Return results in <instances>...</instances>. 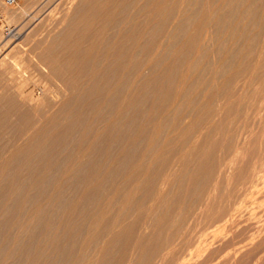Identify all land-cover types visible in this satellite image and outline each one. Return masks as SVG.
Masks as SVG:
<instances>
[{"label":"rangeland","instance_id":"rangeland-1","mask_svg":"<svg viewBox=\"0 0 264 264\" xmlns=\"http://www.w3.org/2000/svg\"><path fill=\"white\" fill-rule=\"evenodd\" d=\"M90 0H88V2H89ZM96 1V0H95ZM103 1V0H102ZM102 1H97L96 3L98 4H95L94 3V0H91L90 1V3H88L87 2V0H18L17 1V3L15 4V5H13V6H7V5H5L3 2H1L0 1V264H85L86 262V264H92V262H93V264H96V262H97V264H121L122 263V261H120V260H122V259H125L124 260V262L122 263V264H133L134 262H135V260H136V262H135V264H153L154 262V264H165V263H162L161 262V259H163V260H165V258H166V260H165V262H166V264H167V261H168V264L174 259L173 257H170L171 256V253H173V254H175L176 255V257L174 256V255H172V256H174L176 259H175V261L173 260L171 263L172 264H264V200H262V199H264V140H263V138H264V109H262V108H264L262 105H263V99H264V95H262L261 94V99H258L257 100V96H259L260 94H259V92L261 93L262 92V88H263V90H264V86L262 87V85H261V80H262V78H264V77H261V78H259V77H257V78H255L254 80L255 81H257L258 80V78H259V80H258V82H260V85H257L258 84V82L256 83L254 80H253V76H251V74H249L248 76H250L251 78H252V80L251 79H249V77L246 79V82L244 83V81H243V79L244 78H246L247 77V73L246 74H244L245 76H241V75H243V74H239V76H236L237 78L239 77L242 81H243V84H239V83H242V81L241 82H237V84H239V86L236 84V82H233V85H235L236 87H237V89H238V93H239V91H242V90H247V89H244V87L248 84V85H250V86H252V87H254V85H255V83H256V85H255V87L254 88H257L256 86H258L261 90H259V91H254L253 89L254 88H252V87H250V86H246V88H248V91H243V92H241L242 94H241V98H238L239 96H236V95H238V93H236L234 96L235 97H237L238 99H244V103L246 102V100L248 101V102H250L249 103V105H250V107H256V108H251V109H253V110H249L250 108H248L249 107V105H248V107H246L247 106V104L248 103H245L246 105H244V103L242 104L243 106H245V108L243 107L242 108V105L240 106V108H242L240 111H242L243 109H245V111L243 110L242 112L244 113L245 112V114L247 115V117H246V115L245 114H243L242 112V114H238V113H240V112H238V111H236L237 109H235L234 110V112L233 113H231V114H233V115H230V113H229V115H227L226 114V108L224 109V106H226L227 107V104L228 103H230V102H228L227 103V100L225 99V98H227V97H225V95H227L226 93L224 94V92L226 91H223L224 90V88H226V87H224L223 86V81H222V79L224 78V79H226L227 80V78L229 77L230 78V75H232V70L233 69H235L234 68V66H239V63H240V61H238L239 59H241L240 57L243 55H241V51H242V53H245V52H243V49H245V47H246V45H247V43L249 42V38L250 37H254V38H256V43L254 42V40H253V42H250V49L249 50H251V51H254V53H253V56H255V53H256V55H257V50H258V53H259V50H260V52H261V50L262 51H264V48H263V46L262 45H264V42L261 40V33H260V30H259V19L260 18H262L261 16H262V11H261V9L260 8H264L263 6H264V0H254L251 4H252V6L251 5H241L239 8H237V11L233 8V9H231V8H223V9H218V7L220 6V2L219 1H222V0H213L212 2H211V0H210V3L208 4L207 2H209V0L208 1H206V0H198V2L196 1V0H194V2L195 3H193V6L191 5V3H192V0H187L188 2L187 3H185V1L186 0H181L182 2H184V4H185V6L186 7H184L183 6V4L181 5V6H183V7H179V8H185V9H183L182 11H183V13L181 12V9H179V8H177V9H179L180 11H178L177 12V14H179V12H180V14H182V16L180 17L179 15H177L175 12L173 13V15L171 14V16H172V20H175V21H178V20H180L182 17H183V19H185L186 18V15L188 14V13H186V14H184V12L186 11V12H191L192 13V15L190 14V12H189V16H187L188 17V20L186 19V21H183L184 23L186 22V24H184V25H186V26H184V27H182V23H181V21L179 22V24L181 23V26L178 28V30L180 29L181 30V33H183V34H181L180 33V31L179 32H177L178 30L176 29L175 30V28H171L170 26L168 27V24L170 23V22H168V20H170L171 22H172V20L171 19H165V20H161L160 18H163V17H165V18H167L166 16H167V14H169L168 15V18H171V16H170V10H172L173 11V5H174V3L176 2V0H175V2H171L172 0H169V1H167L168 3H167V5H169V2H170V8H171V6H173L172 7V9H170V10H168V13H166V11L164 10L163 11V14H160V15H158L159 16V18H157L158 16L157 15H155L154 13L153 14H151L153 17H151V15H149L150 13H146V12H143V11H145V10H147V9H145L146 7H149V5L147 4V3H143V1L144 0H142V1H140V0H138V2L140 3H138L136 0H134V2H132V3H136V4H139V5H141V6H139V7H141L142 9H143V7L145 6V8H144V10H140V8L138 7V9L140 10V15L141 14H143V15H145L146 14V16H144V19H143V15L142 16H140L139 14L137 15V16H135V15H133V14H137V12H139V10L138 9H134L135 7H132V4H130L129 6H128V8H127V10L126 11H128V10H130L131 9V11L133 12V13H131V11H128V12H125V16L124 15H122V13H118V11L117 10H115V12H117L116 13V15L114 14V12H112V10H113V8H112V10H110V11H108L110 8L108 7V5H107V7H105V3L108 1V0H104L103 1V4H102ZM136 1V2H135ZM153 2H150L149 0L147 1L148 3L150 2L151 4H152V6H155V3L154 2H158V1H163L164 2V0H152ZM177 1H179V0H177ZM200 1V2H199ZM202 1V2H201ZM244 1H246V0H244ZM89 4V5H87V3ZM91 2H92V4H91ZM109 3H111V4H113V2L114 1H108ZM144 2H146V0L144 1ZM196 2H197V4H199V8L198 7H196V6H194V4L196 5ZM216 2H218V3H216ZM108 3V4H109ZM143 3V4H142ZM149 3V4H150ZM171 3H172V5H171ZM201 3V4H200ZM213 3H215V5H213ZM253 3H254V6H253ZM90 4L91 5H93V7L96 9H94V8H92V7H90ZM111 4H109L110 6H111ZM136 4H134V5H136ZM147 4V5H146ZM151 4H150V6H151ZM154 4V5H153ZM158 4V3H157ZM165 4H166V1H165ZM104 6L103 8H105L104 10L106 11V13L104 14V13H99V11H97L98 9H100V11H102L103 12V8L101 9L100 8V6ZM133 5V6H134ZM189 5H191V7L189 6ZM206 5V6H205ZM262 5V6H261ZM86 6H87V8H86ZM99 6V7H98ZM151 6V7H152ZM166 6V5H165ZM208 6L210 7V8H214L215 7V9H211L210 10V16H212L211 17V20L209 21V24L208 23H205L206 25L208 24V26H206V25H204L203 24V26L201 25L200 26V30H199V25L198 24H201L202 23V19L203 18H201V16H204V15H201V16H199L198 17V15H200V14H202V13H204V12H207L206 10H208L209 11V8H208ZM250 6V7H249ZM193 7H196L195 9H193ZM242 7V8H241ZM259 7V8H258ZM92 8V9H91ZM107 8V9H106ZM136 8H137V6H136ZM190 8V9H189ZM206 8H208V9H206ZM217 8V9H216ZM246 8V9H245ZM249 9V11H247L248 9ZM84 9V10H83ZM85 9H87V10H85ZM149 9H150V7H149ZM153 9V8H152ZM166 10L167 9H169V6H168V8H167V6H166V8H165ZM192 9V10H191ZM206 9V10H205ZM238 9H240V11H238ZM243 9V10H242ZM244 9L246 10V12L244 11ZM251 9H253L252 10V12H251ZM258 9H259V12H258ZM185 10V11H184ZM188 10V11H187ZM194 10V11H193ZM213 10V11H212ZM242 10V11H241ZM263 10V9H262ZM84 11H85V13H84ZM86 11L87 12H91L90 13V16H89V13H87L86 14ZM93 11V12H92ZM95 11V12H94ZM104 11V12H105ZM137 11V12H136ZM148 11H150V10H148ZM197 12V15H194V12ZM203 11V12H202ZM212 11V12H211ZM225 11V12H224ZM227 11V12H226ZM230 11H231V13H230ZM233 11H235V12H233ZM81 12V13H80ZM110 13V16H109V13ZM153 12V11H152ZM196 12H195V14H196ZM202 12V13H201ZM237 12V13H236ZM238 12H240V13H242V15L243 14H246V13H248V14H246L247 15V17H245V15L244 16H242L241 14H239ZM244 12V13H243ZM253 12L254 13H256V15L254 14V16L256 17V19L254 20V16H252L253 15ZM261 12V13H260ZM95 13H97L96 15L97 16H93V17H98V19H99V17H100V19L102 18V20L104 21L105 19V21H104V23H103V21H102V23L101 22H95V19L96 20H98L97 18H93L92 17V15ZM111 13H112V15H111ZM127 13H129V14H127ZM130 13L132 14L131 16H132V18H131V16H130V18H128V15H130ZM172 13V12H171ZM199 13V14H198ZM234 13V14H233ZM260 15H259V14ZM86 14V15H85ZM102 14V15H101ZM103 14H104V16H103ZM114 14V15H113ZM123 14H124V12H123ZM175 14V15H174ZM205 14V13H204ZM81 15V16H80ZM85 15V16H84ZM87 15H88V17L90 18V17H92V18H90L89 20H91V21H87ZM99 15H101V16H99ZM105 15L107 16L108 15V17H110L109 18V20L107 19V17H105ZM149 15V16H148ZM236 16V19H235V16ZM15 16V17H14ZM83 16V17H82ZM103 16V17H102ZM119 17V16H123V17H119L120 19H119V22H121V21H123V22H125V23H127L126 21H127V19H129V21H128V23H130V21H132L131 23L132 24H134V25H137V24H140L141 23V21L144 23H141L140 25H142L143 24V26H142V28H143V30H141V29H139V28H141L140 27V25L137 27V29H139V31L137 30V35L139 34L138 32H140V35L142 36V34H145L144 35V37H150V35L148 34L147 35V33L146 32H148V30H149V28H148V30L147 29H145L144 27L146 26V27H150V30H151V26L153 27H155V28H153L154 30H153V32H155L156 30H158L156 27H157V25H156V23H157V21L158 20H156V19H160L161 20V22L162 21H164V22H166V20H167V24L166 23H164V24H166V26L165 25H163V27L165 26V30H163V31H168V32H166V34H170L169 36L167 35L166 36V34L164 33V32H162L163 33V38L165 39V38H169V40H168V38L166 39V41L163 39H160V38H162V33L161 34H157V37L160 39H157V37L156 36H154V35H152L151 36V38L154 36V37H156V39H157V41H158V43L161 41V42H163L161 45H159L158 43V47H159V49H158V47H157V45L155 46V43L157 42V41H152L153 39H151V38H149V40L151 39V41L152 42H154V43H152V42H150V43H152V47H151V45H150V43H149V41H147L146 39H144V40H146L145 42V44H148L149 43V47H151V48H153V46H155V48H153V50L151 51L150 50V55H151V52H153L154 51V49L155 50H158V52H153L154 54H158V55H160L159 56V58L157 57V55H156V57H157V59L159 60V61H161V64H159L160 62L158 61L157 62V59H156V57L154 56V54H152L151 56H153V58L151 59V58H149L148 59V57H142L141 55H143L144 53L143 52H145L144 50H143V52H137L136 51V53H138V54H140V57H142V60L143 59H145V58H147V59H145L146 60V62L149 60V61H151V60H153V62L155 61V62H157V63H153L152 61L151 62H148L147 63V65H146V62H144L145 63V65L146 66H148V67H145V65L142 67V66H140V65H142V60H140V65L138 64V62H139V60L138 59H136L135 61H137V64L139 65V70H141V71H139L138 69H137V65L135 64V67H136V69H134V70H136L137 72L139 71V75H140V73H142L143 72V74H144V72H145V75H143V74H141L142 75V77L141 76H139V77H141V79H143V78H146L147 77V73L149 72V74H148V76H150V77H152L151 75H153V76H155L154 78V80L155 81H153V77H152V79L151 80H147V79H149L150 77H148L147 79H144V80H146V81H144V80H142L141 81V79L140 78H138V76H136L137 74H135V76L137 77H135L134 78V75H132V74H134V73H136V71H134L130 76H133V80L135 81V86H134V82L132 83V81H130L131 80V78L129 79L128 77L127 78H124V77H121L122 75L121 74H119L118 72H116L115 70H113V66H115L116 65V63H111V61L112 60H115V59H117L116 58V56H117V54H115V52H116V48L118 47L117 45V43H113V41H109L110 39L112 40V38H113V36L115 37L114 39H117L116 41H114V42H118L119 41V39H118V33L121 31V30H119L117 27H113L112 26V28H111V18L114 20V17ZM127 16V17H126ZM133 16H135V17H133ZM142 17L141 19L140 18H137V17ZM170 16V17H169ZM174 16L175 17H177V16H179V18L177 17V18H174ZM184 16H185V18H184ZM259 16V17H258ZM80 17V18H79ZM104 17H105V19H104ZM147 17V18H146ZM148 17H150V18H153V19H151V20H153V22L155 21L156 23L154 24V25H152L153 23L152 22H150L151 20H150V18H148ZM194 17V18H193ZM214 17V18H213ZM231 17V18H230ZM246 18V19H243V18ZM254 17V18H253ZM87 18V19H86ZM134 18H135V20H134ZM156 18V19H155ZM189 18H190V20H189ZM193 18V19H192ZM199 18H201L200 20H199ZM77 19V20H76ZM84 21V20H86L85 22H81L82 20ZM99 19V20H100ZM134 21H133V20ZM146 19H148V20H150L148 23L146 22V21H148V20H146ZM164 19V18H163ZM178 19V20H177ZM197 19V20H196ZM216 19V20H215ZM219 19V20H218ZM223 19V20H222ZM232 19H234V20H232ZM263 19V18H262ZM78 20H80V21H78ZM136 20H140L139 22L138 21H136ZM146 20V21H145ZM159 20V21H160ZM224 20H225V22H224ZM232 20V21H231ZM239 20H242L243 21V24H242V21L240 22ZM248 21L247 23H246V21ZM251 20H253V21H251ZM264 20V19H263ZM74 21H78L77 23L76 22H74ZM94 21V22H93ZM101 21V20H100ZM110 21V22H109ZM145 21V22H144ZM158 21V22H159ZM189 21H190V23H189ZM191 21H193V22H191ZM223 23H222V22ZM238 21H239V23H238ZM256 21V22H255ZM74 22V23H73ZM93 22V23H92ZM107 22H109V23H107ZM134 22V23H133ZM136 22H138L137 24H136ZM174 22V21H173ZM197 22H200V23H197ZM233 22V23H232ZM234 22H237V23H235L234 24ZM90 24V25H92L93 24V26H86L85 24ZM92 23V24H91ZM122 23V22H121ZM125 23H123V24H125ZM146 23V24H145ZM152 23V24H151ZM194 23V24H193ZM222 23V24H221ZM226 23V24H225ZM246 23V25H247V30H245L246 32H242V34H240L241 33V31L240 32H236L235 30H237V31H239L238 29H235V26L234 25H236V24H238L239 26H241V27H239L238 25H237V28L239 27V28H241V30H244L245 28H246V25H244ZM75 24H77V28H78V32H76L75 30H77V28L75 27ZM105 24V25H104ZM106 24H108V25H110V26H108L107 25V27H106ZM149 24H151V25H148ZM198 26H197V25ZM215 24V25H214ZM231 24H234V25H231ZM83 25V26H82ZM86 27H85V26ZM133 25V26H134ZM145 25V26H144ZM244 25V26H243ZM73 26H74V28H73ZM97 26H98V28H99V26L102 28V30H101V28H99L100 30H98V28H97ZM195 26H197V27H195ZM211 26V27H210ZM234 26V29L232 28L231 29V27H233ZM243 26V27H242ZM93 27V29H91ZM108 27H110L111 29H109ZM166 27L167 28H169V30L168 29H166ZM182 27V28H181ZM195 27V28H194ZM205 27V28H204ZM206 27H208L207 29H206ZM76 28V29H75ZM83 28V29H82ZM86 28V29H85ZM87 28H89V31L88 32H91L90 30H92V32L94 31V34L91 32V33H88L87 32ZM96 28V29H95ZM114 28V29H113ZM170 28H171V30L172 29H174V30H172V31H170ZM177 28V27H176ZM193 28H194V30H193ZM203 28V29H202ZM224 28V29H223ZM72 29V30H71ZM103 29H104V35L105 36H107L108 37V39L107 40H105L104 42L105 43H103V41L102 40H104V39H101V37L103 36ZM110 31H109V30ZM144 29L145 30H147L146 32L144 31ZM197 29H198V31H200L199 32V34L197 33L198 31H197ZM201 29L202 30H204V29H206V30H204L205 32H204V34H205V36H204V34H203V32L201 31ZM219 29V30H218ZM222 29H223V31H222ZM258 29V30H257ZM10 30V31H9ZM74 30V32H76V33H78V34H74L72 31ZM82 30V31H81ZM101 31L100 33H97L98 31ZM117 30V31H116ZM119 30V31H118ZM141 30V31H140ZM185 30V31H184ZM193 32H191V31ZM97 31V32H96ZM142 31L143 32H145V33H142ZM183 31V32H182ZM197 31V32H196ZM207 31V32H206ZM209 31V32H208ZM80 32H82V33H80ZM86 32V33H85ZM97 34H100V36L101 37H99L100 39H98V37L96 38V36H99V35H96V33ZM123 32V31H122ZM149 32H152V31H149ZM158 32H161L160 30H158ZM170 32V33H169ZM174 32V33H173ZM179 33V34H181V35H179V34H177V33ZM194 32H196L195 34H194ZM220 32V33H219ZM231 32H235V33H237V36H235V34H233V37H232V35L231 34H229V33H231ZM258 32V33H257ZM80 33V34H79ZM85 33V34H84ZM156 33H157V31L154 33L155 35H156ZM185 33V34H184ZM203 35H202V34ZM221 33H224V34H221ZM244 33V34H243ZM71 34H73V35H71ZM81 34H82V36H85V37H82L81 36ZM84 34V35H83ZM91 34H93V35H91ZM107 34V35H106ZM164 34H165V36L166 37H164ZM176 36H180L181 37V39L183 40V41H181V39H180V37L178 36L177 38L178 39H176L175 37V35ZM200 34L202 35V36H200ZM208 34H209V36H208ZM241 36H240V35ZM66 35V36H65ZM78 35V36H77ZM95 35V36H94ZM109 35H110V38H109ZM140 35H138L137 37H139ZM159 35H161V37L159 36ZM183 35V36H182ZM192 35H195L194 37L195 38H198V39H195ZM216 35V36H215ZM219 35V36H218ZM227 35H229V36H227ZM231 35V36H230ZM242 35H244V36H242ZM255 35H257V37L255 36ZM71 36L73 37V36H75L74 37V39H76L75 41H77V38L78 37H81V38H79L78 39V41L79 42H74V39H71ZM105 36H103V38H105ZM197 36V37H196ZM234 36H235V38H236V40L238 41H234ZM86 37H88L87 39H85ZM94 37V38H93ZM106 37V38H107ZM143 37V38H144ZM170 37L172 38V40L170 39ZM187 37H190V40L188 41V38ZM195 39H193V38ZM209 37V38H208ZM221 37V38H220ZM226 37V38H225ZM230 37H232V38H230ZM258 37H260V39H258ZM90 38V39H89ZM105 38V39H106ZM140 38V37H139ZM139 38H137V40L139 39ZM223 38H224V41L223 42H221L222 40H223ZM70 39V40H69ZM94 39V40H93ZM176 39V41L175 42H172V44L171 45H169L170 47H168L167 45H168V43H169V41L171 40V41H174ZM180 39V41L181 42H179V43H177L178 41L177 40H179ZM186 39H187V44L189 43L190 44V42L192 43L190 46L188 45V47L190 48H188L187 47V49L185 48V47H183V42H185L186 41ZM199 39L202 41V42H204V43H202L201 41H199ZM207 41H206V40ZM258 39V40H257ZM140 40V39H139ZM143 40V39H142ZM142 40H141V42H142ZM155 40V39H154ZM168 40V41H167ZM197 40H198V42H197ZM206 41V43H205V41ZM82 41V42H81ZM86 43H85V42ZM108 43H107V42ZM195 41V42H194ZM111 42V43H110ZM168 42V43H167ZM194 42V43H193ZM197 42V43H196ZM200 42V43H199ZM235 42V43H234ZM258 42H263L262 44H260L259 43V45H258ZM59 43V44H58ZM73 43H75L74 45H73ZM78 43H79V45H81V47L83 48H81V47H77L78 46ZM88 43V44H87ZM94 43V44H93ZM107 43V45H105ZM144 43V42H143ZM196 43V44H195ZM233 43V44H232ZM89 44H91V45H89ZM97 46H96V45ZM108 44H113V45H110L111 46V50H113V52H111V50H109V45ZM115 44V45H114ZM117 44V45H116ZM166 44V45H165ZM170 44V43H169ZM178 44V45H177ZM182 44V45H181ZM187 44H185L184 46H186ZM194 44H195V46H194ZM202 44H204L203 46H201ZM55 45V46H54ZM89 45V46H88ZM92 45H94V46H92ZM166 47L169 51H167L166 52V50H164L163 52V54H165V56L163 55V56H161V54H159L160 52L159 51H162L161 50V48L163 47ZM176 45V46H175ZM193 45V46H192ZM220 45V46H219ZM258 45V46H257ZM60 46L62 47V49H60ZM65 46V47H64ZM98 46H100V47H98ZM114 46H117V47H115V50H114ZM160 46H162V47H160ZM243 46V47H242ZM258 47V49L256 50V48ZM70 47V48H69ZM73 47H76V48H74L73 49ZM90 47V48H89ZM95 47V49H96V47H97V50L95 51V49H94V52L91 50V48L93 49ZM192 47V48H191ZM200 47V48H199ZM240 47V48H239ZM241 47H242V49H241ZM261 47V48H260ZM49 48V49H48ZM78 48V49H77ZM84 48L88 51V50H90V51H88V52H85V54H84V56H83V53H84ZM89 48V49H88ZM100 48V49H99ZM140 47H138V49H139ZM150 48V49H151ZM157 48V49H156ZM180 49V52H179V50H178V52L179 53H182L183 51H184V53L183 54H179L178 52V54L176 53V51L175 50H177V49ZM199 48V49H198ZM202 48H204V49H202ZM260 48V49H259ZM50 49H51V51H50ZM60 49V50H59ZM79 49H82V50H84V51H80ZM172 49V51H170ZM195 49V50H194ZM207 49H209V50H207ZM239 49V50H238ZM241 49V50H240ZM54 50V51H53ZM58 50V51H57ZM77 50H78V52L80 53V57L79 56H77L79 53L77 52ZM102 50V52H100ZM136 50H137V48H136ZM181 50H182V52H181ZM187 50V51H186ZM194 50V51H193ZM196 50L198 51V52H200L199 54L196 52ZM255 50H256V52H255ZM65 51V52H64ZM139 51V50H138ZM140 51H141V49H140ZM207 51H209V52H207ZM244 51H248V50H244ZM250 51V52H251ZM48 52V53H47ZM58 52V53H57ZM60 52V53H59ZM78 54H77V53ZM97 52H98V54H99V52H100V54H105V55H103V57L105 58V57H108L109 59H107V61L102 57V55L100 56V57H102L106 62H107V66H108V68H106L107 66H105L106 65V63H105V61L104 62H102V64H103V67H101L102 65L100 64L101 63V61H100V63H99V65H97V64H94V65H97V67L98 66H100L99 68H103L102 69V72H103V74L102 75H105V71H107V69H111V72H107V73H111V74H108V75H117V77L116 78H114V77H108L107 78V73H106V78H104L105 76H103V78H102V75L100 74L99 75V73H102L101 72V69H99L100 71H99V73H97L99 76L98 77H101L100 79H97V74H96V79L95 78H92L91 79V77H93V75L91 76L89 73H94V71H93V69L95 68V70L97 69L98 70V68L97 67H94L92 70L90 69V67L92 66V63H93V61L94 62H99V59H100V57H98V54H97ZM170 52V53H169ZM193 52V53H192ZM58 54L59 56H61V57H59L58 55L57 56H54V55H49V56H47L46 57V55H48V54ZM64 53V54H63ZM82 53V54H81ZM91 53V58L90 59H92V61L90 62L89 60L88 61H86V59L84 58L83 59V57H89V54ZM94 53H96L97 55V57L99 58L98 60L96 59V56H95V59L96 60H94V58H92L93 56L92 55H95ZM143 53V54H142ZM175 53V54H174ZM202 53V54H201ZM248 53V52H247ZM252 53H251V56H252ZM64 56V60L63 61H65V59H66V61L65 62H63L62 60V63H61V61H60V59H62V55ZM67 54H68V56L70 57H68L67 56ZM76 54V55H75ZM137 54V55H138ZM185 54V55H184ZM187 54V55H186ZM190 54V55H189ZM250 54V53H249ZM82 55V56H81ZM88 55V56H87ZM174 55V57L172 58V56ZM175 55H177L176 57H179L178 59H176L175 60ZM178 55H180V56H178ZM226 55V56H225ZM52 56H54V58L52 57ZM110 56V57H109ZM192 56V57H191ZM194 56V57H193ZM225 56V57H224ZM239 56V57H238ZM44 57V58H43ZM49 57H50V59H49ZM57 57V58H56ZM58 57L60 58V59H58ZM66 57V58H65ZM71 57H74V58H77V59H75L74 61H73V58L71 59ZM114 57H115V59H114ZM139 56H138V58H140ZM154 57H155V59H154ZM162 57H164V58H162ZM167 57V58H166ZM243 57V56H242ZM45 58H47V59H45ZM102 58H101V60H102ZM191 58V59H190ZM196 58V59H195ZM44 59V60H43ZM56 59V64L53 62V60H55ZM58 59V60H57ZM79 59V60H78ZM141 59V58H140ZM167 59H168V61H167ZM172 59H174V61H176V62H174V61H172ZM48 62H47V61ZM49 60H52V62H53V64H52V62H50ZM71 62H70V61ZM118 60V59H117ZM113 61V62H118V61ZM144 60V61H145ZM166 60V61H165ZM194 60H196V61H194ZM68 61L70 62L69 64H73V65H67L68 64ZM79 61V62H78ZM87 62V63H85V62ZM103 61V60H102ZM142 61V62H141ZM226 61V62H225ZM75 62V63H74ZM77 62H78V64H77ZM169 62V63H168ZM173 63L174 62V66L175 67H171L173 64H171V63ZM186 62L188 63V64H186ZM192 62V64H190V63ZM194 62V63H193ZM196 62V63H195ZM198 62V63H197ZM200 62V63H199ZM237 62H239L238 64H237ZM47 63V64H46ZM58 63L60 64L59 66L62 68H60V69H57V68H59V66H57L58 65ZM63 63H64V65H63ZM104 63H105V65H104ZM151 63H153L152 65H151ZM221 64V66H220V64ZM222 63H224V64H222ZM76 66H75V65ZM80 64H82V66H84V67H81L80 66ZM114 64V65H113ZM151 65V69H150V65ZM155 64V65H154ZM157 64H159V66L157 65ZM169 64H171V66L169 65ZM199 64V65H198ZM211 64V65H210ZM237 64V65H236ZM51 65V67H49ZM157 65V66H156ZM162 65H164V66H162ZM208 65V66H207ZM45 66V67H44ZM54 66V67H53ZM57 66V67H56ZM71 66H73V67H71ZM78 66H80V67H78ZM87 66V67H86ZM165 66H169V67H166L167 69L166 70H168V71H163V70H165ZM180 66V67H179ZM195 66V67H194ZM198 66V67H197ZM213 66V67H212ZM56 67V69H57V71H56V69H55V71L58 73H56L55 71H53V68H55ZM65 67V68H64ZM89 67V68H88ZM93 67V66H92ZM91 67V68H92ZM110 67V68H109ZM141 67H142V69H141ZM154 67V69H152ZM163 67V68H162ZM216 67V68H215ZM44 68V69H43ZM49 68V69H48ZM70 69V70H68L69 71V75L71 74V76H72V74H73V72H75L76 71V73H77V77L76 76H70L71 77V79H68L67 80V78L69 77V75H68V71H66L65 72V70H67V69ZM72 68V69H71ZM74 68V69H73ZM105 68V69H104ZM146 68H148V69H146ZM158 68V69H157ZM214 68V69H213ZM65 69V70H64ZM172 69V70H171ZM177 69V70H176ZM180 69V70H179ZM188 69H189V71H188ZM212 69V70H211ZM216 69H217V71H216ZM228 69H229V71H228ZM232 69V70H231ZM59 70V71H58ZM61 70H64V72L62 71V73L61 74H63V76L62 75H60V71ZM74 70V71H73ZM81 71V74L83 73V71H85L86 73H83L82 75L80 74V72L79 71ZM96 70V71H97ZM103 70H105V71H103ZM147 72H146V71ZM153 70H154V72H153ZM161 70V71H160ZM175 70V71H174ZM184 70H185V72H184ZM215 70V71H214ZM203 71V72H202ZM212 71H213V73H214V76L212 75L213 73H212ZM219 71V72H218ZM234 71V70H233ZM50 72V73H49ZM72 72V73H71ZM159 72V73H158ZM165 72L167 73H172V76H171V74L169 75L168 73V75H169V77H168V75H166V76H164L165 75ZM176 72V73H175ZM183 72H184V74H183ZM198 72V73H197ZM220 73V74H218V73ZM223 72V73H222ZM225 72V73H224ZM226 72H227V75H229V76H227L226 75ZM230 72V73H229ZM91 73V74H92ZM96 73V72H95ZM157 73V74H156ZM160 73L162 74L161 76H160ZM216 73H217V75H216ZM81 76H80V75ZM85 74V76L87 75L88 77V82L86 83V81H84L85 80V78L86 77H84L83 75ZM222 74V75H221ZM225 76H224V75ZM65 75H66V77H65ZM157 75H158V77H157ZM175 75H178V76H175ZM183 75H186V76H183ZM208 75V76H207ZM211 75L214 77V80L211 78ZM220 75V76H219ZM84 77V78H80V77ZM122 78H120V77ZM144 76V77H143ZM146 76V77H145ZM163 76V77H162ZM171 76V77H170ZM183 76V77H182ZM227 76V77H226ZM62 77H65L64 79L62 78ZM73 77L75 78H78V79H81V80H76V85H74V83H75V81H74V83H72V80H73ZM118 77L120 78V79H118ZM156 77H157V79L159 78V80H157L156 79ZM178 77V78H177ZM235 77V79H234V81H236V78ZM242 77V78H241ZM244 77V78H243ZM114 79V82H115V79H117V81L120 83V81H122L121 83L123 84V85H126V86H124V89H126L127 91H129L130 89H128V88H131L132 89V91L133 90H136V91H133L134 93H136L137 92V89H139V80L142 82H140L141 84V87H140V89L139 90H141V88L142 87H144V86H142V85H148L149 83H152L151 84V87L152 86H154V85H156V86H154L155 88L157 87V85L160 83V85H161V83H163L164 84V82L165 83H167V84H165V85H169L170 86V84L171 85H173V83H174V88H173V86H172V88L173 89H171V91L170 90H168L167 91V89L169 88V86H167V88H166V86L165 85H161L162 87H158V90L159 89H162L163 90V86H164V91H163V93H165V95H163V94H161V90L160 91H158L157 89H155L154 88V93H153V87L151 88L150 87V85H148L149 86V88H148V86H147V88H146V90H145V87H144V89H142V90H144V91H142V92H144V93H146L145 95H146V99L144 98V97H142V94H141V96L139 95L141 92L140 91H138V92H140L139 94L138 93H136L137 95H139V96H137L136 94H134V96H135V100H136V98H137V100L136 101H138L139 99L140 100H142L143 101V103L141 102V101H139V104H140V106H139V104L135 101V100H129L130 102H128L127 101V103H126V98H125V94H127L125 91H124V89H122V91L121 90H119V91H116V92H118L119 94H120V92H123V93H121V97L124 95V97L123 98H125L126 100L125 101H123L124 103H125V105H123V102L121 103V108H119L120 107V104H119V102L121 101V99H120V96L118 95V96H116V92H114L113 91V89H112V87H115V86H117L118 84H115L113 81H111V82H108L109 80H113ZM165 78V79H164ZM167 78H170V80L169 79H167ZM208 78L209 79H211V80H208ZM237 79V81L239 80L240 81V79ZM84 79V80H83ZM94 79H95V81H96V84H95V81H94ZM101 79H103V80H101ZM105 79V80H104ZM106 79H108V80H106ZM127 79H129L128 81H127ZM138 79V80H137ZM161 79V80H160ZM178 79V80H177ZM221 79V80H220ZM66 82H65V81ZM69 80H71L70 82H69V84H68V81ZM83 80V81H82ZM93 81V82H91V83H93V87H95L96 89H98V90H96V89H94V88H92L91 86H92V84L90 83V81ZM101 80V82H102V84H103V86H105V88H103V86H102V84H100V83H98V81H100ZM157 80V81H156ZM163 80V81H162ZM173 82H172V81ZM202 80V81H201ZM204 80H205V82H204ZM225 80V81H226ZM251 82H250V81ZM82 81V82H81ZM117 81H116V83H117ZM148 81V82H147ZM149 81H151V82H149ZM159 81V82H158ZM162 81V82H161ZM172 83H171V82ZM179 81H180V83L181 84H179ZM200 81V82H199ZM207 81H208V83H207ZM220 82V81H222L221 83H217V82ZM224 81V82H225ZM247 81H249L251 84H249V82L247 83ZM255 83H254V82ZM65 82V83H64ZM136 82H137V84H136ZM143 82H145V83H143ZM154 82V83H153ZM155 82H157V83H155ZM182 82L184 83V84H182ZM205 84V83H207V84H203V83ZM212 82V84H210ZM71 83V84H70ZM79 83H82V84H79ZM88 83H90L89 85H88ZM110 83V84H109ZM112 83H114V84H112ZM120 83V84H121ZM130 83H132L131 85H127V84H130ZM148 83V84H147ZM170 83V84H169ZM178 83V84H177ZM200 83V84H199ZM215 83H216V85H218L219 87H220V84H221V86L222 87H220V92H217V90L219 91V88H218V86H216L215 87ZM247 83V84H246ZM254 85H253V84ZM73 84V85H72ZM110 85L111 86V84H112V87H111V90L109 89L110 87H107V89H106V85ZM176 84V85H175ZM208 84H210V85H212V87H210V89L211 88H214V89H211L212 91H210V89H209V91L211 92V93H209V92H207L206 91V89H204L205 88V86H207ZM246 84V85H245ZM262 84L264 85V80H263V82H262ZM78 85V88L76 87ZM85 86L86 85V87H83V86ZM87 85L89 86V89H87L88 87H87ZM99 85H101L102 87L101 88H103L104 89V91H108V92H112V93H110V95H109V93H107V91L104 93V91L102 90V89H100V86ZM108 85V86H109ZM133 85V87H131ZM178 85V86H177ZM182 85V86H181ZM200 85V86H199ZM210 85H208V87H206L207 88V90H208V88H209V86ZM242 85V86H241ZM245 85V86H244ZM82 86V87H81ZM176 86V87H175ZM242 87V89H240L241 87ZM244 86V87H243ZM79 87H80V90H79ZM126 87V88H125ZM128 87V88H127ZM138 87V88H137ZM171 87V86H170ZM177 87H179V88H177ZM182 87H184V88H182ZM224 87V88H223ZM90 88L92 89V90H90ZM118 88V87H117ZM117 88L115 89L114 88V90H117ZM182 88V89H181ZM215 88H217V90H216V94H214L215 93ZM79 91H81V89L82 90H84L85 92H83V93H85L86 94V91L88 92V95L86 94V95H83V93H81V92H79ZM97 91L98 92V94H99V92H100V94H101V96L99 95V96H94V95H97V92H93V96H92V94L90 93L91 91ZM99 89H100V91H99ZM106 89V90H105ZM148 89V90H147ZM151 89H152V91H151ZM176 89H179V92H177L178 90H176ZM181 89V90H180ZM200 89H202V90H200ZM174 90H176L175 92H174ZM102 91V92H101ZM131 91V93H133ZM156 91H158V92H160V94L159 93H157ZM173 91V95H172V92ZM214 91V93H213V95H214V97H215V99L217 98V96H219L217 99L219 100H217L216 99V101H217V103L215 102L213 105H217L218 104V102L220 103V100L222 101V103H220V104H222L223 105V99H225V102H224V104H226V105H223V107H219V106H222V105H220L219 104V106L217 107V106H215L216 108H221V109H224L225 111H223V110H221V111H219V110H214V109H216L212 104V106H213V109L212 108H209L211 111H212V113L211 114H213L215 111H216V113H217V117H215L214 115H211V114H209L208 112L210 111L209 109L207 110V108H205L204 106L206 105V103H207V101H210L209 99H207V98H212V96L211 95H209V94H212V92ZM251 91V92H250ZM148 92V93H147ZM149 92H151V93H149ZM155 92L157 93V94H155ZM166 92L168 93V92H170V94L168 93V95L166 94ZM194 92V93H193ZM258 92V93H257ZM77 93H79L77 96L76 95H74V94H77ZM90 93V94H89ZM107 93V94H106ZM143 93V94H144ZM175 93V94H174ZM177 93V94H176ZM203 93V94H202ZM209 93V94H208ZM220 95H219V94ZM243 93H244V96L245 95H248L249 97L247 98V96H245V97H242V95H243ZM246 93H248V94H246ZM249 93H252L251 95H249ZM254 93V94H253ZM255 93L257 94V95H255ZM262 93H264V91L262 92ZM53 94H55V95H53ZM106 94V95H105ZM111 94H115L114 96L112 95V100L109 98H107L108 96L109 97H111ZM156 95V96H153V95ZM160 95V97L163 99V98H166V96H167V98H173L174 97V95H175V97L177 98V96L179 97L180 95V99L179 98H177L178 100H182L183 98V100H185L187 103L188 102H191V103H188L187 105H188V107H189V109H187V105H186V103L185 104H181L182 106L183 105H185V106H183V108H185L183 111H185V110H188V111H185L186 113L187 112H189V110H190V112L186 115V114H184V113H182V112H180V113H182V114H184V116L185 117H183L182 116V114H180L179 113V115H178V112L179 111H177L176 113H175V110H174V108L175 109H177L178 107H179V104L180 103H182L181 101H177V99L175 100V103H173L174 105H176V107H173L174 105H172L171 103H170V105H172V106H170L169 105V101H168V99H167V102H164V101H166V99H164L163 101H161L162 99L161 98H158L159 97V95ZM183 94V95H182ZM209 95V96H206V95ZM218 94V95H217ZM222 94H224L223 95V97L221 98V96H222ZM259 94V95H258ZM25 95L28 97H26V98H24L25 97ZM52 95V96H51ZM74 95V96H73ZM105 95V96H104ZM148 95H150V96H148ZM157 95H158V97H157ZM173 96V97H171V96ZM177 95V96H176ZM191 97H190V96ZM196 95H198V96H196ZM240 95V94H239ZM56 96V97H55ZM58 96V97H57ZM73 96V97H72ZM86 96V97H85ZM88 96V97H87ZM91 96V97H90ZM102 96H104V99H102L103 101L102 102H105L106 104H104V103H102L101 102V100H100V97L102 98ZM107 96V97H106ZM169 96V97H168ZM184 96V97H183ZM200 96V97H199ZM252 96V97H251ZM255 97V99L259 102H257L255 99L253 100V98ZM50 97V98H49ZM54 97V98H53ZM70 97H72V98H70ZM75 97V98H74ZM78 97L80 98V100H82V101H80L79 99H78ZM96 97H97V99H96ZM115 97H117L119 100H113ZM139 97V98H138ZM141 97V98H140ZM158 98V100H157V102H154V101H152V100H156L157 98ZM183 97V98H182ZM188 97V98H187ZM195 97V98H194ZM198 97V98H197ZM203 97H205V98H203ZM214 97L211 99L212 101H214ZM235 97H231L228 101H231V103L233 102V101H235L236 99H234ZM262 97H263V99H262ZM53 98V99H52ZM75 99L76 100V98H77V101L79 102H76L75 103V100H72L71 101V99ZM122 98V100H124ZM142 98H144L145 99V101H144V99H142ZM153 98H156V99H153ZM182 98V99H181ZM191 98H194V99H191ZM203 98V99H202ZM221 98V99H220ZM251 98H252V100H251ZM260 98V97H259ZM25 99V100H24ZM52 99V100H51ZM58 99V100H57ZM70 99V100H69ZM86 99V100H85ZM92 99V100H91ZM107 99L111 102V103H113V104H110V106L108 105V103H110V102H106L107 101ZM116 99V98H115ZM175 99V98H174ZM174 99H171V100H173L172 102H174ZM187 99V100H186ZM190 99V100H189ZM195 99H198V100H195ZM231 99H234V100H231ZM54 100V101H53ZM56 100V101H55ZM90 100V103L89 102H87V105H85V102L86 101H89ZM94 100H99L97 103H96V101L94 102ZM105 100V101H104ZM170 100V101H171ZM182 100V101H183ZM189 100V101H188ZM199 100H201V101H203V102H201V101H199ZM205 100H206V102H205ZM261 100V101H260ZM68 101H71L70 103H68ZM74 101V102H73ZM93 101V102H92ZM113 101V102H112ZM114 101L116 102L115 104H117V108L114 106ZM132 101V102H131ZM147 101V102H146ZM184 101V102H185ZM201 102V105H202V103H204L203 104V107L198 103V102ZM241 101V100H240ZM251 101H255V103L257 104V106L255 105V103H251ZM82 102V103H81ZM136 102V104H134V103ZM149 102V103H148ZM154 103V107L156 106H158L159 104H161L162 102L163 103H165V105H163L164 107H165V109L160 105L159 106V108L161 107V108H163V113H164V110L167 112V110H171V112H172V114H171V112L170 111H168V113H167V116H166V113H164L165 114V116H164V118H165V120H164V118L162 119L161 117H163L162 115H159L160 116V119H158V120H154V121H157L158 123L157 124H160V126H158V127H162V125L164 126L163 128H165V130H166V133L163 131V130H161V132H160V134L161 135H159V136H157V134H156V132L158 131V130H160L161 128H159L156 132L154 131L155 130V126H153V128H154V130L153 129H150V128H152L151 126L152 125H154V124H156L155 122L152 124V122H151V119H152V121H153V119H156L158 116V113L160 114L162 111V109H159L158 111H157V109H158V107L157 108H153V106H152V108H151V105ZM158 102H161V103H158ZM178 102H180L179 104H178ZM194 102H196L201 108H203L204 110H207V114L204 112V111H202L201 110V108L196 104V103H194ZM260 102L262 103V104H260ZM75 103V104H74ZM88 103H89V105H88ZM93 103H95V105L93 104ZM99 103V104H98ZM102 103V106L104 105V107L106 106L107 108H108V110H107V108L105 107V109H104V113H103V108H101L102 109V111H101V109L100 108H98V107H100L101 104ZM129 103H131V104H129ZM132 103L134 104L133 106H132ZM148 104V105H146V106H149L150 105V108L151 109H153V110H155L154 112H153V110H152V113H150V115H152V117H154L155 116V118H151V116H148L149 118H150V120L149 119H147L148 117H145L146 115H148L149 114V111H147L146 109H149V107L148 108H146V106L144 105H142V104ZM150 103H152V104H150ZM156 103V104H155ZM230 103V104H231ZM237 103V102H236ZM66 104V105H65ZM69 104V106H67ZM73 106V105H75V106H71V105ZM78 104V105H77ZM79 104H81V105H79ZM177 104H178V107H177ZM253 104H254V106H253ZM51 105V106H50ZM77 105V106H76ZM83 105H85V106H83ZM112 105V106H111ZM125 108H127L128 106L127 105H131V109L129 108V109H127V111L128 110H130L131 112L133 111V109L135 110V111H133L132 112V114H135V117H134V120H135V118H136V116H137V121L135 120V122L136 123H134L132 120H131V118H133L132 116H129V118L127 119V114H125V113H123V114H125L124 116H122V117H125V119H123L122 117H121V115H120V112H119V116L117 115L118 114V111H121L120 109H124V107ZM170 106L169 108L170 109H167L166 108V106ZM181 105H180V107H181ZM195 105V106H194ZM196 105H197V107H196ZM208 105H210V103H207V106ZM261 105V106H260ZM71 106V107H70ZM78 106H80V107H78ZM86 106H88V107H86ZM101 106V107H102ZM109 106V107H108ZM119 106V107H118ZM127 106V107H126ZM136 106V107H135ZM206 106V107H207ZM237 106V105H236ZM65 107H68L67 108V110H66V112L67 111H69V113H72V114H70V116H68L67 118L69 119H67V118H65V116L68 114L69 115V113H67V114H65L64 115V113H66L65 112ZM77 107V109H75ZM83 107H84V109H83ZM86 107V108H85ZM91 107H92V109H91ZM95 107V108H94ZM113 107H115V108H113ZM123 107V108H122ZM130 107V106H129ZM132 107H133V109H132ZM208 107H211V106H208ZM258 107V108H257ZM64 108V110L62 111V109ZM79 108V109H78ZM88 108V109H87ZM142 108V109H141ZM172 108H173V111H172ZM182 108V107H181ZM181 108H180V110H181ZM182 108V109H183ZM199 108H200V110H199ZM235 108V107H234ZM239 108V109H240ZM246 108H248V109H246ZM71 109V110H70ZM76 111H80V109L81 110H83V114H81V115H79V116H82V120L84 121H82L81 119L79 120L78 118H80V117H78L77 119H76V117L74 116L73 117V115H74V111L75 110ZM94 109H98V111H96V110H94ZM100 109V110H99ZM118 110L117 111V113L116 112H113V110ZM255 109H258V111L257 110H255ZM93 110V111H92ZM109 110H111L110 112H109ZM177 110H179V108L177 109ZM197 110V111H196ZM214 110V111H213ZM247 110H249V112L247 111ZM262 110V111H261ZM61 111V112H60ZM70 111H72V112H70ZM75 111V112H76ZM90 111H92L91 113H90ZM105 111H106V114H108L107 115V117L105 116L104 117V114H105ZM124 111H126V109H124ZM137 111V112H136ZM139 111H141V112H143L142 114V116H143V118H142V116H141V112H139ZM158 112V113H155V112ZM195 111V112H194ZM199 111L201 112V113H199ZM218 111V112H217ZM248 112V114H247V112ZM251 111H252V113H251ZM261 111V112H260ZM57 112H59V113H57ZM89 112V113H88ZM94 112L96 113V112H98L99 113V115H98V113L96 114V119H93L94 117H95V114H94ZM114 114V113H116V114H114L113 115V117H112V113ZM131 112H128V114H130ZM136 112V113H135ZM139 112V113H138ZM145 112V113H144ZM150 112H151V110H150ZM236 112V113H235ZM253 112L255 113L256 112V114H254V115H250L249 113H251V114H253ZM29 113V114H28ZM56 114V116L54 115V114ZM79 113V112H78ZM109 113L111 114V115H109ZM122 113V112H121ZM222 113V114H221ZM57 114H60V115H57ZM86 114V115H85ZM93 114V115H92ZM122 114V115H123ZM132 114H130V115H132ZM139 114V115H138ZM144 114H146V115H144ZM153 114H156V115H154L153 116ZM173 114H175L176 116H174ZM190 114V115H189ZM194 114H196L197 116H199V114H200V118H202V119H204L203 117H205V119H207L206 118V116H208V118H209V120H210V122H211V119L213 118V121L212 122H214L213 124L214 125H219V126H214V125H212V122H211V125H210V123H208L207 121L208 120H204L205 122V124H201L202 122L201 121H203V120H198V118H196L195 119V117H194V121L195 120H198L197 122L195 121V122H193V120H192V118H193V116H194ZM202 114V115H201ZM203 114H204V116H203ZM215 114V113H214ZM225 114V115H224ZM240 115V116H238V115ZM261 114H263V115H261ZM29 115V116H28ZM116 115V116H115ZM173 115V116H172ZM180 116V118H182V120L178 117V116ZM189 115V116H188ZM193 115V116H192ZM195 115V116H196ZM216 115V114H215ZM243 115H244V117H243ZM28 118H27V117ZM39 116V117H38ZM55 116V117H54ZM60 116V117H59ZM61 116H64V118H65V120H68V122L69 123H66L67 121H65L64 120V118L63 117H61ZM93 116V117H92ZM97 116H99V117H97ZM102 116L104 117V118H102ZM118 116V117H117ZM141 116V117H140ZM203 116V117H202ZM223 116H226V117H228L227 118V121H228V119H230V121L232 120V122L233 121H235L234 123H236V127H233L234 129L235 128H238V129H236V130H233V128H232V126H235V125H232V123L230 124L229 123V121L227 122V124H230V125H228L229 127L231 126V128L229 129V127L226 125V126H224V127H226V128H224L223 129V126L222 125H225L224 124V119H226V117L225 118H223ZM230 116H231V118H230ZM235 116H236V119H235ZM249 116H251V118L253 119H251ZM258 116V117H257ZM260 116H262V117H260ZM101 117V118H100ZM116 119H115V118ZM139 117V118H138ZM186 117H188V120H190V118H191V120H190V122L192 121L193 123V125L196 127H192V124L190 125V123L188 124L187 123V126H186V122H188L187 121V119H186ZM214 117H215V119H214ZM242 117L243 119L245 118V120H243L242 118H241V120L239 121V119ZM49 118H51V119H49ZM99 118H100V120H99ZM112 118H114L115 120H116V122L115 123H117L118 122V118H119V120H120V118H122L121 119V121L123 122L122 124H124L125 122H124V120H130V121H132L133 123H130V121H126V123L125 124H128V125H130V126H128V125H123V127L125 126V128H123V127H120L122 124L120 123V121H119V123L121 124V125H119V124H116V126L117 125H119V126H117V127H120V128H123V131L125 130V129H127L126 131H125V133H124V135L127 133V135H121L120 136V138L122 137L123 138V140H122V138H121V140H120V142H116L115 140H119L120 138H119V136L117 137V135H115L116 133H118L119 132V129L120 128H117V131H116V128L114 127L115 125H113V126H111V124L109 125V123L112 121V123H113V121H115L114 119L112 120ZM144 120V118H146L147 120H149V122H151V124H149V122L145 119L144 121H142V119ZM159 118V117H158ZM173 118H174V121H173V123H174V127L172 126L173 124H171V122H172V120H173ZM175 118H179V119H176V121H175ZM183 118H184V120L186 119V122H184L183 121ZM199 118V119H200ZM219 120H218V119ZM223 118V119H222ZM53 119V120H52ZM61 119H63V120H61ZM86 119V120H85ZM104 119V120H103ZM105 119H106V121H105ZM109 119V120H108ZM141 119V120H140ZM216 119H217V121H216ZM246 119H248L247 121H246ZM73 120V121H72ZM99 120V121H98ZM107 120H108V122H107ZM140 120V121H139ZM160 120V121H159ZM162 120H164V122L166 123H162L163 121ZM177 120H181V122L183 121V123H180V125H179V123L177 122ZM39 121H41V122H39ZM52 121H59V124H56V122H53V123H55V124H53L52 122H51V126L53 127H56V129L53 127L52 129H51V127H50V125H49V123ZM60 121H61V123H60ZM80 121H81V123H80ZM139 121V122H138ZM148 122V124H149V126H146V125H148L147 124V122ZM216 121V122H215ZM219 121V123H217ZM224 121V122H223ZM244 121V122H243ZM45 122H49L48 123V126H47V123H45ZM73 122L74 123H76V124H78V125H75L74 124V127L72 128V124H73ZM78 122V123H77ZM99 122V123H98ZM106 122L108 123V124H106ZM159 122H161V123H159ZM169 124H168V123ZM176 122H177V125H176ZM201 122V123H200ZM237 122H239V123H237ZM242 122H243V125L245 124V126H243L242 125ZM260 122V123H259ZM43 123H45L44 125L45 126H47L48 128L50 127V129H51V131L47 128V127H44V125L42 124V126H39V125H41V124ZM94 123L96 124V125H94ZM98 123V124H97ZM142 123H143V126H142ZM196 123H197V125L199 126V127H201V126H203V127H207V126H209V128H211L210 126H214L213 127V129L211 128V130H212V133H209V132H211V131H209L208 132V129L206 130V128H204L203 130L204 131H202V128H201V131H200V129H198L199 127L198 126H196ZM199 123V124H198ZM206 123H208L207 125H206ZM216 123V124H215ZM233 123V124H234ZM53 124V125H52ZM68 124V126H66ZM71 124V126H69ZM93 124V125H92ZM101 124H103L102 126L105 128H107V127H109L108 129H112L113 127H114V129L113 130H111L112 132L114 131H116V133L115 134H113L110 130H108V129H104V128H102V129H104V130H102L103 131V133H104V131L105 130H108V132L110 131V135H112L111 137H110V135H104V134H102V136H104V138L102 139V138H100L101 137V134H100V132H101V130H99L100 132H98L97 130L100 128L101 129ZM114 124V123H113ZM146 124V125H145ZM168 124V125H167ZM183 124V125H182ZM248 124V125H247ZM38 125V126H37ZM57 125H58V127H57ZM62 125L64 126V127H62ZM99 125V127H96V126H98ZM106 125V126H105ZM131 125H135L136 127L135 128H137V130L134 128V126H133V128H134V131L136 130L137 132H134L132 129V126ZM144 125L148 128V127H150V128H148L149 129V131L148 132H146L147 131V128L145 129L144 128ZM151 125V126H150ZM167 125V126H166ZM184 126V127H182V126ZM241 125L245 128V129H243L242 127H241ZM250 125V126H249ZM37 126V127H36ZM88 126V127H87ZM172 126V127H171ZM179 126H181L182 128H178ZM189 126L190 127H192V128H190L191 130L192 129H194V130H196L197 132H195V134H194V131H193V133H191L190 132V129H189ZM38 128L39 127V129H42V131L41 130H36V128ZM42 127V128H41ZM59 127H62L61 129L59 128ZM65 127L67 128V129H65ZM128 127V128H127ZM129 127H131L130 128V130H132V131H128L129 130ZM141 127V128H140ZM144 128V130H145V133L142 131V129ZM157 127V128H158ZM217 128L218 127V130L216 131V132H213L215 129L214 128ZM222 127V128H221ZM45 128H47V129H45ZM64 128V129H63ZM69 128V129H68ZM70 128H72L71 130H70ZM74 128H75V130H74ZM208 128V127H207ZM219 128H221V129H219ZM35 129V130H34ZM58 129L59 130H62V131H58ZM173 129H178V131H179V133L177 132V130L175 131V130H173ZM187 130V129H189V131L187 132H184V130ZM232 129V130H231ZM244 131H243V130ZM256 129V130H255ZM33 130V131H32ZM55 130H57V131H55ZM69 130H70V132H69ZM138 130H139V133L142 135V138H144V139H147V135L146 134H151L150 136L152 137V133H150V132H155V133H153V137H156V138H154V143L153 142H151V138H150V136L148 137V139L147 140H143L142 138H139V136H137L136 137V139H135V136H133V135H136L135 133H138ZM207 131V133H206V131ZM210 130V129H209ZM220 130V131H219ZM225 130V131H224ZM35 131V132H34ZM41 131V132H40ZM73 131V132H72ZM170 131V132H169ZM172 131L173 132H176V134H175V136H181L182 134H183V132H184V135H182L181 137H179V138H181V139H179L178 137H173L172 135H171V133H172ZM180 131H182V132H180ZM198 131H199V134H200V132H202L201 134H208V135H210V134H212V135H214L215 133V135L214 136H218L217 138L216 137H214V136H209V137H206V136H204V135H202L203 136V138L201 137V135L199 136V138L197 139V137H198ZM219 131V132H218ZM224 131V132H223ZM230 131H233V133L235 134H233L232 132H230ZM34 132V133H33ZM57 132V134H59V135H55V133ZM60 132H62V134H63V136H64V134L66 135L65 137H63V136H61L62 134H60ZM75 132V133H74ZM96 132H98L99 134H97ZM107 132V133H108ZM131 132V133H130ZM159 132V131H158ZM190 132V133H189ZM205 132V133H204ZM218 132V133H217ZM223 132V133H222ZM236 132V133H235ZM251 132V133H250ZM254 132V133H253ZM38 133H41V134H38ZM45 133H47V135L45 134ZM72 133H73V135L74 136H72ZM84 133H86L85 134V138H83L82 137V135L84 134ZM99 135L98 137H97V135ZM128 133H130L129 135H128ZM138 133V134H139ZM164 133V134H163ZM181 133V134H180ZM188 133L191 135L192 134V136H188ZM196 133H197V137L195 138V136H196ZM227 133V134H226ZM37 134H38V136H37ZM43 134V135H42ZM82 134V135H81ZM105 134H106V131H105ZM109 134V133H108ZM119 134H121L120 132H119ZM139 134V135H140ZM144 134V135H143ZM180 134V135H179ZM229 134V135H228ZM232 134V135H231ZM248 134V135H247ZM41 135V136H40ZM45 135V136H44ZM52 135V137L54 138V140H56L57 142V145H54V144H56L55 143V141H54V144H53V141L50 139V137H49V139L51 140V141H48V139H47V136H51ZM53 135H55V137L53 136ZM115 135V137H113ZM141 135H140V137H141ZM155 135V136H154ZM162 135H165V138L162 136ZM166 135L169 137L170 135L172 136V138L171 139H169V140H167L169 143H172V145L174 144V142H176L177 140H176V138L180 141H185V143H186V141H187V139L186 138H188L189 140H196L197 139V141L198 142H194V144H192L194 147H195V149H197L198 147L200 148V146L199 145H201L202 144V146H203V144L206 146H208L209 145V141L210 142H212V144H213V142L215 143V145H216V142H217V147L215 148V147H213L214 148V151H213V154L215 155V153H216V159H214L215 157L213 156V158H212V161H210L211 162V168L212 169H215V170H212L211 169V171H210V173H212V171H213V173H214V175H213V173L211 174V180H210V182L209 183H211L210 184V187L208 186V184L209 183H207V182H205L206 183V185L204 184V185H202L203 186V189L207 186V188H205L204 190H206V195H207V191H208V188H209V190H210V193H208V194H210L211 195V197H213V198H211L210 197V195H209V197H208V195L206 196L205 195V192H203V191H201V193H200V195L202 194V192L204 193V195H205V197H203L204 199H205V201H206V199H207V202L208 203H205L204 201H203V199H202V201L204 202L203 204H206V205H203L202 204V206L200 205V203H198L197 204V201L199 200V198H197V197H199L198 196V194L196 195V193H194L193 195L192 194H188L187 196H185L186 198H184V200H187V201H184L183 202V200H182V203H183V205H182V203H181V205H182V208H180V209H177V207H175L172 203H176L179 199H178V197H177V195L178 196H180V195H183L182 194V192H180V191H182V190H184V186H183V184L185 185V183L183 182L184 181V177H185V175L188 173V169H187V166H185V165H187L188 163H189V161L191 162V160L189 159L190 157V154L191 153H194L193 151L195 150L194 149V147H192L191 146V143H193V141H187V144H185V143H183V142H180V143H178V141L175 143V147H176V144H179V145H181V146H177L176 147V149L178 150H176V149H174V147H172L173 149H174V151H173V149L172 148H170L168 145H166V147L169 149H171L173 152H171L170 150H169V153L168 152H165L164 154L162 153V149H164V148H166L165 147V139L167 138L166 137ZM187 135V136H186ZM223 135V136H222ZM235 136V138L234 137H232V136ZM243 135H245V136H243ZM251 135V136H250ZM258 135V136H257ZM34 136V137H33ZM84 136V135H83ZM94 136V137H93ZM105 136H107V137H105ZM130 138H129V137ZM132 136V137H131ZM144 136V137H143ZM146 136V137H145ZM170 136V137H171ZM183 136L185 137L184 139H186V140H183L182 138H183ZM194 136V137H193ZM229 136V137H228ZM62 138V139H64V140H62V141H59L58 142V140H57V138ZM75 137V138H74ZM88 137V138H87ZM108 137H110L111 139H114V140H112V142L111 143H113V141H115L116 142V144H115V146H114V144L112 145L110 142H109V144H111L110 146V148H106V147H108V145L107 144H105L104 145V141H105V143H108ZM124 137L126 138H129L130 139V141H131V143L132 144H134V146H135V143H137V145L135 146V147H131V143H129L128 142V140H127V142H128V144H131L130 146H127V142H125L126 140L124 139ZM159 137V138H158ZM161 137H162V140L163 141H160L159 139H161ZM169 137V138H170ZM190 137H192L193 139H191ZM201 137V138H200ZM213 137L214 138H216V139H213ZM232 138V144L231 143H229L228 141H231V138ZM239 137V138H238ZM40 138V139H39ZM87 138V139H86ZM118 138V139H117ZM126 138V139H127ZM138 138V139H137ZM158 138V139H157ZM208 140H207V139ZM211 138H212V140H211ZM220 138V139H219ZM226 138V139H225ZM234 138V139H233ZM102 139V140H101ZM104 139H106V140H104ZM139 139H141V141L139 140ZM153 139V138H152ZM176 141H175V140ZM200 139H205V140H203L202 142L201 141H199ZM236 139V140H235ZM237 139H239V140H237ZM61 140V139H60ZM104 140V141H103ZM110 140V139H109ZM135 140H139L138 142H140V144L138 145V142L137 141H135ZM159 140V142H155V141H158ZM218 140V141H217ZM220 140V141H219ZM222 140V141H221ZM234 140V141H233ZM243 140V141H242ZM27 141V142H26ZM36 141V142H35ZM38 141V142H37ZM39 141H46L47 142V144H48V146L45 148V145H43V144H46V142L44 143L43 142V144H42V142H41V144L43 145V146H41V150L39 151V152H37V149H39V145H40V142ZM65 141V142H64ZM103 141V142H102ZM111 141V140H110ZM135 143H134V142ZM144 141V142H143ZM145 141H150V143H152V145H150L151 147H155L154 149H152V150H150V146H149V143H147V142H145ZM172 141V142H171ZM204 141H207V143L206 142H204ZM242 141V142H241ZM29 142V143H28ZM33 142V143H32ZM52 142V143H51ZM63 142V143H62ZM114 142V143H115ZM143 142V143H142ZM164 143V144H162V143ZM168 142H166V144L168 143ZM191 142V143H190ZM199 142H201L200 144H199ZM233 142H235V143H233ZM237 142H239V143H237ZM245 142V143H244ZM37 143V144H36ZM38 143H39V145H38ZM50 143V144H49ZM59 143H60V145H59ZM63 145H62V144ZM97 143V144H96ZM118 143L119 144H121L122 145V147L124 148H122L123 150H122V152H121V150H117V148L118 149H121V147L119 148V146H118ZM145 143H147V145L145 144ZM156 143V144H155ZM168 143V144H169ZM198 143V144H197ZM31 144H32V146H35V147H32L31 146ZM46 144V145H47ZM51 144H53L54 146H52V149L50 148V146H51ZM144 144V145H143ZM162 145V147L163 148H161V147H158L159 145ZM182 144H183V146L184 145H188V146H185L186 147V149H187V147H188V151L187 150H185V147H182ZM230 144V145H229ZM237 144H238V146H237ZM263 144V145H262ZM29 145H30V147L31 148H29ZM50 145V146H49ZM58 145H59V147H58ZM61 145H62V149H61ZM147 146V148H146V146ZM157 147H156V146ZM160 145V146H161ZM164 145V146H163ZM171 145V144H170ZM214 145V146H215ZM225 145V146H224ZM26 146H28V152H26L25 150H26ZM39 146V147H38ZM55 146H57L58 148H59V151H56L55 149H56V147ZM87 146H89L88 148H87ZM104 146H105V148H104ZM112 146H114V148H115V155H114V153L112 152L113 151V147ZM118 146V147H117ZM142 146V147H141ZM143 146H145V148H146V150H144L143 149ZM191 147V151H189V149H190V147ZM201 146V147H202ZM224 146V147H223ZM43 147V148H42ZM55 147V148H54ZM101 147H102V149H101ZM131 149H130V148ZM180 147H182V149L181 150H179L180 149ZM197 147V148H196ZM234 147V148H233ZM236 147V148H235ZM241 147V148H240ZM260 147H261V149H260ZM21 148V149H20ZM24 148H25V150H24ZM36 148V149H35ZM45 148V149H44ZM50 148V149H49ZM54 148V149H53ZM57 148V149H58ZM99 148V149H98ZM112 148V151L110 152V150L109 149H111ZM128 148V149H127ZM140 148V149H139ZM167 148H166V150H167ZM184 148V149H183ZM222 148V149H221ZM223 148H225V149H223ZM227 148V149H226ZM238 148V149H237ZM252 148V149H251ZM257 148V149H256ZM23 149V150H22ZM31 149V150H30ZM61 149V150H60ZM87 149L89 150H91V153H93V154H89L90 152V150L87 152ZM95 149H96V153H95ZM100 149L102 150V152L100 151ZM105 149H108L109 150V152L111 153V154H109L110 156H111V158H106V160L108 159H110V160H112V162L113 161H118V163L117 162H115V163H111V161H110V167H111V165H113V167H115V166H117V165H119V166H117V167H115V168H119V169H116L115 170V168H114V171L113 170H111L112 169V167H111V172L110 171H108V172H106V170L105 169H103V168H106L107 169V165L109 164H107L106 166H105V158H103V157H108V156H106V154L105 153H108V150L105 152ZM159 149H161V152H160V150ZM215 149H216V152H215ZM32 152H30V151ZM35 150V151H34ZM52 150H55L54 152L55 153H53V151ZM68 150V151H67ZM127 150V151H126ZM130 150H132V151H130ZM144 151L145 153H146V151L148 150V152L146 153V154H148V155H144L145 153H143L142 151ZM159 150V153H162V154H159L157 151ZM187 152V154L189 153V152H191V153H189V155H186L185 153V151ZM19 151H20V153H19ZM24 151V152H23ZM47 151V152H46ZM98 151H100L101 152V154H99V152ZM117 151H118V154H117ZM123 151H124V154H127V153H125V151L126 152H128V153H131V152H133V153H131L130 154V157H129V155H128V157L127 156H125L124 154H123ZM151 153H150V152ZM177 151V152H176ZM179 151H182V153H183V151L185 152V153H183V155L181 154V152H180V155H182L183 157V160H182V158L180 157V156H178V155H176V156H173V153L175 152V154H179L178 152ZM229 152V155L227 154L228 152ZM22 152V153H21ZM34 152H36L35 154H34ZM104 152V153H103ZM140 152V153H139ZM154 152V153H153ZM156 152H157V154H156ZM171 152V153H170ZM234 152V154H232ZM8 153V154H7ZM31 153V155H29ZM62 153V154H61ZM119 153L121 154L120 156H121V158L123 159H121V158H119L120 156H118L119 155ZM166 153L169 155H172V156H166ZM220 153V154H219ZM235 153H237L238 155H237V157H236V154ZM34 154V155H33ZM56 155V156H54V155ZM133 154V155H132ZM141 154V155H140ZM150 154V155H149ZM154 154V155H153ZM159 154V155H158ZM231 154V155H230ZM40 155V156H39ZM104 155V156H103ZM108 155V154H107ZM118 156L117 157V159L118 160H116V157L115 156ZM124 155V156H123ZM134 155H135V157H136V159H135V157H134ZM137 155H138V157H137ZM142 157V155H144L145 156V158H144V156L141 158V159H143V163H142V161L140 160V156ZM159 156V158H160V156H162L160 159L161 160H163V162L165 161V157H167L168 158V160L166 159V161L165 162H167V161H169V157L171 158L170 159V163H166L165 164V166L166 167H163L164 165H163V162H161V160L159 159V158H157L156 160H158V163L159 162H161V163H159L158 165H157V161L155 160V159H153V158H156V156ZM184 155H186V156H188V158L186 157V156H184ZM109 156V157H110ZM148 156V157H147ZM165 156V157H164ZM179 158H178V157ZM192 156H193V154H191V158H192ZM228 156V157H227ZM229 156H231L230 158H229ZM234 156V158H233V160H234V162H232L233 164L232 165H230L231 164V160H232V157ZM245 156H246V158H245ZM30 157V158H29ZM42 157V158H41ZM101 157V158H100ZM113 157H115V160H114V158ZM124 157H125V159H124ZM127 157V158H126ZM134 157V158H133ZM31 158H33V159H31ZM130 158V159H129ZM164 158V159H163ZM173 158H174V160H173ZM175 158H177V159H175ZM181 158V159H180ZM226 158H229L230 159V163L228 162V163H226V162H224V161H227V160H229V159H227L226 160ZM244 158L246 159L245 161L247 162V163H245V161H244ZM31 159V160H30ZM45 159V160H44ZM47 159V160H46ZM122 161H121V160ZM128 159V160H127ZM137 159H139L140 161H141V165H140V167H139V164H140V162L138 163L136 160ZM153 159V160H152ZM186 161H185V160ZM214 159V160H213ZM237 159V160H236ZM43 160L46 162V164H47V161H48V164L46 165L45 164V162H43ZM107 160V161H108ZM126 160V161H125ZM146 160H148L147 161V163L145 162ZM189 160V161H188ZM217 160V161H216ZM239 160V161H238ZM28 161V162H27ZM121 161V162H120ZM151 161V162H150ZM154 161V163H152ZM172 161H175V162H177L178 161V165H176L174 162H173V164H171L172 163ZM182 161V162H181ZM185 161V162H184ZM187 161H188V163H187ZM236 161H238V162H236ZM241 161L243 162L244 161V163L242 164L241 163ZM12 162V163H11ZM119 162H120V164H119ZM136 162V163H135ZM164 162V163H165ZM179 162L180 163H182L183 164V162L184 163H186V164H183V166H184V169H179V168H182V166H181V164H179ZM6 163V164H5ZM94 163H96V164H94ZM102 165V167H101V169L103 170H101L100 169V167L99 168H97L100 164ZM138 163V167L136 168V170H138L139 172L140 171H142L141 173H139V172H134V171H136V170H133V172H134V174L135 175H137V177H135L134 176V174L132 173V167L134 166L135 167V164H137ZM151 163V164H150ZM218 163H220L221 164V167H223L222 169H224V170H220L219 169V166L220 165H218ZM228 164V165H230L231 166V168H230V166H228V165H226V164ZM235 163V164H234ZM253 163V164H252ZM255 163H256V165H255ZM29 164V165H28ZM45 164V165H44ZM91 165V167L92 168H90V165ZM99 164V165H98ZM117 164V165H116ZM146 164V165H145ZM149 164V165H148ZM161 164H162V167L160 168V167H157V166H161ZM169 164H171V165H174V169L172 168L171 170H169V169H167L168 167L167 166H170ZM248 164V165H247ZM251 164V165H250ZM44 165V166H43ZM87 165L89 166V167H87ZM115 165V166H114ZM145 165V166H144ZM154 165V166H153ZM217 165V166H216ZM240 165H243V166H241V170H240V168H238V166ZM40 166V167H39ZM42 166H43V168H42ZM71 166V167H70ZM94 166L97 168V170L98 169H100L101 170V172H100V170H99V172H98V179L100 180V178L102 179V175H103V177L105 176V178H103L102 180L104 181H100L99 182V180L98 179H96V177H97V170H96V168H94ZM144 166V167H143ZM177 166H178V169L179 170H177ZM188 166H192V164H189ZM233 166V167H232ZM250 166V167H249ZM252 166H254L253 167V169H252ZM4 167V168H3ZM44 167H48L47 168V170L46 171H48V173L51 175V173H52V180L48 183V184H46L45 185V187H44V189H38V188H40V187H38L37 188V184H36V180H37V177H38V175L40 174V171L41 170H43V171H45L44 170ZM67 167V168H66ZM87 167V168H86ZM109 167V168H110ZM148 167V168H147ZM156 167V168H155ZM190 167H188V168H190ZM217 167V168H216ZM230 169H229V168ZM40 168H42L41 170H40ZM45 168V169H46ZM75 168V169H74ZM140 168V169H139ZM142 168V169H141ZM150 169L149 171L148 170H144V169ZM152 168V169H151ZM160 168V169H159ZM250 169V171H249V173H248V169ZM4 169H5V171H4ZM17 169V170H16ZM74 169V170H73ZM77 169V170H76ZM90 169V170H89ZM93 169H95L96 170V172H94L93 171ZM130 169V170H129ZM135 169V168H134ZM160 171H159V170ZM166 169H167V171H166ZM217 169V170H216ZM219 169V170H218ZM258 169V170H257ZM62 170V171H61ZM66 170V171H65ZM108 170V169H107ZM168 170L170 171L169 172V174L171 173V176L173 175V173L171 172V171H176V174H178L175 178H174V176H173V178H174V180H173V178L171 177H169V174H168ZM232 170V171H231ZM251 170H254V171H252L253 172V175H252V173H250L251 172ZM43 171H41V174H42V172ZM107 173V175H105L106 173ZM127 173H126V172ZM161 171H164L165 172V177L167 176L170 180H169V182L170 181H172V182H170V184H167V183H169L168 182V178H167V180H166V178H164L163 176V173H161L160 174V172ZM187 171V172H186ZM217 171V172H216ZM224 171V172H223ZM240 171H242L241 173H240ZM244 171V172H243ZM255 171H256V174H255ZM3 172V173H2ZM7 174H5V173ZM39 172V173H38ZM63 172H67L69 175H71L70 177L68 176V174H66V175H60V174H62ZM69 172H71V173H69ZM75 174H74V173ZM144 172H146V173H144ZM148 172V173H147ZM167 172V173H166ZM220 172V173H219ZM44 174H48V173H46V172H43ZM102 173H105V174H102ZM108 173H109V175H108ZM130 173V174H129ZM132 173V174H131ZM139 173V174H138ZM143 173V174H142ZM175 173V172H174ZM180 173V174H179ZM186 173V174H185ZM222 173V174H221ZM235 173V174H234ZM237 173V174H236ZM245 173V174H244ZM3 174V175H2ZM38 174V175H37ZM41 174L39 175V183H40V176H41ZM43 174V175H44ZM48 174V175H49ZM60 175V177H59V175ZM64 174V173H63ZM95 174H96V176H95ZM102 174V175H101ZM111 174V175H110ZM220 176V175H222V176H225V177H222V176H220V177H218L217 178V176L218 175ZM231 174V175H230ZM241 174V175H240ZM257 174H258V176H257ZM73 175L75 176V177H73ZM93 175H94V177H93ZM130 175H133L132 177L130 176ZM143 175L146 177L145 179H144V177H143ZM163 175V176H162ZM238 175V176H237ZM246 175H247V177H246ZM62 176H63V178H62ZM65 176V177H64ZM68 176V177H67ZM107 176V177H106ZM140 176V177H139ZM157 176V177H156ZM228 176H230V177H228ZM233 176H234V178H233ZM243 176H245V177H243ZM251 176V177H250ZM3 177V178H2ZM54 177V178H53ZM71 177H73V178H71ZM100 177V178H99ZM133 177H135V178H133ZM142 177V178H141ZM161 177V178H160ZM163 177V178H162ZM182 177V178H181ZM239 177V178H238ZM2 178V179H1ZM5 178V179H4ZM59 178H60V180L63 182H60V180H59ZM66 178H68V179H66ZM75 178V179H74ZM80 178V179H79ZM95 178V179H94ZM138 180H137V179ZM147 178H148V180H147ZM153 178V179H152ZM159 178H160V180H159ZM178 178V179H177ZM214 178V179H213ZM225 178V179H224ZM227 178H228V180H227ZM231 178V179H230ZM233 178V179H232ZM243 178H246V179H243ZM55 179V180H54ZM65 179H66V181H65ZM74 181V182H76V183H74L72 180ZM105 179V180H104ZM130 179H133V181H131ZM157 181H156V180ZM163 179H165L164 181H163ZM217 179V181L215 182V180ZM219 179V180H218ZM223 179H224V181H228L227 183H228V185L230 186H228L226 183H224V181H223ZM251 179V180H250ZM5 180V181H4ZM64 180V181H63ZM76 180V181H75ZM81 180V181H80ZM94 180H98V182L100 183V185L98 184V185H96L97 184V182L96 181H94ZM127 180V181H126ZM142 180V181H141ZM145 180H146V182H145ZM150 180V181H149ZM183 180V181H182ZM214 180V181H213ZM57 181V182H56ZM58 181L62 184H58ZM107 181V182H106ZM121 181V182H120ZM135 181L137 182V183H135ZM155 181V182H154ZM159 181V182H158ZM164 182V184L162 183V182ZM167 181V182H166ZM220 181H222L223 182V184H224V186H227V187H224V186H221V185H223V184H219L218 182H220ZM231 183H230V182ZM235 181V182H234ZM3 182V183H2ZM37 182V183H38ZM55 182V183H54ZM78 182V183H77ZM127 182V183H126ZM130 182V183H129ZM156 182H158V184L156 183ZM166 182V183H165ZM179 182H181L182 183V185H181V183H179ZM247 182V183H246ZM8 183V184H7ZM38 183V184H39ZM92 183H93V185H92ZM134 183H135V185H137V186H135L134 185ZM154 183V184H153ZM159 183H160V185H159ZM172 183V184H171ZM180 185H179V184ZM213 183V184H212ZM234 184V186H233V184ZM244 183V184H243ZM34 184H36V189L34 188ZM65 184V185H64ZM88 184V185H87ZM104 184V185H103ZM162 184V185H161ZM231 184H232V186H231ZM246 184V185H245ZM1 185H5L4 187H2ZM23 185V186H22ZM82 185V186H81ZM112 185V186H111ZM128 185V186H127ZM133 185V186H132ZM167 185V186H166ZM217 185V186H216ZM219 185V186H218ZM239 185V186H238ZM33 186V187H32ZM60 186H62V187H60ZM69 186V187H68ZM85 188H84V187ZM104 186V187H103ZM131 186V187H130ZM157 186V187H156ZM160 186H162V187H160ZM170 186V187H169ZM174 186V187H173ZM183 186V187H182ZM238 186V187H237ZM7 187V188H6ZM10 187L12 188L11 190H10ZM20 187H21V189L24 187L25 189L23 190H21L20 189ZM88 187V188H87ZM89 187L91 188L92 187V191L91 190H89ZM93 187H95V188H93ZM96 187H98V188H96ZM138 187V188H137ZM163 187H168V189H165L166 190V192H165V190H163L162 188ZM216 187V188H215ZM219 189H218V188ZM235 187V188H234ZM18 188V189H17ZM29 188H30V192L32 193H30V192H27L26 191V189L27 190H29ZM57 188V189H56ZM74 188H75V190H74ZM84 188V189H83ZM88 189V190H85V189ZM122 188V189H121ZM153 188V189H152ZM158 188V189H157ZM4 189H6V190H4ZM49 189V190H48ZM96 189V190H95ZM119 189H120V191H119ZM133 189V190H132ZM136 189V190H135ZM161 190V192H160V190ZM234 189V190H233ZM3 190H4V192H3ZM45 190V191H44ZM78 190V191H77ZM95 190V191H94ZM154 190V191H153ZM211 190H213V191H211ZM26 191V192H25ZM91 191V192H90ZM95 193H94V192ZM97 191V192H96ZM132 191H135L136 192V194H134V193H132ZM163 191H164V193H163ZM167 191H168V193H167ZM226 191V192H225ZM229 191V192H228ZM6 192V193H5ZM54 192V193H53ZM85 192H88V193H85ZM93 192V193H92ZM120 192V193H119ZM127 192V193H126ZM129 192H131V193H129ZM156 192V193H155ZM158 192H159V194L161 193V195L162 196H160V199L162 200L161 202H160V200H159V202L160 203H158V198L155 200V198L156 197H154L153 199H154V201H157V206L155 205V207L153 208L152 207V209H154L153 211H151L148 215L150 216V214H151V216L149 217L148 215V217H146L145 215H146V213H143V211H146V212H148V209H146L148 206H149V204H151V201L153 200L152 198H150V197H153V196H157L158 197ZM28 193H30L29 195H28ZM122 193V194H121ZM126 193V194H125ZM144 193V194H143ZM152 193V194H151ZM177 193H180V195L179 194H177ZM227 193V194H226ZM53 194V195H52ZM54 194H56V195H54ZM85 194L87 195V196H85ZM110 194V195H109ZM112 194V195H111ZM121 194V195H120ZM125 194V195H124ZM129 194V195H128ZM154 194V195H153ZM156 194V195H155ZM168 194V195H167ZM34 195V196H33ZM135 195V196H134ZM176 195V196H175ZM25 196V197H24ZM30 196V197H29ZM49 196H51V198L49 197ZM80 196H82V197H80ZM107 196V197H106ZM110 196V197H109ZM112 196V197H111ZM130 196V197H129ZM132 196V197H131ZM172 196V197H171ZM177 197L176 198V200L177 201H175L174 199H175V197ZM196 196V197H195ZM228 196V197H227ZM231 196V197H230ZM105 197V198H104ZM118 197V198H117ZM134 197V198H133ZM214 197H215V200H213L214 199ZM217 197V198H216ZM227 199H226V198ZM23 198V199H22ZM24 198H28L27 200L26 199H24ZM50 198V199H49ZM64 198V199H63ZM80 198H82V199H80ZM83 198H84V200H83ZM108 198V199H107ZM113 198V199H112ZM123 198V199H122ZM168 198V199H167ZM209 198V199H208ZM257 198V200H255ZM259 198H260V200H259ZM39 199V200H38ZM131 199V200H130ZM165 199H167V200H165ZM212 199V200H211ZM217 199V200H216ZM79 200V201H78ZM99 200V201H98ZM165 200V201H164ZM171 200V201H170ZM188 200H189V202H188ZM193 200V201H192ZM195 200V201H194ZM197 200V201H196ZM209 200V201H208ZM224 200V201H223ZM227 200V201H226ZM248 200H249V202H248ZM24 201V202H23ZM62 201V202H61ZM105 201V202H104ZM113 201V202H112ZM167 201V202H166ZM175 201V202H174ZM213 201L215 202V204L213 203ZM230 201V202H229ZM254 201V202H253ZM109 202V203H108ZM115 202V203H114ZM259 202V203H258ZM32 203V204H31ZM84 203V204H83ZM126 203V204H125ZM166 203V204H165ZM186 203V204H185ZM196 203V204H195ZM218 203V204H217ZM229 203V204H228ZM22 204V205H21ZM34 204V205H33ZM65 204H66V207H65ZM95 204V205H94ZM131 204V205H130ZM164 204V205H163ZM170 204V205H169ZM177 204V203H176ZM175 204V205H176ZM194 204V205H193ZM208 204H209V206H208ZM217 204V205H216ZM224 205V207H223V205ZM227 204V205H226ZM249 204V205H248ZM27 205V206H26ZM48 205V206H47ZM50 205V206H49ZM70 205V206H69ZM73 205H75V207L72 206ZM77 205V206H76ZM79 205V206H78ZM148 205V206H147ZM161 205V206H160ZM185 205V206H184ZM188 205V206H187ZM195 205H198V206H196V207H198V208H200V209H198V208H196V209H193V211L194 210H196V211H198V212H196V211H194V212H191L190 213V210H192L191 209V207L190 206H192V207H195ZM221 205H222V207H221ZM245 205H246V207H245ZM53 206V207H52ZM68 206V207H67ZM141 206H143V207H141ZM164 206V207H163ZM174 206V207H173ZM177 206V205H176ZM199 206H201V207H199ZM205 206V207H204ZM218 207V208H216V207ZM255 206V207H254ZM260 206V207H259ZM72 207V208H71ZM98 207V208H97ZM103 207V208H102ZM166 207V208H165ZM183 207H184V209H183ZM221 207V208H220ZM251 207H252V209H251ZM51 208V209H50ZM68 208H69V210H68ZM101 208V209H100ZM144 210H143V209ZM189 208V209H188ZM203 208H205L204 210H203ZM214 208V209H213ZM216 208V209H215ZM222 208H225V209H222ZM230 208V209H229ZM37 209V210H36ZM75 209H77L78 210V213H77V210H75ZM103 209V210H102ZM119 209H120V211H119ZM161 209V210H160ZM172 209H174V210H172ZM207 209V210H206ZM19 210V211H18ZM24 212H23V211ZM35 210H36V212H35ZM39 210V211H38ZM97 210V211H96ZM126 210V211H125ZM140 210L142 211V213L140 212ZM151 210V209H150ZM149 210V211H150ZM187 210H188V212L190 213H187ZM225 210V211H224ZM229 212H228V211ZM243 210V211H242ZM246 210V211H245ZM254 210V212L251 214L250 212H252ZM33 211H34V213H33ZM68 211V212H67ZM103 211V212H102ZM124 213H123V212ZM181 213H180V212ZM233 211V212H232ZM49 212V213H48ZM80 212V213H79ZM126 212V213H125ZM166 212V213H165ZM219 214H218V213ZM249 212V213H248ZM10 213V214H9ZM21 213V214H20ZM27 213H29V214H27ZM36 213V214H35ZM67 213V214H66ZM121 213V214H120ZM123 213V214H122ZM139 213V217H137V214ZM167 213H168V215H167ZM169 213H171V214H169ZM193 213V214H192ZM197 213V214H196ZM212 213V214H211ZM220 213H222V215L220 214ZM225 213H226V215H225ZM229 213H232V215L231 214H229ZM240 213V214H239ZM249 215H248V214ZM25 214H27V215H25ZM50 214V215H49ZM66 214V215H65ZM93 214V215H92ZM143 214V215H142ZM179 214H180V216H179ZM186 214H187V216L188 215H192L191 216V218L193 217L194 219H192L191 220V218H190V216L189 217H186L187 218V220L185 219V216H186ZM203 214H205V215H203ZM242 214V215H241ZM244 214V215H243ZM5 215V216H4ZM23 215H25V216H23ZM31 217V219H30V217ZM65 215V216H64ZM85 215H87V216H85ZM90 215V216H89ZM98 215V216H97ZM142 215V216H141ZM176 215H178V217L181 219H179V218H177V216ZM182 215V216H181ZM185 215V216H184ZM210 215V216H209ZM225 215V216H224ZM229 215H231V216H229ZM241 216V218H240V216ZM253 215V216H252ZM28 216V217H27ZM94 216H97L96 218H93ZM115 216V217H114ZM130 216V217H129ZM134 217V219H133V217ZM145 217V218H147L146 219V222L145 223H143V218L142 217ZM157 216V217H156ZM172 216H174V219L172 218ZM175 216H176V218H175ZM201 216V217H200ZM222 216V217H221ZM228 216V217H227ZM244 216V217H243ZM252 216V217H251ZM25 217H27L28 219H26V220H24L25 219ZM42 217V218H41ZM88 219H87V218ZM119 217V218H118ZM123 217V218H122ZM125 217V218H124ZM127 217H129V218H127ZM171 217V218H170ZM184 217V218H183ZM219 217H220V219H219ZM224 217H226V218H224ZM242 217H243V219H242ZM263 217V218H262ZM98 218V219H97ZM100 218H102V220H101V222H100ZM121 218V219H120ZM131 218H132V220H131ZM137 218H139L140 220H141V223L143 224H140V222H139V219H137ZM142 218V219H141ZM150 218V219H149ZM161 218V219H160ZM196 218V219H195ZM213 218V219H212ZM222 218H223V221H222ZM67 219V220H66ZM91 221H90V220ZM112 219V220H111ZM119 219H120V221H121V223L124 221V220H126L127 219V222H130L131 223V221H132V223L135 225V223L137 224V225H133V224H131L130 225V223L129 224H127L126 223V221L124 222V223H126V224H121L120 223V221H119ZM129 219V220H128ZM157 219H160V221L159 220H157ZM178 219V220H177ZM185 219V220H184ZM219 219V220H218ZM229 219V220H228ZM24 220V221H23ZM32 220V221H31ZM45 220V221H44ZM137 220H138V222H137ZM145 220V219H144ZM172 220V221H171ZM189 220H191V221H193V223L191 224V222L189 221ZM210 220V221H209ZM28 223H30V224H27V222ZM88 221V222H87ZM94 223H93V222ZM113 221V222H112ZM118 221V222H117ZM158 221V222H157ZM164 221V222H163ZM175 221H177V222H175ZM187 221V222H186ZM188 221L190 222L189 224L191 225L189 228L187 227V226H189V224H188ZM39 222V223H38ZM66 222H67V225H66ZM96 222V223H95ZM105 222V223H104ZM147 222L149 223V224H147ZM159 222H162V223H164V225L166 226V227H168V228H166V229H168V230H170L171 228L170 227H174V228H177L178 230L177 231H179V235H177L176 237L174 236L173 238H172V240L170 241L171 242V244L173 245V246H175V250L172 248V246L170 247V248H172V250H174L175 252H171V249H170V252H168V253H166L165 255H164V257L163 258H161L159 255L161 254V253H159V254H156V253H154L153 251H154V249L150 246V245H148V246H146L145 248L144 247H138V245H134V243H132V240H134L135 239V234L137 235V232H138V229L140 230V232L142 233L143 232V234H145V236L147 237V238H149V239H153L154 238V236H155V238L158 240V239H161L162 237H164L165 236V234L166 233H168L167 231L168 230H166L165 228H162V227H164V226H162L161 228H160V224H159ZM168 222V223H167ZM91 223V224H90ZM112 223V224H111ZM185 223H186V225H185ZM216 223V224H215ZM27 224V225H26ZM46 224H47V226H46ZM120 224H121V226L123 225V227L124 228H126V226H127V230L126 229H124L123 227V229H121V227H120ZM159 224V225H158ZM168 224V225H167ZM228 224V225H227ZM238 224V225H237ZM85 225V226H84ZM103 225V226H102ZM115 225V227H113ZM128 225H129V227H128ZM142 225V226H141ZM156 225H158L159 226V228H160V230L158 231V226H156ZM216 225V226H215ZM235 225V226H234ZM255 225V226H254ZM40 226V227H39ZM45 226V227H44ZM90 226V227H89ZM132 226V230H130L129 228ZM139 226H141V227H143V228H141V227H139ZM178 226V227H177ZM50 229H49V228ZM88 227V228H87ZM97 227V228H96ZM114 229H113V228ZM198 227V228H197ZM232 227V228H231ZM249 227V228H248ZM78 228V229H77ZM116 228V229H115ZM120 228V231L119 232H121L120 234L121 235H123V236H121V235H119V236H121V237H119V239L118 238H116L117 240H121V238H124L125 239V242H124V239H122L123 241H117L116 242V239H115V242L113 241L114 239L112 238L113 237V235H115V233H119V232H114V231H112L111 229H113V230H118V229ZM146 228V229H145ZM170 228V229H169ZM188 228V229H187ZM206 228V229H205ZM246 228V229H245ZM21 229V230H20ZM60 229V230H59ZM145 229V230H144ZM152 229V230H151ZM153 229H155L154 231H153ZM161 229H163V230H161ZM164 229L166 230L165 232H164ZM181 229V230H180ZM188 230V231H186V232H184V230ZM199 229V230H198ZM221 229V230H220ZM237 229V230H236ZM98 231V233H97V231ZM124 230V231H123ZM128 230H129V232L130 233H132V234H130V236L128 235L129 233H128ZM142 230V231H141ZM183 230V232H181ZM219 230V231H218ZM225 230H226V232H225ZM232 230V231H231ZM62 231H64V232H62ZM111 231L113 232L112 234L113 235H111ZM202 231V232H201ZM208 231V232H207ZM230 231V232H229ZM238 231V232H237ZM30 232V233H29ZM93 232V233H92ZM125 233V234H123V233ZM155 232V234H154V236H149L148 234L149 233H151L150 235H153V233ZM160 232V233H159ZM206 232V233H205ZM72 233V234H71ZM76 233V234H75ZM128 233V234H127ZM134 233V234H133ZM148 233V234H147ZM163 233V234H162ZM181 233H183V234H185V235H180ZM192 233V234H191ZM231 233V234H230ZM43 234V235H42ZM223 234V235H222ZM242 234V235H241ZM260 234V235H259ZM12 235V236H11ZM78 237H77V236ZM99 235V236H98ZM106 235V236H105ZM117 235V236H118ZM124 235H125V237H124ZM132 235V236H131ZM163 235V236H162ZM167 235V234H166ZM227 235V236H226ZM112 236V237H111ZM116 236V235H115ZM116 236V237H117ZM183 237V241L181 240V238L180 237ZM75 237V238H74ZM77 237V238H76ZM111 237V238H110ZM130 237V238H129ZM166 237V236H165ZM164 237V238H165ZM179 237V238H178ZM33 238V239H32ZM108 238H110V239H108ZM133 238V239H132ZM200 238V239H199ZM202 238H203V240H202ZM94 239V240H93ZM96 239V240H95ZM111 239H113V240H111ZM129 241H128V240ZM131 239V240H130ZM156 239H153V240H155L156 241ZM48 240V241H47ZM84 240V242L83 243H81L82 241ZM129 242L128 243V248L127 247H125V246H127V244H126V242L127 241ZM109 242V243H106L105 244V242ZM114 243H113V242ZM130 241H131V244H132V246H131V244H130ZM176 241H177V243H176ZM182 241V242H181ZM195 241V242H194ZM202 241V242H201ZM90 242V243H89ZM92 242V243H91ZM97 242H99V243H97ZM104 242V243H103ZM113 243L112 245H110L111 243ZM133 242H135V241H133ZM174 242V243H173ZM181 242V243H180ZM197 242V243H196ZM253 242V243H252ZM53 243V244H52ZM85 243V244H84ZM89 243V244H88ZM124 243H125V245H124ZM176 243V244H175ZM186 243V244H185ZM190 243V245L188 246V247H190V248H188L187 247V244H189ZM57 244V245H56ZM92 245V247H91V245ZM101 244V245H100ZM102 244H103V246H102ZM106 245V247H104L105 245ZM109 245V247L110 248H107L108 247V245ZM170 244V245H171ZM180 244V245H179ZM12 245V246H11ZM30 245V246H29ZM51 245V246H50ZM130 245V246H129ZM178 245V246H177ZM185 245V246H184ZM204 245V246H203ZM3 246H5V247H3ZM49 246V247H48ZM100 246H102V247H100ZM133 246H135V248L133 247ZM195 246V247H194ZM199 246V248L197 249L196 247H198ZM202 246V247H201ZM2 247V248H1ZM14 247V248H13ZM180 247V248H179ZM45 248H47V249H45ZM59 248V249H58ZM88 250H86V249ZM90 248H92V249H90ZM106 249V251H107V254H106V252H105V249ZM125 248H126V250H125ZM130 248V249H129ZM192 248V249H191ZM194 248H196V249H194ZM7 249V250H6ZM85 249V250H84ZM103 249H104V251H103ZM143 249V250H142ZM185 249H187L188 250V252L185 250ZM17 250V251H16ZM45 250V251H44ZM63 250V251H62ZM91 250V251H90ZM128 250V251H127ZM140 250H142V251H140ZM150 250V251H149ZM179 250V251H178ZM183 252H182V251ZM200 250V251H199ZM82 253H81V252ZM98 251V252H97ZM101 251H102V253H101ZM133 253H132V252ZM194 251V252H193ZM62 252V253H61ZM73 252V253H72ZM111 252V253H110ZM151 252V253H150ZM180 252V253H179ZM182 252V253H181ZM10 253V254H9ZM63 253H65V254H63ZM81 255H80V254ZM88 253V254H87ZM98 253V254H97ZM103 253L105 254V255H103ZM131 253V254H130ZM179 253V254H178ZM79 254V255H78ZM82 254H84V255H82ZM150 254V255H149ZM163 254V253H162ZM168 254V255H167ZM170 254V255H169ZM183 254H185V255H183ZM63 257H62V256ZM74 255L76 256V258L74 257ZM86 255V256H85ZM90 255V256H89ZM97 255V256H96ZM128 255V256H127ZM136 255V256H135ZM140 255V256H139ZM156 255V256H155ZM180 255V256H179ZM197 255V256H196ZM24 256V257H23ZM73 256V257H72ZM136 258V259H134L133 260V258ZM139 256V257H138ZM184 256V257H183ZM204 256V257H203ZM80 257V258H79ZM86 257V258H85ZM92 257H93V259H92ZM122 257V258H121ZM184 259H183V258ZM188 257V258H187ZM195 257H197V259H198V261H197V259L195 258ZM83 260H82V259ZM140 258V259H139ZM147 258V259H146ZM153 259V262H152V259ZM160 258V259H159ZM172 259L171 261L170 260H168V259ZM181 258V259H180ZM192 258V259H191ZM201 258V259H200ZM68 259V260H67ZM90 260V262H89V260ZM98 261H97V260ZM120 259V260H119ZM127 259V260H126ZM138 259V260H137ZM145 259V260H144ZM179 259V260H178ZM76 260H78L76 263L75 262H73V261H76ZM84 261V262H82V261ZM130 260V261H129ZM149 262H148V261ZM158 260H160L159 262H158ZM162 260V261H163ZM190 260V261H189ZM86 261V262H85ZM96 261V262H95ZM121 263H120V262ZM126 261V262H125ZM132 261V262H131ZM170 261V262H169ZM179 261H181V262H179ZM192 261V262H191ZM194 261V262H193ZM38 262V263H37ZM99 262V263H98ZM140 262V263H139ZM152 262V263H151ZM164 262V261H163ZM175 262V263H174ZM187 262V263H186ZM189 262H191V263H189ZM196 262V263H195Z\"/></svg>","mask_w":264,"mask_h":264},{"label":"bare ground","instance_id":"bare-ground-1","mask_svg":"<svg viewBox=\"0 0 264 264\" xmlns=\"http://www.w3.org/2000/svg\"><path fill=\"white\" fill-rule=\"evenodd\" d=\"M90 1H91V0H90ZM90 1L88 2V0H87L88 3H90ZM97 1H98V0H96V1L94 0V3L97 4V3H98ZM99 1H102V0H99ZM103 1H104V0H103ZM103 1H102V4H103ZM108 1H110V2H111V1H114V2H113V4H111V3H109ZM108 1H107L104 5H105V7H107V5H108L109 8L111 7L108 11L112 10V8H113L112 12H114L115 15H116V13H117V12H115V10H117L118 13H122V15L125 16V15H126L125 12L131 11V9L128 10V11H126L127 8H128V6H129L130 4H132V7H135V8H134L135 10L138 9L139 6H141V5H139L141 2L139 3L138 0H136V1H137L139 4H136V3H137L136 1H135L136 3H132V2H134V0H108ZM140 1H142V0H140ZM144 1H145V0H144ZM144 1H143V3H144V4L147 3V4L149 5L150 9H149V7H146V8H145V6L143 7V9H142L141 7H139V8H140V10H144V8H145V9L148 8L147 10H145V11H143V12H146V13H147V12H148V13L151 12L149 15H151V14L154 13L155 15L158 16V15H160V14H163V11H164V10L166 11V13H168V10L172 9V7L174 6V7H173V11H172V10L169 11V12H170V16H171V14L173 15L174 12L177 14V12L180 11L179 9H181V12L183 13L182 10L185 9V8L182 9V8H179V7H183V6L186 7L185 4H184V2H182L183 0H182V1H181V0L177 1V0H176V2H175V0H172L171 2H172V3L175 2V3H174L173 6H171V8H170V2H169V5H167V3H168L167 1H169V0H164V2H163V1H158V2L156 1V2H154V3H155V6H152V4H151L150 2H153V1H152V0H149V1H150L149 3L151 4L152 7H151L150 4L147 2L148 0H146V2H144ZM165 1H166V4H165ZM196 1L198 2V0H196ZM206 1H208V0H206ZM212 1H213V0H211V2H212ZM253 1H254V0H246V1H244V0H222V1H219L221 4H220V6L218 7V9H219V10H220V9H223V8H224V9H225V8L227 9V8L229 7V8H231V9L234 8V9L237 11V8H239L241 5H247V6H248V5H251V6H252L251 3H252ZM260 1H261V0H260ZM87 2H86V3H87ZM96 2H97V3H96ZM104 2H105V1H104ZM187 2H188V1L186 0L185 3H187ZM189 2H190V1H189ZM189 2H188V3H189ZM197 2H196V5L194 4V6H196V7L199 6V4H197ZM199 2H200V1H199ZM201 2H202V1H201ZM88 3H87V5H89ZM108 3L111 4V6H110ZM143 3H142V4H143ZM157 3H158V4H157ZM172 3H171V5H172ZM193 3H195L194 0H192V3H191L192 6H193ZM207 3L209 4V3H210V0H209V2H207ZM216 3H218V2H216ZM91 4H92V2H91ZM91 4H90V7L94 8L95 6L93 7V5H91ZM134 4H136V5H134ZM147 4H146V5H147ZM182 4H183V6H181ZM200 4H201V3H200ZM210 4H211V3H210ZM218 4H219V3H218ZM97 5H98V4H97ZM133 5H134V6H133ZM138 5H139V6H138ZM153 5H154V4H153ZM165 5L167 6V8H168V6H169V9L166 10V9H165V8H166ZM191 5H189V6L191 7ZM197 5H198V6H197ZM213 5H215V3H213ZM136 6H137V8H136ZM205 6H206V5H205ZM253 6H254V3H253ZM261 6H262V5H261ZM98 7H99V6H98ZM103 7H104V6H102V5L100 6L101 9H102ZM129 7H130V6H129ZM196 7H193V9H195ZM210 7H211V6H210ZM210 7L208 6L209 11L206 10V9H208V8L205 9V10L207 11V12H204L205 14L202 13V12H203V11H202V12H201L202 14L198 15V17L201 16V15H204V16H201V18H203V19L201 20L202 23H201V24H198L199 26L196 24V25L199 27V30H200V26H201V25H202V26H203V24L206 25L205 23H208V24H209V21L211 20V17L213 16V15L210 16V15H211V14H210V10H211V9H215V7H214V8H213V7L210 8ZM249 7H250V6H249ZM263 7H264V6H263ZM86 8H87V6H86ZM92 8H91V9H92ZM152 8H153V9H152ZM177 8H179V9H177ZM191 8H192V7H191ZM198 8H199V7H198ZM241 8H242V7H241ZM258 8H259V7H258ZM87 9H88V8H87ZM87 9H85V10H87ZM94 9H95V8H94ZM96 9H97V8H96ZM96 9H95V10H96ZM104 9H105V8H103V12L100 11V9H98L97 11H99V13H104V14H105L106 11H105ZM106 9H107V8H106ZM128 9H129V8H128ZM134 9H133V10H134ZM189 9H190V8H189ZM196 9H197V8H196ZM216 9H217V8H216ZM245 9H246V8H245ZM245 9H244V11L246 12ZM247 9H248V8H247ZM260 9H261V11H262V13L260 12V13L262 14L261 17L264 19V8H260ZM262 9H263V10H262ZM83 10H84V9H83ZM133 10H132V11H133ZM135 10H134V11H135ZM138 10H139V9H138ZM140 10H139V12L136 11L137 14H133V15L137 16V15L140 13ZM148 10H150V11H148ZM177 10H178V11H177ZM191 10H192V9H191ZM197 10H198V9H197ZM242 10H243V9H242ZM242 10H241V11H242ZM252 10H253V9H251V12H252ZM104 11H105V12H104ZM132 11H131V13L134 12V11H133V12H132ZM152 11H153V12H152ZM184 11H185V10H184ZM187 11H188V10H187ZM193 11H194V10H193ZM212 11H213V10H212ZM212 11H211V12H212ZM238 11H240V9H238ZM247 11H249V9H248ZM92 12H93V11H92ZM94 12H95V11H94ZM123 12H124V14H123ZM171 12H172V13H171ZM189 12H190V11H189ZM189 12H186V11L184 12V14L188 13V14L186 15V18H185V16H184L185 19H183V17H182L181 19L179 18V16H180V17L182 16V14H180V12H179V14H177V15H179V16H177V17H178L180 20L177 19L178 21L172 20V19H173L172 16H171V18H168V15H169V14H167V16H166L167 18L163 17L164 19H163V18H160V19H161V20H165V19L168 20V19H171L172 22H171L170 20H168V22H170V23L168 24V27H169V26H170V27L172 26L171 28H175V30H176V29L178 30V28L181 26V23H182V27L186 26V25H184V24H186V22L184 23L183 21H186V19L188 20V17H187V16H189L190 14L192 15V13L190 12V14H189ZM195 12H196V11H195ZM195 12H194V15H197V12H196V14H195ZM224 12H225V11H224ZM226 12H227V11H226ZM233 12H235V11H233ZM258 12H259V9H258ZM80 13H81V12H80ZM84 13H85V11H84ZM87 13H89V12L86 11V14H87ZM90 13H91V12H90ZM90 13H89V16H90ZM108 13H109V12H108ZM118 13H117V14H118ZM131 13H130V15H128V18H130V16L132 15ZM230 13H231V11H230ZM236 13H237V12H236ZM238 13L242 15V13H240V12H238ZM243 13H244V12H243ZM86 14H85V15H86ZM92 14H93V13H92ZM96 14H97V13H96ZM96 14L94 13V14L92 15V17H93L94 15L97 16ZM104 14H103V16H104ZM106 14H107V13H106ZM114 14H113V15H114ZM127 14H129V13H127ZM143 14H144V13H143ZM143 14H141V15L139 14V15L142 16ZM164 14H165V13H164ZM164 14H163V15H164ZM198 14H199V13H198ZM233 14H234V13H233ZM246 14H248V13H246ZM246 14H243L242 16L245 15V17H247ZM254 14L256 15V13L253 12V15H252V16H254ZM258 14H259V13H258ZM85 15H84V16H85ZM101 15H102V14H101ZM101 15H99V16H101ZM111 15H112V13H111ZM118 15H119V14H118ZM149 15H148V16H149ZM165 15H166V14H165ZM174 15H175V14H174ZM259 15H260V14H259ZM80 16H81V15H80ZM103 16H102V17H103ZM109 16H110V13H109ZM135 16H133V17H135ZM140 16L137 17V18H140V19H141L142 17H140ZM144 16H146V14L143 15V19H144ZM170 16H169V17H170ZM234 16H235V15H234ZM236 16H237V15H236ZM236 16H235V19H236ZM14 17H15V16H14ZM82 17H83V16H82ZM92 17H90V18H92ZM105 17H107L108 20H109V18H110V17H108V15H107V16L105 15ZM105 17H104V19H105ZM113 17H114V16H113ZM119 17H123V16H119ZM119 17H114V20H113L112 18L110 19V20H111V23H110V24H111V28H112V26H113V27H117V28L119 27L118 29L121 30V31L118 33V34H119V35H118V39H119L118 42H114V41L117 40V39H114L116 36H115V37L113 36L112 40H111V39L109 40V41H113V40H114L113 43H117V44H118V45L116 44L118 47H117V46H114V50H115V47H117V48H116V52H115V54H117L116 58H117L118 60L115 59V57H114L115 60H112L111 58H110V59L112 60L111 63H116V65L113 66V70H115L116 72H118L119 74H121V75H122L121 77H124V78H127V77H128V78L130 79L131 77L133 78V76H130V75H131L134 71H136V70H134V69H136L135 64L137 65V69H138V68H139V65L141 64V63H140V60H142V57H143V56H144V57H148V59H149V58L152 59L153 56H151V55L154 54L155 52H158V50H155V49H154V51H153L154 53L151 52V55H150V50L152 51L153 48H155L156 45H157V47H158V44L164 39V38H163V33H162V32H164L165 34H166V32H168V31H163V30H165L164 28H165V26H166V24H167V20H166V22H164V21L161 22L160 19H156V18H155V19L158 20V21L160 20L159 22L157 21V23H156L155 21L153 22V20H151V19H153V18L148 17V18H150L151 21L148 20V19H146V20H148V21H146V20H145V21H146L147 23H148L149 21L152 22V23H153V24L151 23L152 25H154V24L156 23V25H157L156 28H157L158 30H160L161 32H158V30H156L157 33H156V35H155L154 33H155L156 31L153 32V30H154L153 28H155L154 26H153V27L151 26V30H150V27H146V26L144 25V26H145V27H144L145 29L148 30V28H149L148 32H146L147 30H145V29H144V31L147 33V35L149 34L150 37H144L145 34H142V36H141V35H140V32H138V33H139L138 35H140V36H139L140 38H139V37H137L138 35H137L136 33H137V30L139 31V29L143 30L142 26H143L144 23L141 21V23H143L142 25H140L141 23H140V24H137L140 20H139V21L136 20V21H138V22H136L137 25H134L135 23L133 22L134 24H132V23H131L132 21H130V23H128L129 19H127V21H126L127 23H125V22H123V21H121V22H122V23H121V22H119V19H120ZM126 17H127V16H126ZM151 17H153V16L151 15ZM177 17L174 16V18H177ZM245 17H244L243 19H246ZM254 17H255V16H254ZM254 17H253V18H254ZM258 17H259V16H258ZM79 18H80V17H79ZM87 18H88V19H87ZM87 18H86V19H87V21H88V20L90 19V18L88 17V15H87ZM93 18H97V19H98V17H93ZM93 18H92V19H93ZM131 18H132V16H131ZM135 18H136V17H135ZM135 18H134V20H135ZM146 18H147V17H146ZM157 18H159V16H158ZM193 18H194V17H193ZM193 18H192V19H193ZM201 18H199V20H200ZM213 18H214V17H213ZM230 18H231V17H230ZM262 18H260V19L258 20V21H259V25H258V26H259V30H260V33H261V40L264 42V20H263ZM92 19H91V20H92ZM99 19H100V17H99ZM99 19H98V20L95 19V22L98 21V22H101V23H102V21H103L102 18L100 19L101 21H100ZM237 19H238V18H237ZM237 19H236V20H237ZM255 19H256V17L254 18V20H255ZM76 20H77V19H76ZM81 20H82V19H81ZM91 20H89V21H91ZM93 20H94V19H93ZM105 20H106V19H105ZM105 20H104V21H105ZM132 20H133V19H132ZM134 20H133V21H134ZM141 20H142V19H141ZM189 20H190V18H189ZM196 20H197V19H196ZM215 20H216V19H215ZM218 20H219V19H218ZM222 20H223V19H222ZM232 20H234V19H232ZM232 20H231V21H232ZM78 21H80V20H78ZM78 21H77V22H78ZM85 21H86V20H84V21L82 20L81 22H85ZM104 21H103V23H104ZM145 21H144V22H145ZM173 21H174V22H173ZM180 21H181V23L179 24ZM239 21L241 22L242 20H239ZM239 21H238V23H239ZM245 21H246V20H245ZM248 21H249V20H248ZM248 21H246V23H247ZM251 21H253V20H251ZM74 22H76V21H74ZM74 22H73V23H74ZM77 22H76V23H77ZM93 22H94V21H93ZM93 22H92V23H93ZM98 22H97V23H98ZM105 22H106V21H105ZM109 22H110V21H109ZM109 22H107V23H109ZM150 22H149V23H150ZM191 22H193V21H191ZM221 22H222V21H221ZM224 22H225V20H224ZM255 22H256V21H255ZM78 23H79V22H78ZM92 23H91V24H92ZM103 23H102V24H103ZM123 23H125V24H123ZM164 23H166V24H164ZM189 23H190V21H189ZM197 23H200V22H197ZM222 23H223V22H222ZM222 23H221V24H222ZM232 23H233V22H232ZM235 23H237V22H234V24H235ZM246 23H245L244 25H246ZM79 24H80V23H79ZM145 24H146V23H145ZM151 24H149V25H151ZM193 24H194V23H193ZM208 24H207L206 26H208ZM225 24H226V23H225ZM234 24H231V25H234ZM239 24H240V23H239ZM242 24H243V21H242ZM85 25H86V26L88 25V26H90V27L93 26V24L90 25L89 23H88V24H85ZM85 25H84V26H85ZM104 25H105V24H104ZM107 25H108V24H106V27H107ZM133 25H134V26H133ZM139 25H140L141 28L137 29V27H138ZM147 25H148V24H147ZM149 25H148V26H149ZM163 25H165V26L163 27ZM214 25H215V24H214ZM237 25H238V24L234 25V26H235V29H238V30H239V31L235 30L236 32H240V31H241L240 34H242L243 31L246 32L245 30H247V25H248V24L246 25V28H245L244 30H241V28H239V27H241V26H239V25H238L239 27L237 28ZM244 25H243V26H244ZM76 26H77V24H75V27H76ZM82 26H83V25H82ZM86 26H85V27H86ZM108 26H110V25H108ZM197 26H195V27H197ZM234 26L231 27V29H232V28L234 29ZM243 26H242V27H243ZM93 27H94V26H93ZM93 27H92L91 29H93ZM176 27H177V28H176ZM182 27H181V28H182ZM195 27H194V28H195ZM198 27H197V28H198ZM210 27H211V26H210ZM73 28H74V26H73ZM76 28H77V27H76ZM76 28H75V29H76ZM78 28H79V27H78ZM78 28H77V30H75L76 32H78ZM97 28H98V26H97ZM99 28H101V27L99 26ZM99 28H98V30H100ZM108 28L111 29L110 27H108ZM171 28H170V31L174 30V29L171 30ZM194 28H193V30H194ZM204 28H205V27H204ZM207 28H208V27H206V29H207ZM82 29H83V28H82ZM85 29H86V28H85ZM95 29H96V28H95ZM109 29H108V30H109ZM113 29H114V28H113ZM136 29H137V30H136ZM166 29L169 30V28H167V27H166ZM202 29H203V28H202ZM202 29H201V31H202L203 34H204V32H205L204 30H206V29H204V30H202ZM223 29H224V28H223ZM223 29H222V31H223ZM71 30H72V29H71ZM93 30H94V29H93ZM98 30H97V31H98ZM101 30H102V28H101ZM119 30H118V31H119ZM141 30H140V31H141ZM218 30H219V29H218ZM257 30H258V29H257ZM9 31H10V30H9ZM81 31H82V30H81ZM88 31H89V28H87V32H88ZM90 31L92 32V30H90ZM97 31H96V32H97ZM109 31H110V30H109ZM116 31H117V30H116ZM122 31H123V32H122ZM149 31H152V32H149ZM179 31H180V33H181V30H180V29H179L177 32H179ZM184 31H185V30H184ZM190 31H191V30H190ZM197 31H198V29H197ZM197 31H196V32H197ZM72 32H73L74 34H78V33L74 32V30H73ZM91 32H88V33H91ZM96 32H95V33H96ZM100 32H101V31H98L97 33H100ZM102 32H103V36H105V35H104V29H103ZM145 32L142 31V33H145ZM177 32H176V33H177ZM182 32H183V31H182ZM191 32H192V31H191ZM196 32H194V34H195ZM199 32H200V31H198L197 33L199 34ZM206 32H207V31H206ZM208 32H209V31H208ZM80 33H82V32H80ZM80 33H79V34H80ZM85 33H86V32H85ZM85 33H84V34H85ZM92 33L94 34V31H93ZM97 33H96V35H99V36H96V38L98 37V39H100L99 37H101V36H100L101 33H100V34H97ZM152 33H153V34H152ZM161 33H162V38H160V39H162V40L158 43V41H159L160 39L157 37V34H161ZM169 33H170V32H169ZM173 33H174V32H173ZM192 33H193V32H192ZM219 33H220V32H219ZM232 33H233V32L229 33V34L232 35V37H233V34H235V36H237V33H235V32H234L233 34H232ZM257 33H258V32H257ZM84 34H83V35H84ZM93 34H91V35H93ZM151 34L154 35V36H156L157 39H159V40L157 41L156 37H154V36L151 38V36H152ZM165 34H164V37H166V36L168 35V34H166V36H165ZM177 34H179V33H177ZM181 34H183V33H181ZM181 34H179V35H181ZM184 34H185V33H184ZM201 34H202V33H201ZM201 34H200V36L203 35V34H202V35H201ZM221 34H224V33H221ZM240 34H239V35H240ZM243 34H244V33H243ZM71 35H73V34H71ZM106 35H107V34H106ZM169 35H170V34H169ZM169 35H168V36H169ZM174 35H175V34H174ZM179 35H178V36H179ZM231 35H230V36H231ZM65 36H66V35H65ZM77 36H78V35H77ZM81 36H82V34H81ZM94 36H95V35H94ZM103 36L101 37V39H104V40H102V41H103V43H105L104 41L108 39V37H107L108 35L105 36V38L107 37L106 39L103 38ZM159 36L161 37V35H159ZM175 36H176V35H175ZM178 36H176L175 38L178 39V38H177ZM182 36H183V35H182ZM192 36L194 37L195 35H192ZM204 36H205V34H204ZM208 36H209V34H208ZM215 36H216V35H215ZM218 36H219V35H218ZM227 36H229V35H227ZM235 36H234V41L236 40ZM240 36H241V35H240ZM242 36H244V35H242ZM255 36L257 37V35H255ZM74 37H75V36H73V37L71 36V39H74ZM82 37H85V36H82ZM143 37H144V38H143ZM179 37H180V36H179ZM193 37H192V38H193ZM196 37H197V36H196ZM232 37H230V38H232ZM244 37H245V36H244ZM79 38H81V37H78V38H77V41H75L76 39H74V42H75V43H76V42H79V41H78ZM87 38H88V37H86L85 39H87ZM93 38H94V37H93ZM109 38H110V35H109ZM137 38H139L140 40H139V39L137 40ZM146 38H147L148 40H147ZM149 38L153 39L152 41H154V42L157 41V42L155 43V46H153V48H151V47H152V43H154V42H152L151 39L149 40ZM167 38H168V37H167ZM167 38H165L164 40L166 41ZM172 38H173V37H172ZM172 38L170 37L171 40H172ZM187 38H188V41H189V40H190V37H187ZM194 38H195V37H194ZM194 38H193V39H194ZM208 38H209V37H208ZM220 38H221V37H220ZM225 38H226V37H225ZM245 38H246V37H245ZM89 39H90V38H89ZM142 39H143V40H142ZM144 39H146L147 41H149V43L152 42V43H150L151 47H149V43H148V44H145V43H146V42H145L146 40H144ZM154 39H155V40H154ZM176 39H175L174 41H171V40H170V41H169L170 44L167 42V43H168L167 46L170 47L169 45H171L172 42H175ZM180 39H181V37H180ZM180 39L177 40V41H178L177 43L183 41L182 39H181V41H180ZM195 39H198V38H195ZM195 39H194V40H195ZM254 39H255V40H254ZM258 39H260V37H258ZM258 39H257V40H258ZM69 40H70V39H69ZM79 40H80V39H79ZM87 40H88V39H87ZM93 40H94V39H93ZM141 40H142V42H141ZM168 40H169V38H168ZM168 40H167V41H168ZM205 40H206V39H205ZM205 40H204V41H205ZM248 40H249V42L247 43L245 49H243V52H245V53H242V51L240 52L241 55L243 54V55H242L243 57L241 56V57H240L241 59L238 60V61H240V63L237 62V64L239 63V66H237V67L234 66V68H235V69H233L234 71L231 69L233 73H232V75L229 74V75H230V78L228 77L227 80L224 79V78L222 79V81H223V86L226 87V88L223 87V88H224L223 91L226 90V91L224 92V94H225V93L227 94V95H225V97H227V98H225V99L227 100V103H228V102L231 103V101H228V100H229L231 97H232V98L235 97L234 95H235L236 93H238V92H237L238 89H237V87H236L235 85H233V82H236V84H237V82H241L242 80L238 77V78L240 79V81H239V80L237 81L238 78H237L236 76H239V74H240V75L243 74V75H241V76H245L244 74L247 73V77H246V78L243 77V78H244L243 81L245 80L244 83L246 82V79H247L248 77H249V79H251V80H252L253 77H254L253 80H254L255 78H257V77H259V78L264 77V51L261 50V52H260V50H259V53H258V50H257V49H258L257 46L259 45V43L262 44L263 42H258V45L256 46V47H257V48H256V50H257V55H256V53H255V56H253L254 51L249 50V49H250V42H253V40H254V42H255V41H256V38H254V37H253V38L250 37ZM188 41H187V39H186V41L183 42V43H184V44H183V47H185L186 49H187L188 45L190 46V45L192 44L191 42H190V44H189V43L187 44ZM199 41H201V40L199 39ZM206 41H207V40H206ZM206 41H205V43H206ZM223 41H224V38H223V40H222L221 42H223ZM236 41H237V40H236ZM238 41H239V40H238ZM238 41H237V42H238ZM81 42H82V41H81ZM84 42H85V41H84ZM106 42H107V41H106ZM143 42H144V43H143ZM163 42H164V41H163ZM163 42H161L159 45H161ZM194 42H195V41H194ZM194 42H193V43H194ZM197 42H198V40H197ZM197 42H196V43H197ZM201 42H202V41H201ZM254 42H253V43H254ZM75 43H73V45H74ZM85 43H86V42H85ZM107 43H108V42H107ZM107 43H106L105 45H107ZM110 43H111V42H110ZM157 43H158V44H157ZM164 43H165V42H164ZM196 43H195V44H196ZM199 43H200V42H199ZM202 43H204V42H202ZM234 43H235V42H234ZM255 43H256V42H255ZM58 44H59V43H58ZM76 44H77V43H76ZM76 44H75V45H76ZM87 44H88V43H87ZM93 44H94V43H93ZM185 44H187V45L184 46ZM195 44H194V46H195ZM232 44H233V43H232ZM75 45H74V46H75ZM89 45H91V44H89ZM89 45H88V46H89ZM95 45H96V44H95ZM108 45H109V47H110L109 50H111L112 48H111L110 45H113V44H108ZM114 45H115V44H114ZM165 45H166V44H165ZM165 45H164V46H165ZM177 45H178V44H177ZM181 45H182V44H181ZM203 45H204V44H202L201 46H203ZM54 46H55V45H54ZM92 46H94V45H92ZM96 46H97V45H96ZM162 46H163V45H162ZM162 46H160V47H162ZM164 46L161 48L162 51H159V52H160L159 54L162 53L161 56H163V55L165 56V54H163V53H164L163 51L167 49V48H166L167 46H166V47H164ZM175 46H176V45H175ZM192 46H193V45H192ZM219 46H220V45H219ZM262 46H263V48H264V45H262ZM64 47H65V46H64ZM77 47H81V45H79V43H78V46H77ZM98 47H100V46H98ZM138 47H140V48L138 49ZM203 47H204V46H203ZM242 47H243V46H242ZM242 47H241V49H242ZM69 48H70V47H69ZM74 48H76V47H73V49H74ZM81 48H82V47H81ZM89 48H90V47H89ZM89 48H88V49H89ZM136 48H137V50H136ZM150 48H151V49H150ZM165 48H166V49H165ZM188 48H189V47H188ZM191 48H192V47H191ZM199 48H200V47H199ZM199 48H198V49H199ZM239 48H240V47H239ZM260 48H261V47H260ZM260 48H259V49H260ZM48 49H49V48H48ZM60 49H62L61 46H60ZM60 49H59V50H60ZM77 49H78V48H77ZM82 49H83V48H82ZM82 49H79V50H80V51H84V50H85L84 53H83V56H84L85 52L90 51V50L87 51L85 48H84V50H82ZM94 49H95V47H94L93 49L91 48V50H92L93 52H94ZM99 49H100V48H99ZM140 49H141V51H140ZM156 49H157V48H156ZM158 49H159V47H158ZM189 49H190V48H189ZM202 49H204V48H202ZM241 49H240V50H241ZM96 50H97V47H96L95 51H96ZM138 50H139V51H138ZM143 50H144L145 52H143ZM178 50H179V52H180V49L178 48L177 50H175L176 53L178 52ZM194 50H195V49H194ZM194 50H193V51H194ZM207 50H209V49H207ZM238 50H239V49H238ZM244 50H248V51H247L248 53H247L246 51H244ZM256 50H255V52H256ZM50 51H51V49H50ZM53 51H54V50H53ZM57 51H58V50H57ZM80 51H79V52H80ZM136 51H137V52H143L144 54L142 53L143 55H141L142 57H140V54L136 53ZM167 51H169V50L167 49L166 52H167ZM170 51H172V49H171ZM186 51H187V50H186ZM250 51H251V52H250ZM64 52H65V51H64ZM77 52H78V50H77ZM77 52H76V53H77ZM79 52H78V53H79ZM100 52H102V50H101ZM100 52H99V54H98V52H97L98 57H100V56L102 55V54H100ZM111 52H113V50H111ZM179 52H178V53H179ZM181 52H182V50H181ZM196 52L199 54L201 51L198 52V51L196 50ZM207 52H209V51H207ZM252 52H253V53H252ZM47 53H48V52H47ZM57 53H58V52H57ZM59 53H60V52H59ZM78 53H77V54H78ZM169 53H170V52H169ZM178 53H177V54H178ZM183 53H184V51H183L182 53H179V54L181 55V54H183ZM192 53H193V52H192ZM249 53H250V54H249ZM251 53H252V56H251ZM63 54H64V53H63ZM81 54H82V53H81ZM94 54H95V55H92V56H93L92 58H94V60H96V59L98 60L99 58L96 56L97 54H96V53H94ZM137 54H138V55H137ZM174 54H175V53H174ZM201 54H202V53H201ZM49 55L57 56L58 54H50V53H49L48 55H46V57L49 56ZM61 55H62V54H61ZM75 55H76V54H75ZM99 55H100V56H99ZM103 55H105V54H103ZM103 55H102V57H103ZM156 55H157V57L159 58L160 55H158V54H154L155 57H156ZM180 55H178V56H180ZM184 55H185V54H184ZM186 55H187V54H186ZM189 55H190V54H189ZM54 56H52V57L54 58ZM58 56H59V55H58ZM62 56H63V55H62ZM67 56H68V54H67ZM77 56L80 57V53H79ZM81 56H82V55H81ZM87 56H88V55H87ZM90 56H91V53L89 54V57H87V58H86V57H83V59L85 58L86 61H88V60L91 58ZM95 56H96V59H95ZM138 56H139L141 59L138 58ZM176 56H177V55H175V57H176ZM225 56H226V55H225ZM225 56H224V57H225ZM59 57H61V56H59ZM59 57H58V59H60ZM68 57H69V56H68ZM102 57H100L99 62H97V61L94 62V61H93V63H92V66H93V67H92V66H91L92 68L90 67L91 70H92L94 67H97V65H99L100 61H101L100 64L102 65V66H101V65H100V66L103 67L102 62H104L105 60L107 61V59H109L108 57H105V58L103 57V58L105 59V60H104ZM109 57H110V56H109ZM155 57H154V59H155ZM157 57H156V59H157ZM173 57H174V55L172 56V58H173ZM191 57H192V56H191ZM193 57H194V56H193ZM238 57H239V56H238ZM43 58H44V57H43ZM56 58H57V57H56ZM65 58H66V57H65ZM69 58H70V57H69ZM72 58H73V61H74L75 59H77V58L71 57V59H72ZM80 58H81V57H80ZM101 58H102L103 61L101 60ZM162 58H164V57H162ZM166 58H167V57H166ZM178 58H179V57H176L175 60L178 59ZM45 59H47V58H45ZM49 59H50V57H49ZM58 59H57V60H58ZM66 59H67V58H66ZM66 59H65V61H66ZM110 59H109V60H110ZM136 59L139 60V62H138V64L140 63L139 65L137 64V61H135ZM145 59H147V58H145ZM145 59L142 60L143 62L141 61V62H142V65H140V66L143 67V66L145 65V63H144V62H146ZM159 59H160V58H159ZM164 59H165V58H164ZM179 59H180V58H179ZM190 59H191V58H190ZM195 59H196V58H195ZM43 60H44V59H43ZM47 60H48V59H47ZM47 60H46V61H47ZM61 60H62V61L64 60V56L62 57V59H60V61H61ZM78 60H79V59H78ZM90 60L92 61V59H90ZM90 60H89V61H90ZM116 60H117L118 62H113V61H116ZM144 60H145V61H144ZM149 60H150V59H149ZM149 60L146 62V65H147L148 62H151V61L153 62V60H151V61H149ZM180 60H181V59H180ZM49 61L52 62V60H49ZM54 61L56 62V59L53 60V62H54ZM62 61H61V63H62ZM65 61H63V62H65ZM69 61H70V60H69ZM69 61H68V64H67V65H73V64H69V63L71 62V61H70V62H69ZM75 61H76V60H75ZM91 61H90V62H91ZM106 61H105L106 65H105V63H104L105 66H107V62H106ZM155 61H156V60H155ZM155 61H154L153 63H157L159 60L157 59V62H155ZM165 61H166V60H165ZM167 61H168V59H167ZM172 61H174V59H172ZM194 61H196V60H194ZM47 62H48V61H47ZM53 62H52V64H53ZM55 62H54V63H55ZM78 62H79V61H78ZM78 62H77V64H78ZM84 62H85V61H84ZM159 62H160L159 64H161V61H159ZM174 62H176V61H174ZM174 62H173V63L170 62L171 64H173L172 66H171V64H169L172 68L175 67V66H174ZM225 62H226V61H225ZM74 63H75V62H74ZM85 63H87V62H85ZM97 63H98V64H97ZM153 63H151V65H152ZM168 63H169V62H168ZM189 63H190V62H189ZM193 63H194V62H193ZM195 63H196V62H195ZM197 63H198V62H197ZM199 63H200V62H199ZM46 64H47V63H46ZM55 64H56V63H55ZM94 64H97V65H94ZM143 64H144V65H143ZM159 64H157V65L159 66ZM186 64H188V63L186 62ZM190 64H192V62H191ZM219 64H220V63H219ZM222 64H224V63H222ZM237 64H236V65H237ZM53 65H54V64H53ZM59 65H60V64L58 63L57 66H59ZM63 65H64V63H63ZM74 65H75V64H74ZM113 65H114V64H113ZM146 65H145V67H148V66H146ZM149 65H150V64H149ZM151 65L149 66L150 69H151ZM154 65H155V64H154ZM157 65H156V66H157ZM198 65H199V64H198ZM210 65H211V64H210ZM57 66H56V67H57ZM75 66H76V65H75ZM80 66H81V67H84V66H82V64H80ZM80 66H78V67H80ZM100 66L97 67V68H98V70L96 69L97 71L95 70V68L93 69L94 73H92V72H91L92 74L89 73L91 76L94 74L93 77H91V79H92V78H95V79H96V74L99 73V71H100L99 69H101V72H102V69H103V68H99ZM162 66H164V65H162ZM207 66H208V65H207ZM220 66H221V64H220ZM44 67H45V66H44ZM49 67H51V65H50ZM53 67H54V66H53ZM56 67L53 68V71H55ZM71 67H73V66H71ZM86 67H87V66H86ZM142 67H141V69H142ZM166 67H169V66H165V70H163V71H168V70H169V69L166 70V69H167ZM179 67H180V66H179ZM194 67H195V66H194ZM197 67H198V66H197ZM212 67H213V66H212ZM60 68H61V67L59 66V68H57V69H60ZM64 68H65V67H64ZM88 68H89V67H88ZM106 68H108V66H107ZM109 68H110V67H109ZM143 68H144V67H143ZM162 68H163V67H162ZM215 68H216V67H215ZM43 69H44V68H43ZM48 69H49V68H48ZM57 69H56V71H57ZM61 69H62V68H61ZM71 69H72V68H71ZM73 69H74V68H73ZM104 69H105V68H104ZM139 69H140V68H139ZM139 69H138V70H139ZM146 69H148V68H146ZM152 69H154V67H153ZM157 69H158V68H157ZM173 69H174V68H173ZM213 69H214V68H213ZM64 70H65V69H64ZM64 70H61V71L59 72L60 75L63 76V74H64L66 71L70 70V69L68 68L67 70H65V72H64ZM171 70H172V69H171ZM176 70H177V69H176ZM179 70H180V69H179ZM211 70H212V69H211ZM56 71H55V72H56ZM58 71H59V70H58ZM62 71L64 72L63 74H61ZM70 71H71V70H70ZM73 71H74V70H73ZM78 71H79V70H78ZM85 71H86V70H85ZM85 71H83V73H86ZM103 71H105V70H103ZM139 71H141V70H139ZM139 71H138V72L136 71V73L132 74V75H134V78H135L136 76H138V78L141 79V77H142L141 74H143V72L140 73V75H139V74H138ZM145 71H146V70H145ZM160 71H161V70H160ZM169 71H170V70H169ZM169 71H168V72H169ZM174 71H175V70H174ZM188 71H189V69H188ZM214 71H215V70H214ZM216 71H217V69H216ZM228 71H229V69H228ZM79 72H80V74H81V71H79ZM95 72H96V73H95ZM107 72H111V69H107V71H105V75H106ZM146 72H147V71H146ZM153 72H154V70H153ZM168 72H167V73H168ZM170 72H171V71H170ZM184 72H185V70H184ZM184 72H183V74H184ZM202 72H203V71H202ZM218 72H219V71H218ZM218 72H217V73H218ZM49 73H50V72H49ZM56 73H57V72H56ZM71 73H72V72H71ZM83 73H82V74H83ZM158 73H159V72H158ZM167 73L165 72V75H164V76H166V75L169 74V73H168V74H167ZM175 73H176V72H175ZM185 73H186V72H185ZM197 73H198V72H197ZM212 73H213V71H212ZM217 73H216V75H217ZM222 73H223V72H222ZM224 73H225V72H224ZM229 73H230V72H229ZM57 74H58V73H57ZM80 74H79V75H80ZM82 74H81V75H82ZM86 74H87V73H86ZM100 74L102 75L103 72H102V73H99V75H100ZM108 74H111V73H107V75H106L107 78L110 76V75H108ZM135 74H137V75L135 76ZM148 74H149V72L146 74L147 77L145 76L146 78L141 79V81L144 80V79H147L148 77H150V76H148ZM156 74H157V73H156ZM170 74H171V76H172V73H170ZM170 74H169V75H170ZM218 74H220V73H218ZM249 74H251V76H253V77L251 78L250 76H248ZM68 75H69V71H68ZM76 75H77L76 71L73 72L72 76H76ZM81 75H80V76H81ZM99 75L97 74V79H100V78H101V77H98ZM105 75H102V78H103V76H105ZM143 75H145V72H144ZM149 75H150V74H149ZM161 75H162V74L160 73V76H161ZM169 75H168V77H169ZM212 75L214 76V73H213ZM212 75H211V78L213 77ZM221 75H222V74H221ZM223 75H224V74H223ZM226 75H227V72H226ZM229 75H227V76H229ZM70 76H71V74L69 75V77L67 76V77H68V78H67L66 75H65V77L67 78V80H68V79H71L72 76H71V77H70ZM83 76L86 77L85 80H84V79H83V80H84V81L87 80V81H86V83H87V82H88V78H87L88 76H87V75L85 76V74H84ZM83 76L80 77V78H84ZM106 76H105L104 78H106ZM139 76H141V77H139ZM151 76L153 77V81H155V80H154V79H155L154 77H155L156 75H155V76L151 75ZM171 76H170V77H171ZM175 76H178V75H175ZM183 76H186V75H183ZM183 76H182V77H183ZM207 76H208V75H207ZM219 76H220V75H219ZM224 76H225V75H224ZM227 76H226V77H227ZM65 77H62V78L64 79ZM76 77H77V76H76ZM76 77H75V78L73 77V80H72V83H74V81H75L74 85H76V83H77L76 80L79 78V77H78V78H76ZM110 77H114V78H116L117 75H115V76H114V75H113V76L111 75ZM119 77H120V76H119ZM119 77H118V79L121 78V77H120V78H119ZM143 77H144V76H143ZM152 77H150V78L147 79V80H151ZM157 77H158V75H157ZM157 77H156V79H157ZM162 77H163V76H162ZM178 77H179V76H178ZM178 77H177V78H178ZM235 77L237 78L236 81H234ZM132 78H131L130 81L133 80ZM136 78H137V77H136ZM136 78H135V79H136ZM241 78H242V77H241ZM259 78H258V80H259ZM95 79H94V81H95ZM108 79H109V78H108ZM108 79H106V80H108ZM112 79H113V78H112ZM121 79H122V78H121ZM129 79H127V81H128ZM164 79H165V78H164ZM167 79L170 80V78H167ZM212 79L214 80V77H213ZM67 80H66V81H67ZM78 80H81V79H78ZM83 80H82V81H83ZM101 80H103V79H101ZM101 80L98 81V83L102 84ZM104 80H105V79H104ZM137 80H138V79H137ZM157 80H159V78H158ZM157 80H156V81H157ZM160 80H161V79H160ZM177 80H178V79H177ZM208 80H211V79L208 78ZM220 80H221V79H220ZM225 80H226V81H225ZM255 80H256V79H255ZM255 80H254V81H255ZM258 80L255 81V82L257 83ZM263 80H264V78H262V80L260 81L262 87L264 86V85L262 84ZM64 81H65V80H64ZM66 81H65V82H66ZM70 81H71V80L68 81V84H69ZM82 81H81V82H82ZM89 81H90V80H89ZM96 81H97V80H96ZM96 81H95V84H96ZM111 81L114 82V79H113V80H109L108 82H111ZM116 81H117V79H115V82H114V83H115V84H118L117 86L112 87V84H114V83H112L111 86L109 85V84H110V83H109V84H108L109 86L106 85V89H107V87H110L109 89L111 90V87H112V89H113L114 92L119 91V90L122 91V89H124V86H126V85H123L124 83L122 84V83H121L122 81H120L121 84H120L118 81H117V83H116ZM141 81H140V80L138 81V82H139V89H140V87H141V85H140V84L142 83ZM144 81H146V80H144ZM162 81H163V80H162ZM162 81H161V82H162ZM171 81H172V80H171ZM171 81H170V82H171ZM201 81H202V80H201ZM222 81H220V82H217V81H216V82H217V83H221ZM224 81H225V82H224ZM243 81H242V83H239V84H243ZM249 81H250V80H249ZM249 81H247V83H248ZM254 81H253V82H254ZM65 82H64V83H65ZM91 82H93V81H90V83H91ZM133 82H134V83H133ZM140 82H141V83H140ZM147 82H148V81H147ZM149 82H151V81H149ZM158 82H159V81H158ZM172 82H173V81H172ZM172 82H171V83H172ZM199 82H200V81H199ZM204 82H205V80H204ZM250 82H251V81H250ZM250 82H249V84H251ZM255 82H254V83H255ZM260 82H258L257 85H260ZM90 83H88V85H89ZM132 83H133L134 86H135V81H134V80L132 81ZM132 83L127 84V85L129 86V85H131ZM143 83H145V82H143ZM153 83H154V82H153ZM155 83H157V82H155ZM202 83H203V82H202ZM207 83H208V81H207ZM207 83H205V84H207ZM247 83H246V84H247ZM256 83H255V85H256ZM70 84H71V83H70ZM79 84H82V83H79ZM91 84H92L91 87L94 88V89H96L95 87H93V83H91ZM136 84H137V82H136ZM147 84H148V83H147ZM151 84H152V83H149L148 85H150V87H151ZM162 84H163V83H161V85H162ZM165 84H167V83L164 82L163 85H165ZM169 84H170V83H169ZM177 84H178V83H177ZM179 84H181L180 81H179ZM182 84H184V83L182 82ZM199 84H200V83H199ZM203 84H204V83H203ZM205 84H204V85H205ZM210 84H212V82H211ZM210 84H208V85H210ZM239 84H237V85L239 86ZM246 84H245V85H246ZM252 84H253V83H252ZM72 85H73V84H72ZM88 85H87V87H88L87 89H89V86H88ZM148 85H147V86H148ZM161 85H160V83H159V84L157 85L156 88L154 87V86H156V85L152 86V87H153V93H154V91H155L154 88L158 90V87H159V88L162 87ZM175 85H176V84H175ZM208 85L205 86L204 89H206L207 92L211 93V92H210V91H212L211 89H214V88H211V89H210V87H212L213 84L210 85L209 88H208V90H207L206 87H208ZM218 85H219V84H218ZM218 85H216V83H215V87L218 86ZM245 85H244V86H245ZM253 85H254V84H253ZM255 85H254V87H255ZM82 86H83V85H82ZM82 86H81V87H82ZM99 86H100V89H102V90L104 91L103 88H105V86H103V84H102L103 88H101V87H102L101 85H99ZM136 86H137V85H136ZM136 86H135V87H136ZM142 86H144V87H145V90H146L147 86H146V85H142ZM165 86H166V88H167V86H169V85H165ZM170 86H171V87H170ZM170 86H169V88L167 89V91H168V90L171 91V89L174 88V83H173V85L170 84ZM172 86H173V88H172ZM177 86H178V85H177ZM181 86H182V85H181ZM199 86H200V85H199ZM241 86H242V85H241ZM241 86H240V87H241ZM244 86H243V87H244ZM246 86H250V85L247 84ZM246 86L244 87V89H247V90L239 91L238 95H236V96H239L238 98H241V94H242L241 92H243V91H248V88H246ZM76 87L78 88V85H77ZM83 87H86V85L83 86ZM117 87H118V88H117ZM131 87H133V85H132ZM144 87H142L141 90L144 89ZM152 87H151V88H152ZM175 87H176V86H175ZM220 87H222L221 84H220ZM220 87L218 86L219 91L217 90V88H215V93H214V91H213L212 94H209V93H208V94L211 95L212 98H213V97H214L213 93L216 94L217 92H220ZM250 87H252V86H250ZM254 87H252V88H254ZM256 87H257V88H254V89H253L254 91H259V90H261L258 86H256ZM114 88H115V89L117 88V90H114ZM125 88H126V87H125ZM127 88H128V87H127ZM137 88H138V87H137ZM148 88H149V86H148ZM177 88H179V87H177ZM182 88H184V87H182ZM182 88H181V89H182ZM94 89H93V90H94ZM100 89H99V91H100ZM106 89H105V90H106ZM128 89H130V90L127 91L126 89H124L125 92L127 91V92H126L127 94H125V95H126L125 98H126L127 100H126L125 98H123L124 95L121 97V93H123V92H120V94H119L118 92H116V96L119 95L121 101H120L117 97H115L116 99L114 98L113 100H116V101L119 100V101H120V102H119L120 107L118 106L119 108H121V103H122L123 101L126 100V103H127V101L130 102V101H129L130 99H131V100H135V96H134V94H136V93L139 94V93L141 92L139 95L141 96V94H142V97H144V96L146 97V95H145L146 93L142 92V91H144V90L141 91V90L137 89V92L134 93L133 91H136V90H133V91H132L131 88H128ZM181 89H180V90H181ZM209 89H210V91H209ZM240 89H242V87H241ZM77 90H78V89H77ZM79 90H80V87H79ZM79 90H78V91H79ZM90 90H92V89L90 88ZM96 90H98V89H96ZM147 90H148V89H147ZM160 90L162 91L161 94L165 95V93H163V91H164V86H163V90H162V89H159L158 91H160ZM176 90H178L177 92H179V89H176ZM176 90H174V92H175ZM200 90H202V89H200ZM216 90H217V92H216ZM87 91H88V90H87ZM87 91H86V94L88 95V92H87ZM106 91H107V90H106ZM106 91H104V93H105ZM113 91H112V92H113ZM131 91H132L133 93H131ZM138 91H140V92H138ZM151 91H152V89H151ZM158 91H156V92L160 94V92H158ZM263 91H264V90H263V88H262V92H263ZM79 92L83 93V92H85V91L81 89V91H79ZM93 92H97V91H95V90H94V91H91L90 93L92 94V96H93ZM101 92H102V91H101ZM112 92H111V91H110V92L107 91V93H109V95H110V93H112ZM156 92H155V94H157ZM250 92H251V91H250ZM262 92H261V93L259 92V94H260V95L258 94L259 96H257V97L255 96V97L257 98V100H258V99H261V94L264 95V93H262ZM90 93H89V94H90ZM107 93H106V94H107ZM143 93H144V94H143ZM147 93H148V92H147ZM149 93H151V92H149ZM168 93L170 94V92H168ZM168 93L166 92L167 95H168ZM171 93H172V95H173V91H172ZM193 93H194V92H193ZM257 93H258V92H257ZM78 94H79V93L74 94V95L77 96ZM86 94L83 93V95H86ZM106 94H105V95H106ZM117 94H118V95H117ZM159 94H158V95H159ZM174 94H175V93H174ZM176 94H177V93H176ZM202 94H203V93H202ZM208 94H207L206 96H209ZM218 94H219V93H218ZM218 94H217V95H218ZM224 94H222L221 98L223 97ZM239 94H240V95H239ZM246 94H248V93H246ZM251 94H252V93H249V95H251ZM253 94H254V93H253ZM53 95H55V94H53ZM74 95H73V96H74ZM79 95H80V94H79ZM99 95L101 96L100 92H99V94H98V92H97V95H94V96H99ZM105 95H104V96H105ZM112 95L114 96L115 94H111V97H109V96H108V97L106 96V97H107L108 99L110 98V99L112 100ZM136 95H137V94H136ZM139 95H137V96H139ZM143 95H144V96H143ZM152 95H153V94H152ZM158 95H157V97H158ZM182 95H183V94H182ZM219 95H220V94H219ZM255 95H257V94L255 93ZM51 96H52V95H51ZM73 96H72V97H73ZM104 96H102V98L100 97L101 102L103 101L102 99H104ZM148 96H150V95H148ZM153 96H156V95H153ZM170 96H171V95H170ZM176 96H177V95H176ZM180 96H181V95H180ZM180 96H179V97H180ZM189 96H190V95H189ZM196 96H198V95H196ZM245 96H247V98L249 97L248 95H245ZM245 96H244V93H243L242 97H245ZM26 97H27V96L25 95L24 98H26ZM55 97H56V96H55ZM57 97H58V96H57ZM72 97H70V98H72ZM85 97H86V96H85ZM87 97H88V96H87ZM90 97H91V96H90ZM145 97H144V98H145ZM157 97H156V98H157ZM168 97H169V96H168ZM171 97H173V96H171ZM179 97L177 96V98H179ZM183 97H184V96H183ZM183 97H182V98H183ZM190 97H191V96H190ZM199 97H200V96H199ZM209 97H210V96H209ZM215 97H216V96H215ZM215 97H214V101H212L213 99H212L211 97H210V98H211L212 100H211L210 98H207V99L210 100V101H207V103H210V105H208V106H211V107H208V106H207V103H206V105H205L204 103H202V105H201V102H203V101H201V100H199V101H201V102H198V101H197V102H198L202 107H203V104H204V105H205L204 107L207 108V110H208L209 108H212V109H213V106H214V107L217 106V105L219 106V104L222 103V101L220 100V103L218 102L217 105H216V104L213 105L215 102L217 103L216 99H217L219 96H217L216 99H215ZM251 97H252V96H251ZM253 97H254V96H253ZM255 97L253 98V100L255 99ZM259 97H260V98H259ZM263 97H264V96H263ZM263 97H262V99H263ZM27 98H28V97H27ZM49 98H50V97H49ZM53 98H54V97H53ZM53 98H52V99H53ZM74 98H75V97H74ZM74 98L71 99V101H72V100H75ZM122 98H123L124 100H122ZM138 98H139V97H138ZM140 98H141V97H140ZM144 98H142V99H144ZM156 98H153V99H156ZM158 98H161L160 95H159ZM158 98H157L156 100H152V101L157 102ZM174 98H175V99H174ZM177 98L175 97V95H174L173 98H170V99L167 98V96H166V98H163V99L161 98V99H162L161 101H163L164 99H166V101H164V102H167V99H168V101H169V102H168L169 105H170V103H171L172 105H174L173 103H175V100H176ZM182 98H181V99H182ZM187 98H188V97H187ZM194 98H195V97H194ZM194 98H191V99H194ZM197 98H198V97H197ZM203 98H205V97H203ZM203 98H202V99H203ZM221 98H220V99H221ZM228 98H229V99H228ZM238 98L235 97V98H234V99H236L235 101H233L231 104L228 103V104H227V107L224 106V109L226 108V114H227V115H229V113H230V115H233V114H231V113H233L235 109H237L236 111L239 110L238 112H240V113H238V114H242V113H243V112H242L243 110L245 111V109H243L242 111H240L243 107L245 108V106L242 105V104L244 103V102H243L244 99H238ZM245 98H246V97H245ZM52 99H51V100H52ZM78 99L80 100L79 97H78ZM96 99H97V97H96ZM108 99H107L106 102H110ZM128 99H129V100H128ZM145 99H146V98H145ZM145 99H144V101H145ZM171 99H174V102H172L173 100H171ZM179 99H180V98H179ZM183 99H184V98H183ZM183 99H182V100H183ZM225 99H223V105H226V104H224ZM234 99H231V100H234ZM24 100H25V99H24ZM57 100H58V99H57ZM69 100H70V99H69ZM85 100H86V99H85ZM91 100H92V99H91ZM136 100H137V98H136ZM136 100H135V101H136ZM170 100H171V101H170ZM182 100H178V99H177V101H181V102H182V103L178 102V104L180 103V104H179V107H178V104H177V107L179 108V110H177L178 108H177V109L174 108L175 113H176L177 111H179V112H178V115H179L180 112L184 113L185 111H188V110L183 111V110L185 109V108H183V106H185V105L182 106L181 104H185V103H186V105H187L188 103H191V102H188V103H187L185 100H183V101H182ZM186 100H187V99H186ZM189 100H190V99H189ZM189 100H188V101H189ZM195 100H198V99H195ZM217 100H218V99H217ZM240 100H241V101H240ZM251 100H252V98H251ZM255 100H256V99H255ZM257 100H256V101H257ZM53 101H54V100H53ZM55 101H56V100H55ZM71 101H68V103H70ZM80 101H82V100H80ZM80 101H79V102H80ZM95 101H96V100H94V102H95ZM98 101H99V100H97L96 103H97ZM104 101H105V100H104ZM139 101H141V102L143 103V101L140 100V99H139L138 101H136V102L139 104ZM184 101H185V102H184ZM218 101H219V100H218ZM258 101H259V100H258ZM258 101H257V102H258ZM260 101H261V100H260ZM73 102H74V101H73ZM76 102H78V101H77V98H76V100H75V103H76ZM79 102H78V103H79ZM87 102L90 103V100H89V101H86V102H85V105H87ZM92 102H93V101H92ZM112 102H113V101H112ZM117 102H118V101H117ZM131 102H132V101H131ZM136 102H135V103L133 102V103L136 104ZM146 102H147V101H146ZM205 102H206V100H205ZM211 102H212L213 104H212ZM236 102H237V103H236ZM257 102H256V103H257ZM75 103H74V104H75ZM81 103H82V102H81ZM89 103H88V105H89ZM102 103L106 104L105 102H102ZM102 103L100 104L101 106H102ZM115 103H116V102L114 101V106L116 105L115 107L117 108V104H118V103H117V104H115ZM133 103H132V106L134 105ZM142 103H141V104H142ZM148 103H149V102H148ZM152 103H153V102H152ZM152 103H150V104H152ZM158 103H161V102H158ZM194 103H196V102H194ZM245 103H248L247 106H246V107H248V105H249L250 102H248V101L246 100ZM245 103H244V105H246ZM251 103H255V101H251ZM256 103H255V105L257 106V104H258L259 102H258L257 104H256ZM93 104L95 105V103H93ZM98 104H99V103H98ZM110 104H113V103H111V102L108 103L109 106H110ZM127 104H128V103H127ZM129 104H131V103H129ZM155 104H156V103H155ZM162 104L165 105V103L162 102L161 104H159V105L157 106V107H158L157 111H158L159 109H162V110H161L162 112H161L160 114L158 113L159 111H158V112H157V111L155 112V113H158L157 116H158L159 118L157 117L156 119H153V121H152V119H151L152 124H153L154 122H155L156 124H154V125H152V126L150 125L152 128L148 127V128H150V129H153V130H154L153 126H155V127H156L155 130H154L155 132H156L159 128H161L160 130H158L159 132H158V131L156 132L157 136L161 135V134H160L161 130H163V129L165 130V128H163V127H164L163 125H162V127H158V126H160V124H157L158 122H157V121H154V120H158V119H160V116H159V115H162L163 117H161V118L163 119L164 116H165L164 113H166V116H167L168 111L171 112V110H167V112H166V111H165L166 109H165V107H164ZM196 104H197V103H196ZM211 104H212L213 106H212ZM260 104H262V103L260 102ZM65 105H66V104H65ZM70 105H71V104H70ZM77 105H78V104H77ZM77 105H76V106H77ZM79 105H81V104H79ZM85 105H83V106H85ZM123 105H125L124 102H123ZM123 105H122V106H123ZM136 105H137V104H136ZM142 105H143V106H144V105L146 106V105H148V104H147V103H146V104L144 103V104H142ZM160 105L165 109V110H164V113H163V108H161V107L159 108ZM172 105H170V106H172ZM180 105H181V107H182L183 109L180 107ZM197 105H198V104H197ZM197 105H196V107H197ZM220 105H222V104H220ZM223 105H222V106H219V107H223ZM236 105H237V106H236ZM241 105H242V108H240ZM250 105H251V104H250ZM250 105H249V107H248V108H250L249 110H253L254 108H256V107H250ZM258 105H259V104H258ZM50 106H51V105H50ZM67 106H69V104H68ZM71 106H72V105H71ZM71 106H70V107H71ZM73 106H75V105H73ZM73 106H72V107H73ZM81 106H82V105H81ZM89 106H90V105H89ZM95 106H96V105H95ZM101 106L98 107V108H100V109L103 108V113H104V109H105L106 106H105V107H104V105H103L102 107H101ZM109 106H108V107H109ZM111 106H112V105H111ZM127 106H128V107H127ZM127 106H126L127 108H125V107L123 106L124 109H126V111H124V109H120L121 111L113 110V109H112V110H113V112H116V113H117V111H118V114H117L118 116H119V112H120L121 117L124 116L125 114H127V115H128V116H127V119L129 118V116H132L133 118H131V120H132V119L134 120L135 114H132V112L135 111V110H134L133 107H132V109H133L132 112H131L130 110L127 111V109H129V108L131 109V105H127ZM129 106H130V107H129ZM139 106H140V104H139ZM152 106H153V108H157L156 106L154 107V103L151 105V108H152ZM170 106L167 105L166 108H167V109H170V108H169ZM194 106H195V105H194ZM198 106H199V105H198ZM206 106H207V107H206ZM218 106H217V107H218ZM251 106H252V105H251ZM253 106H254V104H253ZM260 106H261V105H260ZM262 106L264 107V99H263V105H262ZM78 107H80V106H78ZM86 107H88V106H86ZM86 107H85V108H86ZM115 107H113V108H115ZM123 107H122V108H123ZM135 107H136V106H135ZM148 107H149V109H146V110L149 111V114H148V115L144 114V115H146L145 117L151 116V118H155L154 115H156V114H153L154 117H152V115H150V113H152V110H153V109L150 108V105H149V106H146V108H148ZM173 107H176V105H174ZM199 107H200V106H199ZM204 107H203V108H204ZM234 107H235V108H234ZM67 108H68V107H65V112H66ZM94 108H95V107H94ZM106 108H107V107H106ZM180 108H181V110H180ZM197 108H198V107H197ZM200 108H201V107H200ZM200 108H199V110H200ZM203 108H201V110L204 111V112H205V111L207 112V110H204ZM215 108H216V107H215ZM239 108H240V109H239ZM248 108H246V109H248ZM251 108H253V109H251ZM257 108H258V107H257ZM75 109H77V107H76ZM75 109H74V110H75ZM78 109H79V108H78ZM83 109H84V107H83ZM87 109H88V108H87ZM91 109H92V107H91ZM100 109H99V110H100ZM141 109H142V108H141ZM187 109H189L188 105H187ZM224 109L216 108V109H214V110H219V111L223 110V111H225ZM262 109H264V108H262ZM63 110H64V108L62 109V111H63ZM70 110H71V109H70ZM84 110H85V109H84ZM94 110L98 111V109H94ZM107 110H108V108H107ZM150 110H151V112H150ZM209 110H210V109H209ZM214 110H213V111H214ZM249 110H247V111L249 112ZM255 110L258 111V109H255ZM75 111H76V110H75ZM75 111L73 112V113H74L73 117L75 116L76 119H77L78 117H80V118H78V119L80 120V119L82 118V116H79V115L83 114V110L80 109V111H76V112H75ZM92 111H93V110H92ZM92 111H90V113H91ZM101 111H102V109H101ZM110 111H111V110H109V112H110ZM154 111H155V110H153V112H154ZM172 111H173V108H172ZM196 111H197V110H196ZM247 111H246V112H247ZM261 111H262V110H261ZM261 111H260V112H261ZM60 112H61V111H60ZM70 112H72V111H70ZM78 112H79V113H78ZM121 112H122V113H121ZM128 112H131L130 114H132V115L128 114ZM136 112H137V111H136ZM136 112H135V113H136ZM139 112H141V111H139ZM139 112H138V113H139ZM189 112H190V110H189ZM189 112H187V113L185 112L184 114L187 115ZM194 112H195V111H194ZM206 112H205V113H206ZM217 112H218V111H217ZM221 112H222V111H221ZM241 112H242V113H241ZM248 112H247V114H248ZM57 113H59V112H57ZM67 113H69V111H67L66 113H64V115L67 114ZM88 113H89V112H88ZM97 113H98V112H96V113L94 112L95 117H94L93 119H96V114H97ZM111 113H112V112H111ZM116 113H114V114H116ZM123 113H125V114H123ZM142 113H143V112L140 113L141 116L143 115ZM144 113H145V112H144ZM182 113H180V114H182ZM199 113H201V112L199 111ZM208 113L211 114L212 111L210 110ZM214 113H215L216 115H215ZM214 113L211 114V115H214L215 117H217V113H216V111H215ZM222 113H223V112H222ZM222 113H221V114H222ZM235 113H236V112H235ZM251 113H252V111H251ZM251 113H249V114H250V115H254V114H256V112H255V113L253 112V114H251ZM28 114H29V113H28ZM53 114H54V113H53ZM70 114H72V113H69V115L67 114V115L65 116V118H67L68 116H70ZM114 114L112 113V117H113ZM122 114H123V115H122ZM171 114H172V112H171ZM184 114H182L183 117L186 116V115L184 116ZM206 114H207V113H206ZM238 114H237V115H238ZM243 114H245V112H244ZM263 114H264V113H263ZM263 114H261V115H263ZM54 115L56 116V114H54ZM57 115H60V114H57ZM85 115H86V114H85ZM92 115H93V114H92ZM98 115H99V113H98ZM107 115H108V114H106V111H105L104 117H105V116L107 117ZM109 115H111V114L109 113ZM138 115H139V114H138ZM173 115L176 116L175 114H173ZM173 115H172V116H173ZM178 115H177V116H178ZM189 115H190V114H189ZM189 115H188V116H189ZM195 115H196V114H194V116L192 115V116H193V118H192L193 122H195V121L197 122L198 120H203V121H201L202 123H201V122H200V123H201V124H205V123H204V122H205L204 120H208L207 122L210 123V125H211V122L213 121V118H212V119H211V122H210L208 116H206L207 119H205V117H203L204 114H203V116H202L204 119L200 118V117H201L200 114H199V116H197V115L195 116ZM201 115H202V114H201ZM224 115H225V114H224ZM245 115H246V114H245ZM28 116H29V115H28ZM55 116H54V117H55ZM115 116H116V115H115ZM118 116H117V117H118ZM141 116H140V117H141ZM238 116H240V115H238ZM26 117H27V116H26ZM38 117H39V116H38ZM59 117H60V116H59ZM61 117L64 118V116H61ZM92 117H93V116H92ZM97 117H99V116H97ZM104 117L102 116V118H104ZM178 117L180 118V116H178ZM194 117H195V119L198 118V117H199L200 119L198 118V120H195V121H194ZM215 117H214V119H215ZM225 117H226V116H223V118H225ZM228 117H229V116H228ZM228 117H226V119H224L225 122L223 121L224 124H225V125H222V126H223V129L226 128V127H224V126H226V125L228 126V125H230L231 123H232V125H235V126H232V128H233V127H236V126L238 125V124L236 125V123H234L235 121H233V122H232V120L230 121V119H228V121H229L230 124H227V122H228V121H227V118H228ZM243 117H244V115H243ZM246 117H247V115H246ZM249 117L251 118V116H249ZM257 117H258V116H257ZM260 117H262V116H260ZM27 118H28V117H27ZM65 118H64V120H65ZM100 118H101V117H100ZM100 118H99V120H100ZM114 118H115V117H114ZM114 118H112V120H113ZM122 118L125 119V117H122ZM122 118H120V120H119V118H118V119H117V120H118L117 123H115V122H116V120H115L116 118H115V119H114L115 121H113L114 124H113L112 121H111V122L109 123V125H110V124H111V126L115 125L114 127L116 128V131H117V128L123 127V125L126 123V121H130V120H127V119H126V120H124L125 123L122 124V123H123V122L121 121ZM136 118H137V116H136ZM136 118H135V120L137 121ZM138 118H139V117H138ZM142 118H143V116H142ZM142 118H141V119H142ZM165 118H166V117H165ZM165 118H164V120H165ZM179 118H175V121H176V119H179ZM223 118H222V119H223ZM230 118H231V116H230ZM239 118H240V117H239ZM241 118H242V117H241ZM241 118L239 119V121L241 120ZM49 119H51V118H49ZM67 119H68V118H67ZM141 119H140V120H141ZM145 119H146V118H144V120H145ZM147 119L150 120L149 117H148ZM147 119H146V120H147ZM166 119H167V118H166ZM180 119L182 120V118H180ZM186 119H187L188 122H186ZM186 119L184 120V118H183V121L186 122V123H185L186 126H187V123H188V124L190 123V125L193 123L192 121L190 122L191 118H190V120H188V117H186ZM217 119H218V118H217ZM217 119H216V121H217ZM235 119H236V116H235ZM242 119H243V118H242ZM251 119H252V118H251ZM52 120H53V119H52ZM61 120H63V119H61ZM64 120H63V121H64ZM68 120H69V119H68ZM68 120H65V121H67L66 123H69ZM81 120H82V119H81ZM85 120H86V119H85ZM96 120H97V119H96ZM99 120H98V121H99ZM103 120H104V119H103ZM108 120H109V119H108ZM108 120H107V122H108ZM133 120H132V121H133ZM135 120L133 121L134 123H136ZM140 120H139V121H140ZM144 120L142 119V121H144ZM149 120H147V121L149 122ZM160 120H161V119H160ZM160 120H159V121H160ZM164 120H162V121H163L162 123H165V122H166V121L164 122ZM181 120H180V121L177 120V122H178V123H179V122H180V123H183V121L181 122ZM218 120H219V119H218ZM243 120H245V118H244ZM247 120H248V119H246V121H247ZM252 120H253V119H252ZM72 121H73V120H72ZM82 121H83V120H82ZM105 121H106V119H105ZM119 121H120V123H121L122 125L119 123ZM132 121H130V123H133ZM139 121H138V122H139ZM147 121H146V122H147ZM173 121H174V118H173V120H172V122H171V124H173L172 126L174 127V123H175V122L173 123ZM216 121H215V122H216ZM248 121H249V120H248ZM248 121H247V122H248ZM39 122H41V121H39ZM49 122H50V121H49ZM49 122H45V123H47V126H48V123H49ZM51 122H52V121H51ZM51 122L49 123V125H50V127H51V129H52L54 126H53V127L51 126ZM53 122H56V121H53ZM53 122H52V123H53ZM83 122H84V121H83ZM107 122H106V124H108ZM148 122H147V124H148ZM151 122H149V124H151ZM177 122H176V125H177ZM243 122H244V121H243ZM243 122H242V125H243ZM249 122H250V121H249ZM45 123H44V124H45ZM60 123H61V121H60ZM77 123H78V122H77ZM80 123H81V121H80ZM98 123H99V122H98ZM98 123H97V124H98ZM134 123H133V124H134ZM159 123H161V122H159ZM167 123H168V122H167ZM180 123H179V125H180ZM208 123H206V125H207ZM213 123H214V122H212V125H214ZM217 123H219V121H218ZM233 123H234V124H233ZM237 123H239V122H237ZM259 123H260V122H259ZM40 124H41V123H40ZM42 124H43V123H42ZM42 124L39 125V126H42ZM44 124H43V125H44ZM53 124H55V123H53ZM53 124H52V125H53ZM56 124H59V121H57ZM56 124H55V125H56ZM74 124H75V125H78L79 123L76 124V123L73 122V124H72V128L74 127ZM116 124H119V125H121V126H120V127H117V126H119V125L116 126ZM128 124H129V123H128ZM128 124H125V125H128ZM149 124H148V125L145 124V125H146V126H149ZM165 124H166V123H165ZM168 124H169V123H168ZM168 124H167V125H168ZM198 124H199V123H198ZM215 124H216V123H215ZM45 125H46V124H45ZM45 125H44V127H47V126H45ZM92 125H93V124H92ZM94 125H96V124L94 123ZM102 125H103V124H101V126H102ZM145 125H144V128L146 129L147 127H146ZM167 125H166V126H167ZM182 125H183V124H182ZM182 125H181V126H182ZM194 125H195V124H194ZM194 125L192 124V127H195ZM219 125H220V124H219ZM219 125H214V126H219ZM242 125H241V127H242L243 129H245V128L243 127V126H245V124H244L243 126H242ZM247 125H248V124H247ZM37 126H38V125H37ZM37 126H36V127H37ZM66 126H68V124H67ZM69 126H71V124H70ZM105 126H106V125H105ZM128 126H130V125H128ZM131 126H132V128H133V126H134V128L136 127L135 125H131ZM142 126H143V123H142ZM172 126H171V127H172ZM181 126H179L178 128H182V127H184V126H182V127H181ZM196 126H198L197 123H196ZM214 126H213V127H214ZM220 126H221V125H220ZM238 126H239V125H238ZM249 126H250V125H249ZM36 127H35V128H36ZM50 127H49V128L47 127V128L51 131ZM57 127H58V125H57ZM62 127H64V126L62 125ZM62 127H59V128L61 129ZM87 127H88V126H87ZM96 127H99V125L96 126ZM109 127H110V126H109ZM109 127H107V128L105 127V128H104V127L102 126L101 129L99 128L97 131L100 132L99 130H101L100 134L102 133V134L108 136V135L111 134L110 131L114 129V127H113L112 129H111V128L108 129ZM157 127H158V128H157ZM192 127L189 126V129L192 128ZM198 127H199V126H198ZM207 127H208V128H207ZM207 127H203V126H201V127H199L198 129H200V131H201V128H202V131H204L203 129L206 128V130L208 129V132L211 131V132H209V133H212L211 128L213 129V127H212V126H210L211 128H209V126H207ZM228 127H229V126H228ZM239 127H240V126H239ZM239 127H238V128H239ZM41 128H42V127H41ZM47 128H45V129H47ZM54 128L56 129V127H54ZM72 128H70V130H71ZM102 128H104V129H108V130H110V131L108 132V130H105V131H106V134H105V131H104V133H103L102 130H104V129H102ZM123 128H125V126H124ZM123 128H120V129H119V132H120L121 134H119L118 131H117L118 133H116V131H115V132L113 131L114 133H113L112 131H111V132H112L113 134L116 133L115 135H117V137L119 136V138H120V136H121V135H124L125 131L127 130V129H125V130L123 131ZM127 128H128V127H127ZM130 128H131V127H129V130H128V131H132V130L134 131V128H133V129L131 128L132 130H130ZM140 128H141V127H140ZM142 128H143V127H142ZM144 128L142 129V131L144 130ZM148 128H147V131H146V132L149 131ZM174 128H175V127H174ZM195 128H196V127H195ZM221 128H222V127H221ZM221 128H219V129H221ZM230 128H231V126L229 127V129H230ZM238 128H235V129L233 128V130H236V129H238ZM63 129H64V128H63ZM65 129H67V128L65 127ZM68 129H69V128H68ZM135 129L137 130V128H135ZM156 129H157V130H156ZM182 129H183V128H182ZM189 129H187V130L189 131ZM209 129H210V130H209ZM214 129H215V130H214L213 132H216V131L218 130V127H217V128L215 127ZM216 129H217V130H216ZM239 129H240V128H239ZM243 129H242V130H243ZM34 130H35V129H34ZM36 130H41V131H42V129H39V127L36 128ZM70 130H69V132H70ZM74 130H75V128H74ZM136 130H135L134 132H137ZM164 130H163V131H164ZM173 130H175V129H173ZM176 130H177V132L179 133L178 129H176ZM176 130H175V131H176ZM187 130L185 129L184 132H186ZM206 130H205V131H206ZM221 130H222V129H221ZM231 130H232V129H231ZM255 130H256V129H255ZM32 131H33V130H32ZM41 131H40V132H41ZM55 131H57V130H55ZM58 131H62V130H59V129H58ZM122 131H123L124 133H123ZM188 131H187V132H188ZM191 131H192V132H191ZM193 131H194V134H195V132H197V131L194 130V129H192V130L190 129V132H191V133H193ZM219 131H220V130H219ZM219 131H218V132H219ZM224 131H225V130H224ZM224 131H223V132H224ZM243 131H244V130H243ZM34 132H35V131H34ZM34 132H33V133H34ZM42 132H43V131H42ZM62 132H63V131H62ZM62 132H60V134H62ZM72 132H73V131H72ZM98 132H96V133L99 134ZM107 132H108L109 134H108ZM126 132H127V131H126ZM143 132L145 133V130H144ZM155 132H153V131L150 132V133H152V137L150 136L151 134H149V133L146 134V135H147V139H148V137L150 136V138H151L150 140H151V142H153V143H154V138H156V137H153V133H155ZM164 132L166 133V130H165ZM169 132H170V131H169ZM180 132H182V131H180ZM184 132H183L182 135H184ZM190 132H189V133H190ZM218 132H217V133H218ZM223 132H222V133H223ZM230 132L233 133V131H230ZM70 133H71V132H70ZM74 133H75V132H74ZM96 133H95V134H96ZM130 133H131V132H130ZM130 133H128V135H129ZM138 133H139V130H138ZM138 133H135L136 135H133V136H135V139H136L137 136H139V138H142V135L140 134L141 132L139 133V134L141 135V137H140V135H139ZM174 133L176 134V132H173V131H172V133H171V135H172L173 137L175 136ZM178 133H177V134H178ZM189 133H188V136H192V134L190 135ZM201 133H202V132H200V134H199V131H198V137H197V133H196L195 138L197 137V139H198L200 135H201V137L203 138L202 135H204V134H201ZM204 133H205V132H204ZM206 133H207V131H206ZM235 133H236V132H235ZM250 133H251V132H250ZM253 133H254V132H253ZM38 134H41V133H38ZM38 134H37V136H38ZM45 134L47 135V133H45ZM56 134H57V132L55 133V135H56ZM85 134H86V133L83 134L84 136L81 134L83 138H85ZM97 134H96V135H97ZM102 134H101V137H100V138L103 139L104 136H102ZM163 134H164V133H163ZM177 134H176V135H177ZM180 134H181V133H180ZM180 134H179V135H180ZM215 134H216V133H215ZM215 134H214V135H215ZM226 134H227V133H226ZM233 134H234V133H233ZM42 135H43V134H42ZM55 135H53V136L55 137ZM57 135H59V134H57ZM57 135H56V136H57ZM66 135H67V134H66ZM66 135L64 134V136H63V134H62L61 136L65 137ZM74 135H75V134H74ZM74 135H73V133H72V136H74ZM115 135H114L113 137H115ZM125 135H127V133H126ZM125 135H124V136H125ZM143 135H144V134H143ZM171 135H170V136H171ZM182 135H181V136H182ZM206 135H207V136H206ZM210 135H211V136H214V135H212V134H210ZM210 135L205 134L204 136L209 137ZM228 135H229V134H228ZM231 135H232V134H231ZM234 135H235V134H234ZM234 135H233L232 137L235 138ZM247 135H248V134H247ZM40 136H41V135H40ZM44 136H45V135H44ZM98 136H99V135H97V137H98ZM107 136H105V137H107ZM111 136H112V135H110V137H111ZM154 136H155V135H154ZM162 136L165 138V135H162ZM170 136H169V137H170ZM172 136L169 138V137L166 135L167 138L164 140V141H165V144L162 143V142H161V143L164 144L165 147H166V145H168L170 148L174 147V149H176L177 146H181V145H179V144H176V147H175V143H176L177 141H178V143H180V142L185 143V141H181V140L179 141V140L176 138L177 141L174 139L176 142H174V144L172 145V143H169V142L167 141V140L171 139ZM181 136H179V137H181ZM186 136H187V135H186ZM211 136H210V137H211ZM222 136H223V135H222ZM243 136H245V135H243ZM250 136H251V135H250ZM257 136H258V135H257ZM33 137H34V136H33ZM49 137H50V139L53 141V144H54V141H55V143L57 142L56 140H54V138L52 137V135H51V136H47L48 141H51V140L49 139ZM57 137H58V136H57ZM63 137H62V138H63ZM93 137H94V136H93ZM110 137L107 138V139H108V140H107L108 143H105L104 140H106V139L103 140V141H104V145H105V144L108 145L109 142L111 143L112 140L115 139V138H114V139H111ZM128 137H129V136H128ZM131 137H132V136H131ZM143 137H144V136H143ZM145 137H146V136H145ZM175 137H178V136H175ZM175 137H174V138H175ZM179 137H178V138H179ZM193 137H194V136H193ZM201 137H200V138H201ZM214 137L217 138L218 136H214ZM214 137H213V139H216V138H214ZM228 137H229V136H228ZM62 138H60V137L57 138L58 142L64 140V139H62ZM74 138H75V137H74ZM87 138H88V137H87ZM87 138H86V139H87ZM121 138H122V137H121ZM121 138H120L119 140H115V141H116V142H120ZM126 138H127V137H126ZM126 138L124 137V139L126 140L125 142H127V140H128L130 137L127 138V139H126ZM152 138H153V139H152ZM158 138H159V137H158ZM158 138H157V139H158ZM184 138H185V137L183 136L182 139H183V140H186V139H187V141H193V140H194L192 137H190V138L193 139V140H189V139H188L189 137L186 138V139H184ZM230 138H231V137H230ZM234 138H233V139H234ZM238 138H239V137H238ZM39 139H40V138H39ZM60 139H61V140H60ZM102 139H101V140H102ZM109 139H110L111 141H110ZM117 139H118V138H117ZM137 139H138V138H137ZM142 139H143V140H147V139H144V138H142ZM179 139H181V138H179ZM197 139L194 140L193 143L190 142L192 147L195 146V145H194V146L192 145V144H194V142H198ZM206 139H207V138H206ZM219 139H220V138H219ZM225 139H226V138H225ZM122 140H123V138H122ZM122 140H121V141H122ZM139 140L141 141V139H139ZM139 140H135V141L138 142ZM159 140H160V141H163V140H162V137H161V139H159ZM159 140H158V141H155V142L157 143V142H159ZM203 140H205V139H203ZM203 140L200 139L199 141L202 142ZM207 140H208V139H207ZM211 140H212V138H211ZM235 140H236V139H235ZM237 140H239V139H237ZM263 140H264V138H263ZM103 141H102V142H103ZM115 141H113V143H111L112 145L114 144V146H115V144H116ZM129 141H130V139L128 140V142H129ZM187 141H186L185 144H187ZM217 141H218V140H217ZM219 141H220V140H219ZM221 141H222V140H221ZM233 141H234V140H233ZM242 141H243V140H242ZM242 141H241V142H242ZM26 142H27V141H26ZM35 142H36V141H35ZM37 142H38V141H37ZM39 142H40V145H39V143H38V145H39L40 147L38 146L39 149H37V152H39V151L41 150V146L45 145V148L48 146V144H47L46 141H43V142H44V143L46 142L47 145H46V144H43L42 141H39ZM41 142H42L43 145L41 144ZM64 142H65V141H64ZM114 142H115V143H114ZM128 142H127V146H130L132 143H131V141H130L129 143H131V144H128ZM133 142H134V141H133ZM143 142H144V141H143ZM143 142H142V143H143ZM145 142L149 143V146L152 145V143H150V141H145ZM166 142H168L169 144H168V143L166 144ZM171 142H172V141H171ZM201 142H199V144H200ZM204 142L207 143V141H204ZM214 142H215V141H214ZM214 142H213V144H212V142L209 141V145H208V146H207V145L205 146L204 144H203V146H202V144H201V145H199L200 148H199V147H198V148L196 147L197 149H195V147H194V149H195V150L193 151L194 153H191V152H192V151H191V147L189 146V147H190L189 151H191V152H189V153L193 154V156H192V158H191V154H190V156H189L190 158H189V159L191 160V162L188 160L189 163H188V161H187L188 164L185 165V166H187V169H188L187 171H188V173H187V174L185 173L186 175H185V177H184V181L182 180V181L185 183V185L183 184V186L185 187L184 190L180 191V192H182L183 195H180V193H177V194L180 195V196L177 195V197H178L179 200H178V201L176 200L177 197H175V196H176V195H175V196H174V197H175L174 200L177 201V202H176L177 204H176V203H172L175 207H177V209L182 208V205H183L182 200H183V202H184V201H187V200H184V198H186L185 196H187L188 194H192V195H193V194L196 193V192H197L196 195L198 194V196H199L200 193H201V191H203L205 188H207V186H206V187L203 189V186H202V185H204V184L206 185L205 182H207V183L210 182V180H211V174L213 173V171H212V173H210V171H211V169H212V168H211V162H210V161H212L213 156H214V157L216 156V153H215V155L213 154V151H214V148H213V147H215V148L217 147V142H216V145H215ZM228 142L231 143V142H232V138H231V141H228ZM28 143H29V142H28ZM32 143H33V142H32ZM51 143H52V142H51ZM62 143H63V142H62ZM62 143H61V144H62ZM120 143H121V142H120ZM134 143H135V142H134ZM147 143H145V144L147 145ZM156 143H155V144H156ZM202 143H203V142H202ZM233 143H235V142H233ZM237 143H239V142H237ZM244 143H245V142H244ZM36 144H37V143H36ZM49 144H50V143H49ZM53 144H51V146L49 145L51 149H52V146L57 145V143L54 144V145H53ZM96 144H97V143H96ZM111 144H109L108 147H106V148H110V147H111V146H110ZM139 144H140V142H138V145H139ZM170 144H171V145H170ZM197 144H198V143H197ZM231 144H232V143H231ZM59 145H60V143H59ZM59 145H58V147H59ZM62 145H63V144H62ZM62 145H61V149H62ZM116 145H117V144H116ZM136 145H137V143H135V146H136ZM143 145H144V144H143ZM146 145H145V146H146ZM160 145H161V144H160ZM160 145H159L158 147L163 148L162 145H161V146H160ZM164 145H163V146H164ZM188 145H189V144H188ZM188 145H184V146H183V144H182V147H185V146H188ZM214 145H215V146H214ZM229 145H230V144H229ZM262 145H263V144H262ZM31 146H32V144H31ZM114 146H112V147L114 148ZM118 146H119V148L121 147V149H118V148H117V150H121V152H122V150H123L124 148H123L122 145L119 144V143H118ZM118 146H117V147H118ZM135 146H134V144L131 145L132 148L135 147ZM145 146H143V149L145 148ZM155 146H156V145H155ZM168 146H167V147H168ZM201 146H202V147H201ZM224 146H225V145H224ZM224 146H223V147H224ZM237 146H238V144H237ZM26 147H27L26 150H25V148H24V150H25L26 152H28V150H27V149H28V146H26ZM32 147H35V146H32ZM55 147H56L55 150H56V151H59V148H58L57 146H55ZM55 147H54V148H55ZM88 147H89V146H87V148H88ZM115 147H116V146H115ZM141 147H142V146H141ZM156 147H157V146H156ZM167 147H166V148H167ZM182 147H180L179 150H181ZM238 147H239V146H238ZM29 148H31L30 145H29ZM42 148H43V147H42ZM45 148H44V149H45ZM50 148H49V149H50ZM54 148H53V149H54ZM57 148H58V149H57ZM89 148H90V147H89ZM104 148H105V146H104ZM104 148H103V149H104ZM122 148H123V149H122ZM129 148H130V147H129ZM146 148H147V146H146ZM146 148H145L144 150H146ZM154 148H155V147H154ZM154 148L150 146V150H152V149H154ZM166 148L162 149V150H163V151H162L163 154H164L165 152H168V153H169V150H170L171 152L174 151L173 148H172L173 151H172L170 148H169V149L167 148V150H166ZM177 148H178V147H177ZM233 148H234V147H233ZM235 148H236V147H235ZM240 148H241V147H240ZM20 149H21V148H20ZM35 149H36V148H35ZM61 149H60V150H61ZM98 149H99V148H98ZM101 149H102V147H101ZM101 149H100V151L102 152L103 149H102V150H101ZM127 149H128V148H127ZM130 149H131V148H130ZM139 149H140V148H139ZM183 149H184V148H183ZM187 149H188V147H187ZM187 149H186V147H185V150H187ZM221 149H222V148H221ZM223 149H225V148H223ZM226 149H227V148H226ZM237 149H238V148H237ZM251 149H252V148H251ZM256 149H257V148H256ZM260 149H261V147H260ZM22 150H23V149H22ZM30 150H31V149H30ZM30 150H29V151H30ZM38 150H39V151H38ZM55 150H52L53 153H55V152H54ZM89 150H90V149H89ZM89 150L87 149V152H88ZM91 150H92V149H91ZM91 150L89 151L90 153L88 152L89 154H93V153H91ZM107 150H108V149H105V152H106ZM109 150H110V152H111V151H112V148L109 149ZM109 150H108V153H105L106 156H108V157H103V158H105V166L109 163V164L107 165V166H108V167H107L108 170H107L106 168H103V169L106 170V172H108V171L111 172V170L114 171V168L117 167V166H119V165H117V164H116L117 166L114 165L115 167H113V165H111L112 169H111V167L109 166L111 163H115V162L118 163V161H113V162H112V160L109 159V160L111 161V163H110V161H109L108 159H107L108 161L106 160V158H111V156H112V155H111V156L109 155V154H111V153L109 152ZM114 150H115V148H114L113 151H112L113 153L116 151V150H115V151H114ZM159 150H160V152H161V149H159ZM159 150L157 151L158 153H159ZM176 150H177V149H176ZM185 150H184V151H185ZM34 151H35V150H34ZM67 151H68V150H67ZM100 151H98L99 154H101ZM126 151H127V150H126ZM126 151H125V153H127V154H124V151H123V154H124L125 156H127V157H128V155H129V157H130V154L134 152V151H133V152H131V153H128V152H126ZM130 151H132V150H130ZM141 151H142V150H141ZM164 151H165V152H164ZM177 151H178V150H177ZM177 151H176V152H177ZM184 151H183V153L186 152V151H185V152H184ZM187 151H188V150H187ZM23 152H24V151H23ZM30 152H31V151H30ZM46 152H47V151H46ZM142 152L145 153L144 151H142ZM147 152H148V150L146 151V153H147ZM149 152H150V151H149ZM157 152H156V154H157ZM171 152H170V153H171ZM180 152H181V154L183 155L182 151H179V152H178L179 154H175V152H174V153H173V156L178 155V156H180V157L182 158L183 156L180 155ZM215 152H216V149H215ZM227 152H228V151H227ZM19 153H20V151H19ZM21 153H22V152H21ZM31 153H32V152H31ZM31 153H30L29 155H31ZM35 153H36V152H34V154H35ZM95 153H96V149H95ZM103 153H104V152H103ZM139 153H140V152H139ZM146 153L144 154L145 156L148 155V154H146ZM150 153H151V152H150ZM153 153H154V152H153ZM162 153H159V154H162ZM189 153L187 154V152H186L185 154H186V155H189ZM7 154H8V153H7ZM34 154H33V155H34ZM61 154H62V153H61ZM107 154H108V155H107ZM117 154H118V151H117ZM159 154H158V155H159ZM219 154H220V153H219ZM227 154L229 155V152H228ZM232 154H234V152H233ZM235 154H236V157H237L238 154H237V153H235ZM53 155H54V154H53ZM101 155H102V154H101ZM114 155H115V153H114ZM120 155H121V154L119 153L118 156H120ZM124 155H123V156H124ZM132 155H133V154H132ZM140 155H141V154H140ZM140 155H139V156H140ZM144 155H142V157H143ZM149 155H150V154H149ZM153 155H154V154H153ZM158 155L156 156V158H153V159L156 160L157 158H159ZM167 155H168V154L166 153V156H167ZM186 155H184V156H186ZM230 155H231V154H230ZM39 156H40V155H39ZM54 156H56V155H54ZM103 156H104V155H103ZM109 156H110V157H109ZM118 156H117V155L115 156V157H116V160H118L119 158H121V156H120V157L117 159ZM145 156H144V158H145ZM168 156H172V155L169 154ZM178 156H177V157H178ZM115 157H113L114 160H115ZM127 157H126V158H127ZM134 157H135V155H134ZM134 157H133V158H134ZM137 157H138V155H137ZM142 157L140 156V160H141L142 163H143V159H144V158L141 159ZM147 157H148V156H147ZM161 157H162V156H160V158H161ZM164 157H165V156H164ZM186 157L188 158V156H186ZM227 157H228V156H227ZM230 157H231V156H229V158H230ZM238 157H239V156H238ZM238 157H237V158H238ZM29 158H30V157H29ZM41 158H42V157H41ZM100 158H101V157H100ZM160 158H159V159H160ZM178 158H179V157H178ZM181 158H180V159H181ZM229 158H226V160L229 159ZM233 158H234V156L232 157V160H231V164H230V165H232V164H233L232 162H234ZM245 158H246V156H245ZM245 158H244V161L246 160ZM31 159H33V158H31ZM31 159H30V160H31ZM121 159H122V158H121ZM121 159H120V160H121ZM124 159H125V157H124ZM129 159H130V158H129ZM135 159H136V157H135ZM153 159H152V160H153ZM159 159H158V160H159ZM163 159H164V158H163ZM166 159L168 160L167 157H165V161H166ZM170 159H171V158L169 157V161H167L168 163H170ZM175 159H177V158H175ZM214 159H216V157H215ZM214 159H213V160H214ZM230 159H231V158H230ZM230 159L227 160V161H224V162H226V163L229 162V163H230ZM44 160H45V159H44ZM44 160H43V162H45ZM46 160H47V159H46ZM122 160H123V159H122ZM122 160H121V161H122ZM127 160H128V159H127ZM140 160H139V159L136 160L138 163L140 162L139 167H140V165H141V161H140ZM158 160H156V161H157V162H156L157 165H158L159 163L163 162V160L160 159L161 162L158 163ZM173 160H174V158H173ZM182 160H183V158H182ZM184 160H185V159H184ZM236 160H237V159H236ZM48 161H49V160H48ZM48 161H47V164H48ZM121 161H120V162H121ZM125 161H126V160H125ZM147 161H148V160H146L145 162L147 163ZM165 161H164V162H165ZM185 161H186V160H185ZM185 161H184V162H185ZM216 161H217V160H216ZM238 161H239V160H238ZM238 161H236V162H238ZM244 161H243V162L241 161V163L243 164ZM27 162H28V161H27ZM120 162H119V164H120ZM148 162H149V161H148ZM150 162H151V161H150ZM164 162H163V165H164L163 167H166L165 164H166L167 162H165V163H164ZM173 162H174L176 165H178V161H177V162L172 161L171 164H173ZM181 162H182V161H181ZM184 162H183V164H186V163H184ZM11 163H12V162H11ZM135 163H136V162H135ZM138 163L135 164V167H134V166L132 167V168H133V169H132V173H133V174H134V172H139L138 170H136V168L138 167V166H137ZM152 163H154V161H153ZM168 163H167V164H168ZM226 163H225V164H226ZM245 163H247V162L245 161ZM5 164H6V163H5ZM45 164H46V162H45ZM45 164H44V165H45ZM47 164H46V165H47ZM94 164H96V163H94ZM99 164H100V163H99ZM99 164H98V165H99ZM150 164H151V163H150ZM171 164H169L170 166H167V167H168L167 169L171 170V169L174 167V165H171ZM179 164H181V166H182V168H179V169H184L183 164L180 163V162H179ZM189 164H192V166H191V167L188 166ZM234 164H235V163H234ZM252 164H253V163H252ZM28 165H29V164H28ZM44 165H43V166H44ZM89 165H90V164H89ZM91 165H92V164H91ZM91 165H90V168H92ZM96 165H97V164H96ZM102 165H103V164H102ZM102 165L100 164L97 168L100 167V169H101ZM145 165H146V164H145ZM145 165H144V166H145ZM148 165H149V164H148ZM218 165H220V166H219V169H220V170H224V169H222L223 167H221V164H220V163H218ZM226 165H228V164H226ZM230 165H228V166H230ZM247 165H248V164H247ZM250 165H251V164H250ZM255 165H256V163H255ZM43 166H42V168H43ZM103 166H104V165H103ZM105 166H104V167H105ZM144 166H143V167H144ZM153 166H154V165H153ZM216 166H217V165H216ZM237 166H238V165H237ZM241 166H243V165H241ZM241 166H240V165L238 166V168H240V170H241ZM39 167H40V166H39ZM70 167H71V166H70ZM87 167H89V166L87 165ZM87 167H86V168H87ZM109 167H110V168H109ZM157 167H160V168H161V167H162V164H161V166H157ZM163 167H162V168H163ZM188 167H190V168H188ZM232 167H233V166H232ZM249 167H250V166H249ZM253 167H254V166H252V169H253ZM0 168H1V167H0ZM3 168H4V167H3ZM42 168H40V170H41ZM45 168H46V167H44V170H45V171H43V170H41V171L48 173V171H46L48 167H47L46 169H45ZM66 168H67V167H66ZM94 168H96V167L94 166ZM97 168H96V170H97ZM134 168H135V169H134ZM147 168H148V167H147ZM155 168H156V167H155ZM160 168H159V169H160ZM216 168H217V167H216ZM228 168H229V167H228ZM230 168H231V166H230ZM230 168H229V169H230ZM254 168H255V167H254ZM74 169H75V168H74ZM74 169H73V170H74ZM100 169L97 170V173H96V174H97V177H96V179H98V172H99ZM110 169H111V170H110ZM116 169H119V168H115V170H116ZM139 169H140V168H139ZM141 169H142V168H141ZM151 169H152V168H151ZM159 169H158V170H159ZM167 169H166V171H167ZM173 169H174V168H173ZM179 169H178V166H177V170H179ZM185 169H186V168H185ZM185 169H184V170H185ZM219 169H218V170H219ZM247 169H248V168H247ZM16 170H17V169H16ZM76 170H77V169H76ZM89 170H90V169H89ZM96 170L93 169L94 172H96ZM101 170H102V169H101ZM101 170H100V172H101ZM129 170H130V169H129ZM133 170H136V171L133 172ZM144 170L146 171V170H148V169L145 168ZM149 170H150V169H149ZM149 170H148V171H149ZM169 170H168V174H169V172H170ZM212 170H215V169H212ZM216 170H217V169H216ZM257 170H258V169H257ZM4 171H5V169H4ZM41 171H40V174H41ZM61 171H62V170H61ZM65 171H66V170H65ZM102 171H103V170H102ZM159 171H160V170H159ZM187 171H186V172H187ZM231 171H232V170H231ZM247 171H248V173H249L250 169H248ZM252 171H254V170H251L250 173H252V175H253V172H252ZM5 172H6V171H5ZM5 172H4V173H5ZM43 172H42V174H41V176H40V183L38 182V181H39V180H38V179H39L38 177H39L40 174H39V175L37 174L38 177H37V180H36L35 182H36V184H37V188L40 187V188H38V189H41V188L44 189L45 185L48 184V183L52 180V173H51V175H50V174H49L50 172H49V173H48L49 175H48V174L46 175V174H44ZM100 172H99V173H100ZM104 172H105V171H104ZM106 172H105V173H106ZM125 172H126V171H125ZM141 172H142V171H140L139 173H141ZM171 172L173 173V175L171 176V173H170V174H169V177L171 176V177L173 178V176H174V178H175V177L178 175V174H176V171H175V170H174V171H171ZM174 172H175V173H174ZM216 172H217V171H216ZM223 172H224V171H223ZM241 172H242V171H240V173H241ZM243 172H244V171H243ZM2 173H3V172H2ZM38 173H39V172H38ZM61 173H62V172H61ZM63 173H64V174H63ZM63 173L60 174V175H66V174H68L67 172H63ZM69 173H71V172H69ZM73 173H74V172H73ZM105 173H102V174H105ZM126 173H127V172H126ZM132 173H131V174H132ZM139 173H138V174H139ZM144 173H146V172H144ZM147 173H148V172H147ZM161 173H163V175L165 174L164 171H161L160 174H161ZM166 173H167V172H166ZM219 173H220V172H219ZM0 174H1V173H0ZM5 174H6V173H5ZM43 174H44V175H43ZM74 174H75V173H74ZM96 174H95V176H96ZM102 174H101V175H102ZM129 174H130V173H129ZM135 174H136V173H135ZM135 174H134V176L137 177V175H135ZM142 174H143V173H142ZM179 174H180V173H179ZM221 174H222V173H221ZM234 174H235V173H234ZM236 174H237V173H236ZM244 174H245V173H244ZM255 174H256V171H255ZM2 175H3V174H2ZM6 175H7V174H6ZM58 175H59V174H58ZM60 175H59V177H60ZM105 175H107V173H106ZM108 175H109V173H108ZM110 175H111V174H110ZM163 175H162V176H163ZM165 175H166V174H165ZM165 175H164L163 177L166 178V180H167V178H168L167 176H168V175H167L166 177H165ZM213 175H214V173H213ZM217 175H218V174H217ZM230 175H231V174H230ZM240 175H241V174H240ZM68 176L70 177L71 175L68 174ZM68 176H67V177H68ZM130 176L132 177L133 175H130ZM220 176H222V175H220ZM220 176L218 175L217 178L220 177ZM237 176H238V175H237ZM257 176H258V174H257ZM64 177H65V176H64ZM73 177H75V176L73 175ZM73 177H71V178H73ZM93 177H94V175H93ZM106 177H107V176H106ZM135 177H133V178H135ZM139 177H140V176H139ZM143 177H144V179L146 178L144 175H143ZM156 177H157V176H156ZM163 177H162V178H163ZM171 177H170V178H171ZM222 177H225V176H222ZM228 177H230V176H228ZM243 177H245V176H243ZM246 177H247V175H246ZM250 177H251V176H250ZM2 178H3V177H2ZM2 178H1V179H2ZM53 178H54V177H53ZM62 178H63V176H62ZM99 178H100V177H99ZM103 178H105V176L103 177V175H102V179H103ZM141 178H142V177H141ZM160 178H161V177H160ZM160 178H159V180H160ZM174 178H173V180H174ZM181 178H182V177H181ZM233 178H234V176H233ZM233 178H232V179H233ZM238 178H239V177H238ZM4 179H5V178H4ZM63 179H64V178H63ZM66 179H68V178H66ZM66 179H65V181H66ZM74 179H75V178H74ZM74 179H73V180H74ZM79 179H80V178H79ZM94 179H95V178H94ZM102 179H101V178H100V180L98 179L99 182H100V181L102 182V181H103ZM136 179H137V178H136ZM152 179H153V178H152ZM175 179H176V178H175ZM177 179H178V178H177ZM213 179H214V178H213ZM224 179H225V178H224ZM224 179H223V181H224ZM230 179H231V178H230ZM243 179H246V178H243ZM54 180H55V179H54ZM59 180H60V178H59ZM71 180H72V179H71ZM73 180H72V181H73ZM98 180H97V181L94 180V181L97 182L96 185H98V184L100 185V183L98 182ZM104 180H105V179H104ZM130 180L133 181V179H130ZM137 180H138V179H137ZM147 180H148V178H147ZM155 180H156V179H155ZM164 180H165V179H163V181H164ZM169 180H170V179L168 178V182H169ZM218 180H219V179H218ZM227 180H228V178H227ZM250 180H251V179H250ZM4 181H5V180H4ZM63 181H64V180H63ZM67 181H68V180H67ZM67 181H66V182H67ZM75 181H76V180H75ZM80 181H81V180H80ZM126 181H127V180H126ZM141 181H142V180H141ZM149 181H150V180H149ZM156 181H157V180H156ZM213 181H214V180H213ZM216 181H217V179L215 180V182H216ZM0 182H1V181H0ZM37 182H38L39 184H38ZM56 182H57V181H56ZM60 182H62V181L60 180ZM60 182L58 181V184H59ZM73 182H74V181H73ZM103 182H104V181H103ZM103 182H102V183H103ZM106 182H107V181H106ZM120 182H121V181H120ZM145 182H146V180H145ZM154 182H155V181H154ZM158 182H159V181H158ZM158 182H156V183L158 184ZM161 182H162V181H161ZM166 182H167V181H166ZM166 182H165V183H166ZM170 182H172V181H170ZM170 182L167 183V184H170ZM227 182H228V181H227ZM227 182L224 181V183H226V184L228 185ZM229 182H230V181H229ZM234 182H235V181H234ZM2 183H3V182H2ZM54 183H55V182H54ZM62 183H63V182H62ZM74 183H76V182H74ZM77 183H78V182H77ZM126 183H127V182H126ZM129 183H130V182H129ZM135 183H137V182L135 181ZM135 183H134V185H135ZM162 183L164 184V182H162ZM172 183H173V182H172ZM172 183H171V184H172ZM179 183H181V182H179ZM179 183H178V184H179ZM218 183H219V184H220V183L223 184L222 181H220V182H218ZM230 183H231V182H230ZM246 183H247V182H246ZM7 184H8V183H7ZM36 184H34V188L36 187ZM49 184H50V183H49ZM60 184H61V183H60ZM153 184H154V183H153ZM210 184H211V183L208 184L209 187H210ZM212 184H213V183H212ZM232 184H233V183H232ZM232 184H231V186H232ZM243 184H244V183H243ZM61 185H62V184H61ZM64 185H65V184H64ZM87 185H88V184H87ZM92 185H93V183H92ZM103 185H104V184H103ZM159 185H160V183H159ZM161 185H162V184H161ZM179 185H180V184H179ZM181 185H182V183H181ZM245 185H246V184H245ZM1 186L4 187L5 185H1ZM22 186H23V185H22ZM81 186H82V185H81ZM93 186H94V185H93ZM111 186H112V185H111ZM127 186H128V185H127ZM132 186H133V185H132ZM135 186H137V185H135ZM166 186H167V185H166ZM183 186H182V187H183ZM216 186H217V185H216ZM218 186H219V185H218ZM221 186H224V184L221 185ZM228 186H229V185H228ZM233 186H234V184H233ZM238 186H239V185H238ZM238 186H237V187H238ZM32 187H33V186H32ZM60 187H62V186H60ZM68 187H69V186H68ZM83 187H84V186H83ZM103 187H104V186H103ZM130 187H131V186H130ZM156 187H157V186H156ZM160 187H162V186H160ZM169 187H170V186H169ZM173 187H174V186H173ZM224 187H227V186H224ZM229 187H230V186H229ZM6 188H7V187H6ZM84 188H85V187H84ZM84 188H83V189H84ZM87 188H88V187H87ZM87 188H86L85 190H88ZM93 188H95V187H93ZM96 188H98V187H96ZM137 188H138V187H137ZM164 188H165V189H168V187H167V188H166V187H163L162 189L165 190ZM215 188H216V187H215ZM217 188H218V187H217ZM234 188H235V187H234ZM11 189H12V188L10 187V190H11ZM17 189H18V188H17ZM20 189H21V187H20ZM22 189L24 190L25 188L23 187ZM22 189H21V190H22ZM35 189H36V188H35ZM56 189H57V188H56ZM91 189H92V187H91V188L89 187V190H91ZM121 189H122V188H121ZM152 189H153V188H152ZM157 189H158V188H157ZM218 189H219V188H218ZM4 190H6V189H4ZM4 190H3V192H4ZM48 190H49V189H48ZM74 190H75V188H74ZM92 190H93V189H92ZM92 190H91V191H92ZM95 190H96V189H95ZM95 190H94V191H95ZM132 190H133V189H132ZM135 190H136V189H135ZM159 190H160V189H159ZM233 190H234V189H233ZM26 191H27V192H30L31 190H30V188H29V190L26 189ZM26 191H25V192H26ZM44 191H45V190H44ZM77 191H78V190H77ZM91 191H90V192H91ZM94 191H93V192H94ZM119 191H120V189H119ZM153 191H154V190H153ZM211 191H213V190H211ZM93 192H92V193H93ZM96 192H97V191H96ZM160 192H161V190H160ZM165 192H166V190H165ZM203 192H205V195H206V190H204ZM203 192H202V194H201L199 197H197V198H199V200H198V201L196 200V201H197V204L200 203L201 206H202V204H203L204 202H205V203H208V202H207V199H206V201H205V199L203 198V197H205V195H204ZM225 192H226V191H225ZM228 192H229V191H228ZM5 193H6V192H5ZM30 193H31V192H30ZM30 193H28V195H29ZM53 193H54V192H53ZM85 193H88V192H85ZM94 193H95V192H94ZM119 193H120V192H119ZM126 193H127V192H126ZM126 193H125V194H126ZM129 193H131V192H129ZM132 193L136 194L135 191H132ZM155 193H156V192H155ZM161 193H162V192H161ZM161 193L159 194V192H158V197H157V196H153V197H150V198L153 199L154 197H156L155 200L158 198V203H160V202L162 201V200H161L162 198L160 199V196H162ZM163 193H164V191H163ZM167 193H168V191H167ZM169 193H170V192H169ZM169 193H168V194H169ZM208 193H210L209 188H208V191H207V195H208V197H209V195H210L211 193H210V194H208ZM31 194H32V193H31ZM31 194H30V195H31ZM121 194H122V193H121ZM121 194H120V195H121ZM125 194H124V195H125ZM143 194H144V193H143ZM151 194H152V193H151ZM168 194H167V195H168ZM226 194H227V193H226ZM52 195H53V194H52ZM54 195H56V194H54ZM109 195H110V194H109ZM111 195H112V194H111ZM128 195H129V194H128ZM153 195H154V194H153ZM155 195H156V194H155ZM207 195H206V196H207ZM33 196H34V195H33ZM85 196H87V195L85 194ZM134 196H135V195H134ZM24 197H25V196H24ZM29 197H30V196H29ZM49 197L51 198V196H49ZM80 197H82V196H80ZM106 197H107V196H106ZM109 197H110V196H109ZM111 197H112V196H111ZM129 197H130V196H129ZM131 197H132V196H131ZM171 197H172V196H171ZM183 197H184V198H183ZM195 197H196V196H195ZM210 197H211V195H210ZM227 197H228V196H227ZM230 197H231V196H230ZM50 198H49V199H50ZM104 198H105V197H104ZM117 198H118V197H117ZM133 198H134V197H133ZM205 198H206V197H205ZM211 198H213V197H211ZM216 198H217V197H216ZM225 198H226V197H225ZM22 199H23V198H22ZM24 199L27 200L28 198H24ZM63 199H64V198H63ZM80 199H82V198H80ZM107 199H108V198H107ZM112 199H113V198H112ZM122 199H123V198H122ZM167 199H168V198H167ZM167 199H165V200H167ZM202 199H203L204 202L202 201ZM208 199H209V198H208ZM226 199H227V198H226ZM38 200H39V199H38ZM83 200H84V198H83ZM130 200H131V199H130ZM159 200H160V202H159ZM165 200H164V201H165ZM211 200H212V199H211ZM213 200H215V197H214ZM216 200H217V199H216ZM255 200H257V198H256ZM259 200H260V198H259ZM262 200H264V199H262ZM78 201H79V200H78ZM98 201H99V200H98ZM167 201H168V200H167ZM167 201H166V202H167ZM170 201H171V200H170ZM175 201H174V202H175ZM192 201H193V200H192ZM194 201H195V200H194ZM208 201H209V200H208ZM223 201H224V200H223ZM226 201H227V200H226ZM23 202H24V201H23ZM61 202H62V201H61ZM104 202H105V201H104ZM112 202H113V201H112ZM188 202H189V200H188ZM229 202H230V201H229ZM248 202H249V200H248ZM253 202H254V201H253ZM108 203H109V202H108ZM114 203H115V202H114ZM181 203H182V205H181ZM213 203L215 204L214 201H213ZM258 203H259V202H258ZM31 204H32V203H31ZM83 204H84V203H83ZM125 204H126V203H125ZM165 204H166V203H165ZM175 204H176L177 206H176ZM185 204H186V203H185ZM195 204H196V203H195ZM217 204H218V203H217ZM217 204H216V205H217ZM228 204H229V203H228ZM21 205H22V204H21ZM33 205H34V204H33ZM94 205H95V204H94ZM130 205H131V204H130ZM155 205L157 206V201H154V199L151 201V204H149V206L147 205L148 207H147L146 209H148V212L143 211V213H146V215H145L146 217H148V216H149L148 214H149L151 211L154 210V209H152V207L154 208ZM163 205H164V204H163ZM169 205H170V204H169ZM193 205H194V204H193ZM198 205H199V204H198ZM198 205H195V207H192V206H190V207H191V209H192V208H193V209H196V208H198V207H196V206H198ZM203 205H206V204H203ZM222 205H223V204H222ZM222 205H221V207H222ZM226 205H227V204H226ZM248 205H249V204H248ZM26 206H27V205H26ZM47 206H48V205H47ZM49 206H50V205H49ZM69 206H70V205H69ZM71 206H72V205H71ZM73 206L75 207V205H73ZM73 206H72V207H73ZM76 206H77V205H76ZM78 206H79V205H78ZM160 206H161V205H160ZM174 206H173V207H174ZM184 206H185V205H184ZM187 206H188V205H187ZM201 206H199V207H201ZM206 206H207V205H206ZM208 206H209V204H208ZM52 207H53V206H52ZM65 207H66V204H65ZM67 207H68V206H67ZM72 207H71V208H72ZM141 207H143V206H141ZM163 207H164V206H163ZM202 207H203V206H202ZM204 207H205V206H204ZM215 207H216V206H215ZM221 207H220V208H221ZM223 207H224V205H223ZM245 207H246V205H245ZM254 207H255V206H254ZM259 207H260V206H259ZM97 208H98V207H97ZM102 208H103V207H102ZM143 208H144V207H143ZM143 208H142V209H143ZM165 208H166V207H165ZM216 208H218V207H216ZM216 208H215V209H216ZM50 209H51V208H50ZM100 209H101V208H100ZM150 209H151V210H150ZM183 209H184V207H183ZM188 209H189V208H188ZM193 209L190 210V213L196 211V210L193 211ZM198 209H200V208H198ZM204 209H205V208H203V210H204ZM213 209H214V208H213ZM222 209H225V208H222ZM229 209H230V208H229ZM251 209H252V207H251ZM36 210H37V209H36ZM36 210H35V212H36ZM68 210H69V208H68ZM75 210H77V209H75ZM102 210H103V209H102ZM143 210H144V209H143ZM149 210H150V211H149ZM160 210H161V209H160ZM172 210H174V209H172ZM206 210H207V209H206ZM18 211H19V210H18ZM22 211H23V210H22ZM38 211H39V210H38ZM96 211H97V210H96ZM119 211H120V209H119ZM125 211H126V210H125ZM224 211H225V210H224ZM227 211H228V210H227ZM242 211H243V210H242ZM245 211H246V210H245ZM23 212H24V211H23ZM67 212H68V211H67ZM102 212H103V211H102ZM122 212H123V211H122ZM140 212L142 213L141 210H140ZM179 212H180V211H179ZM196 212H198V211H196ZM228 212H229V211H228ZM232 212H233V211H232ZM253 212H254V210H253L252 212H250V213L252 214ZM33 213H34V211H33ZM48 213H49V212H48ZM77 213H78V210H77ZM79 213H80V212H79ZM123 213H124V212H123ZM123 213H122V214H123ZM125 213H126V212H125ZM165 213H166V212H165ZM180 213H181V212H180ZM187 213H189L188 210H187ZM190 213H189V214H190ZM194 213H195V212H194ZM217 213H218V212H217ZM248 213H249V212H248ZM248 213H247V214H248ZM9 214H10V213H9ZM20 214H21V213H20ZM27 214H29V213H27ZM27 214H25V215H27ZM35 214H36V213H35ZM66 214H67V213H66ZM66 214H65V215H66ZM120 214H121V213H120ZM169 214H171V213H169ZM192 214H193V213H192ZM196 214H197V213H196ZM211 214H212V213H211ZM218 214H219V213H218ZM220 214L222 215V213H220ZM229 214L232 215V213H229ZM239 214H240V213H239ZM25 215H23V216H25ZM49 215H50V214H49ZM65 215H64V216H65ZM92 215H93V214H92ZM138 215H139V213L137 214V217H139ZM142 215H143V214H142ZM142 215H141V216H142ZM147 215H148V216H147ZM167 215H168V213H167ZM203 215H205V214H203ZM225 215H226V213H225ZM225 215H224V216H225ZM231 215H229V216H231ZM241 215H242V214H241ZM243 215H244V214H243ZM248 215H249V214H248ZM4 216H5V215H4ZM28 216H29V215H28ZM28 216H27V217H28ZM85 216H87V215H85ZM89 216H90V215H89ZM97 216H98V215H97ZM97 216H94L93 218H96ZM150 216H151V214H150ZM150 216H149V217H150ZM168 216H169V215H168ZM176 216H177V218H179L178 215H176ZM176 216H175V218H176ZM179 216H180V214H179ZM181 216H182V215H181ZM184 216H185V215H184ZM189 216H190V215L187 216V214H186L185 219L187 220L186 217H189ZM191 216H192V215H191ZM191 216H190V218H191ZM209 216H210V215H209ZM239 216H240V215H239ZM252 216H253V215H252ZM252 216H251V217H252ZM27 217H25L24 220L28 219ZM29 217H30V216H29ZM114 217H115V216H114ZM129 217H130V216H129ZM129 217H127V218H129ZM132 217H133V216H132ZM156 217H157V216H156ZM200 217H201V216H200ZM221 217H222V216H221ZM227 217H228V216H227ZM243 217H244V216H243ZM243 217H242V219H243ZM41 218H42V217H41ZM86 218H87V217H86ZM118 218H119V217H118ZM122 218H123V217H122ZM124 218H125V217H124ZM142 218H143V223H145L147 218H145L144 216H143ZM142 218H141V219H142ZM170 218H171V217H170ZM172 218L174 219V216H172ZM183 218H184V217H183ZM224 218H226V217H224ZM240 218H241V216H240ZM262 218H263V217H262ZM30 219H31V217H30ZM87 219H88V218H87ZM97 219H98V218H97ZM120 219H121V218H120ZM120 219H119V221H120ZM133 219H134V217H133ZM137 219H139V218H137ZM144 219H145V220H144ZM149 219H150V218H149ZM160 219H161V218H160ZM160 219H157V220L160 221ZM179 219H180V218H179ZM181 219H182V218H181ZM181 219H180V220H181ZM185 219H184V220H185ZM192 219H194V218L192 217L191 220H192ZM195 219H196V218H195ZM212 219H213V218H212ZM219 219H220V217H219ZM219 219H218V220H219ZM24 220H23V221H24ZM66 220H67V219H66ZM89 220H90V219H89ZM101 220H102V218H100V222H101ZM111 220H112V219H111ZM128 220H129V219H128ZM131 220H132V218H131ZM134 220H135V219H134ZM174 220H175V219H174ZM177 220H178V219H177ZM191 220H189V221H190L191 224H192L193 221H191ZM228 220H229V219H228ZM31 221H32V220H31ZM44 221H45V220H44ZM90 221H91V220H90ZM125 221H126L127 224L130 223V222H127V219L124 220L122 223H121V221H120V223L123 224ZM144 221H145V222H144ZM171 221H172V220H171ZM189 221H188V224L190 223ZM209 221H210V220H209ZM222 221H223V218H222ZM26 222H27V221H26ZM87 222H88V221H87ZM92 222H93V221H92ZM112 222H113V221H112ZM117 222H118V221H117ZM137 222H138V220H137ZM139 222H140V224H142L140 219H139ZM157 222H158V221H157ZM163 222H164V221H163ZM175 222H177V221H175ZM186 222H187V221H186ZM38 223H39V222H38ZM93 223H94V222H93ZM95 223H96V222H95ZM104 223H105V222H104ZM126 223H124V224H126ZM133 223H134V222H133ZM133 223H132V221H131L130 225L133 224ZM167 223H168V222H167ZM27 224H30V223L27 222ZM27 224H26V225H27ZM90 224H91V223H90ZM111 224H112V223H111ZM121 224H120V227H121V229H123L124 227H123V225L121 226ZM147 224H149V223L147 222ZM159 224H160V228H161L162 226H164V227H162V228H165V227H166V226H165L166 224L164 225V223H162V222H159ZM159 224H158V225H159ZM215 224H216V223H215ZM66 225H67V222H66ZM133 225H134V224H133ZM135 225H137V224L135 223ZM135 225H134V226H135ZM142 225H143V224H142ZM142 225H141V226H142ZM158 225H156V226H158ZM167 225H168V224H167ZM185 225H186V223H185ZM227 225H228V224H227ZM237 225H238V224H237ZM46 226H47V224H46ZM84 226H85V225H84ZM102 226H103V225H102ZM141 226H139V227H141ZM190 226H191V225L189 224V226H187V227L189 228ZM215 226H216V225H215ZM234 226H235V225H234ZM254 226H255V225H254ZM39 227H40V226H39ZM44 227H45V226H44ZM89 227H90V226H89ZM113 227H115V225H114ZM113 227H112V228H113ZM122 227H123V228H122ZM128 227H129V225H128ZM177 227H178V226H177ZM48 228H49V227H48ZM50 228H51V227H50ZM50 228H49V229H50ZM87 228H88V227H87ZM96 228H97V227H96ZM126 228H127V226H126ZM126 228H124V229H126ZM133 228H134V227H133ZM133 228H132V226H131L129 229L132 230ZM141 228H143V227H141ZM158 228H159V226H158ZM160 228L158 229V231L160 230ZM166 228H168V227H166ZM166 228H165V229H166ZM170 228H171V229H170ZM170 228H169L170 230L166 229V230H168V231H167L168 233H166L167 235L165 234L166 237L164 236L165 238L162 237L161 239H158V240H157V239L155 238V236H154L155 232L153 233V235H150L151 233H149V234L147 233V234H148L149 236H151V237L154 236L153 239H156V241L153 240V239H149V238H147V237L145 236V234H143V232L141 233L140 230L138 229L137 235H136V234L134 235V236H135V239L132 240V243H134L135 246L138 245V247H140V248H141V247H144V248H145V247L148 246V245H150V246L152 245L151 247L154 249L153 252L156 253V254L161 253L159 256H160L161 258H163L164 255H165L166 253L170 252V249H171V252H172V251H173V252L176 251V250H175V246H176V245L173 246V245L171 244L170 241L172 240V238H173L174 236L176 237L177 235H179V234H178L179 231H177V230H178L177 228H174V227H170ZM188 228H187V229H188ZM197 228H198V227H197ZM231 228H232V227H231ZM248 228H249V227H248ZM77 229H78V228H77ZM113 229H114V228H113ZM113 229H111V230L114 231V232H119V231H120V228H119V229L117 228V229H118L117 231H116V230H113ZM115 229H116V228H115ZM134 229H135V228H134ZM145 229H146V228H145ZM145 229H144V230H145ZM165 229H164V232L166 231ZM205 229H206V228H205ZM245 229H246V228H245ZM20 230H21V229H20ZM59 230H60V229H59ZM126 230H127V229H126ZM151 230H152V229H151ZM154 230H155V229H153V231H154ZM161 230H163V229H161ZM180 230H181V229H180ZM183 230H184V229H183ZM183 230H182L181 232H183ZM198 230H199V229H198ZM220 230H221V229H220ZM236 230H237V229H236ZM96 231H97V230H96ZM112 231H111V235H113V234H112V233H113ZM123 231H124V230H123ZM141 231H142V230H141ZM155 231H156V230H155ZM186 231H188V230H184V232H186ZM218 231H219V230H218ZM231 231H232V230H231ZM62 232H64V231H62ZM201 232H202V231H201ZM207 232H208V231H207ZM225 232H226V230H225ZM229 232H230V231H229ZM237 232H238V231H237ZM29 233H30V232H29ZM92 233H93V232H92ZM97 233H98V231H97ZM120 233H121V232H119V233H115V235H116V236H117L118 234L121 235ZM122 233H123V232H122ZM128 233H129V234H128ZM128 233H127V234H128L129 236H130V234H132V233L129 232V230H128ZM159 233H160V232H159ZM205 233H206V232H205ZM71 234H72V233H71ZM75 234H76V233H75ZM123 234H125V233H123ZM133 234H134V233H133ZM162 234H163V233H162ZM182 234H183V233H181L180 235H182ZM191 234H192V233H191ZM230 234H231V233H230ZM42 235H43V234H42ZM115 235H113V237H112V236H111V237H112L113 239H114V238H115V239H116V238L119 239V237L123 236V235H121V236L118 235V236L116 237ZM183 235H185V234H183ZM183 235H182V236H183ZM222 235H223V234H222ZM241 235H242V234H241ZM259 235H260V234H259ZM11 236H12V235H11ZM76 236H77V235H76ZM98 236H99V235H98ZM105 236H106V235H105ZM131 236H132V235H131ZM162 236H163V235H162ZM182 236L180 237L181 240L183 239ZM226 236H227V235H226ZM77 237H78V236H77ZM77 237H76V238H77ZM111 237H110V238H111ZM124 237H125V235H124ZM74 238H75V237H74ZM110 238H108V239H110ZM129 238H130V237H129ZM178 238H179V237H178ZM32 239H33V238H32ZM113 239H111V240H113ZM115 239L113 240L114 242H115ZM122 239H124V238H121V240H117V239H116V242H117V241H123ZM132 239H133V238H132ZM199 239H200V238H199ZM93 240H94V239H93ZM95 240H96V239H95ZM127 240H128V239H127ZM127 240H126V241H127ZM130 240H131V239H130ZM202 240H203V238H202ZM47 241H48V240H47ZM113 241H112V242H113ZM128 241H129V240H128ZM128 241L126 242L127 246H125V247H127V248H128V243H129ZM133 241H135V242H133ZM172 241H173V240H172ZM182 241H183V240H182ZM182 241H181V242H182ZM83 242H84V240H83L81 243H83ZM114 242H113V243H114ZM116 242H115V243H116ZM124 242H125V239H124ZM181 242H180V243H181ZM194 242H195V241H194ZM201 242H202V241H201ZM89 243H90V242H89ZM89 243H88V244H89ZM91 243H92V242H91ZM97 243H99V242H97ZM103 243H104V242H103ZM106 243H109V242L107 241V242H105V244H106ZM110 243H111V242H110ZM113 243H111L110 245H112ZM117 243H118V242H117ZM173 243H174V242H173ZM176 243H177V241H176ZM176 243H175V244H176ZM196 243H197V242H196ZM252 243H253V242H252ZM52 244H53V243H52ZM84 244H85V243H84ZM105 244H104V245H105ZM130 244H131V241H130ZM170 244H171V245H170ZM177 244H178V243H177ZM185 244H186V243H185ZM56 245H57V244H56ZM90 245H91V244H90ZM100 245H101V244H100ZM107 245H108V244H107ZM124 245H125V243H124ZM179 245H180V244H179ZM189 245H190V243L187 244V247H188ZM11 246H12V245H11ZM29 246H30V245H29ZM50 246H51V245H50ZM102 246H103V244H102ZM102 246H100V247H102ZM129 246H130V245H129ZM131 246H132V244H131ZM135 246H133V247L135 248ZM171 246H172V248H173L175 251L172 250V248H170ZM177 246H178V245H177ZM184 246H185V245H184ZM203 246H204V245H203ZM3 247H5V246H3ZM48 247H49V246H48ZM91 247H92V245H91ZM104 247H106V245H105ZM136 247H137V246H136ZM138 247H137V248H138ZM194 247H195V246H194ZM201 247H202V246H201ZM1 248H2V247H1ZM13 248H14V247H13ZM107 248H110L109 245H108ZM179 248H180V247H179ZM188 248H190V247H188ZM196 248L198 249L199 246L196 247ZM196 248H194V249H196ZM45 249H47V248H45ZM58 249H59V248H58ZM85 249H86V248H85ZM85 249H84V250H85ZM90 249H92V248H90ZM104 249H105V248H104ZM104 249H103V251H104ZM129 249H130V248H129ZM191 249H192V248H191ZM6 250H7V249H6ZM86 250H87V249H86ZM125 250H126V248H125ZM142 250H143V249H142ZM142 250H140V251H142ZM185 250L188 252L187 249H185ZM16 251H17V250H16ZM44 251H45V250H44ZM62 251H63V250H62ZM87 251H88V250H87ZM90 251H91V250H90ZM127 251H128V250H127ZM149 251H150V250H149ZM178 251H179V250H178ZM181 251H182V250H181ZM199 251H200V250H199ZM80 252H81V251H80ZM82 252H83V251H82ZM82 252H81V253H82ZM97 252H98V251H97ZM105 252H106V254H107L106 249H105ZM131 252H132V251H131ZM182 252H183V251H182ZM182 252H181V253H182ZM193 252H194V251H193ZM61 253H62V252H61ZM72 253H73V252H72ZM101 253H102V251H101ZM110 253H111V252H110ZM132 253H133V252H132ZM150 253H151V252H150ZM162 253H163V254H162ZM179 253H180V252H179ZM179 253H178V254H179ZM9 254H10V253H9ZM63 254H65V253H63ZM79 254H80V253H79ZM79 254H78V255H79ZM87 254H88V253H87ZM97 254H98V253H97ZM130 254H131V253H130ZM175 254H176V253H175ZM175 254L171 253V256H170V257H173V258H174V259H173L174 261H175V259H176V258H175L176 255H175ZM80 255H81V254H80ZM82 255H84V254H82ZM103 255H105V254L103 253ZM149 255H150V254H149ZM167 255H168V254H167ZM169 255H170V254H169ZM172 255H174L175 257L172 256ZM183 255H185V254H183ZM61 256H62V255H61ZM85 256H86V255H85ZM89 256H90V255H89ZM96 256H97V255H96ZM127 256H128V255H127ZM135 256H136V255H135ZM139 256H140V255H139ZM139 256H138V257H139ZM155 256H156V255H155ZM179 256H180V255H179ZM185 256H186V255H185ZM196 256H197V255H196ZM0 257H1V256H0ZM23 257H24V256H23ZM62 257H63V256H62ZM72 257H73V256H72ZM74 257L76 258L75 255H74ZM131 257H132V256H131ZM183 257H184V256H183ZM183 257H182V258H183ZM203 257H204V256H203ZM79 258H80V257H79ZM85 258H86V257H85ZM121 258H122V257H121ZM132 258H133V257H132ZM187 258H188V257H187ZM195 258L197 259V257H195ZM81 259H82V258H81ZM92 259H93V257H92ZM134 259H136V258H133V260H134ZM139 259H140V258H139ZM146 259H147V258H146ZM151 259H152V258H151ZM159 259H160V258H159ZM180 259H181V258H180ZM183 259H184V258H183ZM191 259H192V258H191ZM200 259H201V258H200ZM67 260H68V259H67ZM82 260H83V259H82ZM82 260H81V261H82ZM88 260H89V259H88ZM90 260H91V259H90ZM90 260H89V262H90ZM93 260H94V259H93ZM96 260H97V259H96ZM119 260H120V259H119ZM124 260H125V259H122V260H120V261H122V263H123ZM126 260H127V259H126ZM137 260H138V259H137ZM144 260H145V259H144ZM162 260H163V259H161V262L166 264V262H165L166 258H165V260H163L164 262H163ZM168 260L171 261L172 259L170 258V259H168ZM173 260H172V261H173ZM178 260H179V259H178ZM77 261H78V260L73 261V262L76 263ZM97 261H98V260H97ZM120 261H119V262H120ZM129 261H130V260H129ZM147 261H148V260H147ZM159 261H160V260H158V262H159ZM170 261H169V262H170ZM172 261H171V262H172ZM189 261H190V260H189ZM197 261H198V259H197ZM82 262H84V261H82ZM85 262H86V261H85ZM95 262H96V261H95ZM125 262H126V261H125ZM131 262H132V261H131ZM135 262H136V260H135ZM135 262H134L133 264H135ZM148 262H149V261H148ZM152 262H153V259H152ZM152 262H151V263H152ZM171 262H170L169 264H172ZM179 262H181V261H179ZM191 262H192V261H191ZM191 262H189V263H191ZM193 262H194V261H193ZM37 263H38V262H37ZM86 263H87V262H86ZM86 263H85V264H86ZM90 263H91V262H90ZM98 263H99V262H98ZM120 263H121V262H120ZM122 263H121V264H122ZM139 263H140V262H139ZM154 263H155V262H154ZM154 263H153V264H154ZM174 263H175V262H174ZM186 263H187V262H186ZM195 263H196V262H195ZM76 264H77V263H76ZM92 264H93V262H92ZM96 264H97V262H96ZM125 264H126V263H125ZM130 264H131V263H130ZM167 264H168V261H167ZM182 264H183V263H182Z\"/></svg>","mask_w":264,"mask_h":264},{"label":"built area","instance_id":"built-area-1","mask_svg":"<svg viewBox=\"0 0 264 264\" xmlns=\"http://www.w3.org/2000/svg\"><path fill=\"white\" fill-rule=\"evenodd\" d=\"M0 1L7 6H13L17 3L18 0H0Z\"/></svg>","mask_w":264,"mask_h":264}]
</instances>
